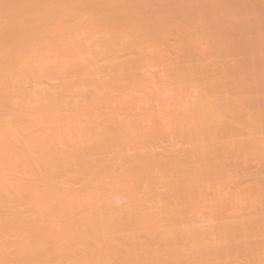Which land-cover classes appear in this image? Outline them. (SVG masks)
I'll use <instances>...</instances> for the list:
<instances>
[{"label": "rangeland", "instance_id": "rangeland-1", "mask_svg": "<svg viewBox=\"0 0 264 264\" xmlns=\"http://www.w3.org/2000/svg\"><path fill=\"white\" fill-rule=\"evenodd\" d=\"M5 1H7V2H5ZM16 1V2H15ZM14 2L12 1V0H3V2L0 0V25L2 26V24H3V27H4V29L0 26V29L1 30H5L4 32H6L7 30H12L13 28H15L14 26H13V28L11 27V25H13L11 22V20H9L8 21V19H11V18H9L8 17V15L10 14L9 12H13V10H17V11H15L16 13H15V15H16V18H17V21L20 23V24H24V25H26V24H28V21H29V19L30 20H33V21H35V22H38V25H36V23H35V29H34V25L31 23V22H33V21H30V23H31V25L33 26V28H32V26L30 27L29 25H26V26H28V30L31 32H26L25 31V33L23 32L25 29H23V31H21L20 29H19V31H21V32H23V33H20V32H18L17 31V33L15 32V34H14V38L10 41V42H8L7 44H6V42L5 41H3V40H5V39H2V37H0V39L2 40H0V56L2 55L3 56V58H2V56H1V58H0V60L2 61V65L0 64V68H1V70H0V124H3V123H5V121L6 120H8V126H6L5 128L7 129V127H8V129H10V131H12V129H13V131L12 132H10V134L9 135H11V133H12V135L14 136V134L16 133V134H18V133H21L22 131H24L25 130V132H27L28 131V133H25V132H22L21 134H23L24 135V138H27V137H29L31 140H29V138H27L26 140L25 139H23V140H19V139H17V143H20L21 144V146H20V144H15V143H13V139H15L16 137H13V139H12V137H11V139H9L8 138V136H7V134H8V130L6 131L7 132V134L2 130V129H0V144H1V146H0V150H2L3 149V147L4 148H6V146H7V148H9L10 146H12L13 144L14 145H16V146H12L10 149H12V151H10V149H7L6 148V151L8 152V150H9V153L11 154V155H14V157H21V156H23L24 155V153H22L23 151H25L26 150V155L27 156H23V159H22V157L20 158L21 160H19V158H18V162H22V163H19V164H21V165H18L16 162V164H15V166L18 168L19 166V168H18V170H16L17 168L13 165V167L11 166L12 165V162H11V160L9 161L8 159H12L13 158V156H11L10 157V155H9V157H8V159H3V158H5L6 157V154L8 155V153H6V151H4V149H3V152H5L4 154H5V156H4V154L2 155L3 157H1V153H2V151L0 152V160H2L3 159V161H4V163H3V161H1L0 162V164H2V166L0 165V170H1V168H3V165H5V162H6V166H4V167H6V168H8V167H11L12 169L15 167V169H11V168H8V169H10L9 171H6V169L4 170V168H3V171H2V173L0 174L1 175V177L3 176L2 174H4L5 172V174L7 175L8 174V176H10L9 178H8V176H6V175H4V176H6V177H4L3 176V178H1L0 177V179H3V180H0L1 182H0V185H1V183L3 182V184H4V186L6 185V183L8 184V180L10 179V182H11V180H12V182H13V180H15L17 177H19V179H21V178H23V177H21L22 175L24 176V178L26 177V179H28L29 178V180H30V182L32 181L33 182V180H34V178L36 177V178H38L37 176H40L39 175V173H41V176L39 177V178H41L42 177V174L44 175V177H46L45 179H44V177H42V179H44V181H43V183L41 182V184H43V187H45V186H47V190H53V188L52 187H54V186H52V181L50 180V178L52 179V180H55V181H57V180H59V181H57V182H55V186H56V184L58 183V182H60V180H61V182L63 183H60V184H62V188H63V186L65 185V183H68V182H70V181H72V180H74V178L73 177H76V181L74 180V183H73V181H72V189H70L71 188V186H68L67 187V189L69 188L70 189V191L71 190H77V189H79L80 191L79 192H83V190H84V186H86L85 184H86V182H87V180L85 181H82V183H84V184H82L81 183V181L80 180H83V179H80V178H83V175H84V172L85 171H81L80 170V172L79 171H74V174H75V172H77L78 174H80L81 172L83 173L81 176H77L78 174L76 173V175H72L73 173L71 172L72 170L71 169H65V168H67V167H69V168H72L73 169V166L75 167V169L77 168V166H79V165H81V167H80V169H83L85 166H87L91 161V163H94V162H96L95 160H97V158H98V155L99 154H101V155H103V157H106V158H104L103 159V157H101V155L99 156V158H98V160L97 161H99V159L100 158H102V159H100L101 161H105V159H108L107 160V162L108 163H110L111 161H112V159L111 158H113V155H114V152H112L113 150L116 152V151H118V149H119V147H115L114 149L112 148V147H114V145H112V147L111 148H109V146H111V143H110V145L107 143V144H105V142L107 141L106 140V138H107V136L109 135V140L108 141H112V139H110V138H112L111 136H112V130H113V132H116V128L118 129V131H122V129H123V132H124V134H125V136L127 135V138L125 137V139L127 140L128 139V137H132L133 138V140L134 141H136V139L138 138V140H137V142H138V144H141L140 142H147V141H150V139H156V137H157V135H159V138H161V137H165L166 136V138L168 137V135H169V137H168V139L166 140V138H165V140H164V138H162L163 139V141H162V139L161 140H159L160 142L159 143H157V139L155 140L154 139V141H151L152 142V146H147V145H149V143L151 144V142H148V143H146V145L145 146H147L146 148L148 149V148H150V149H148V150H151L152 148H154L155 150H153L152 149V151H158L162 156L163 155H165V153L167 152V151H169V149H172L173 150V153L175 152V153H178L179 155H181V157H182V159L183 160H187V161H189V160H191V151H192V149L194 150V144H195V140L197 141V140H199L198 138L200 137V135H201V138H203V137H206L207 138V136L208 135H210L211 136V141L213 140V143L211 144L210 142H207L206 141V143H207V151H208V149H210L209 150V152H210V156H211V158H214L215 157V159L217 160L218 159V161L217 162H221L220 164H222V167L225 169V170H227V172H226V174L227 175H225V177H227L228 175H229V178L230 177H232V178H226L224 181H223V183H222V186H221V188L219 187V191L218 190H216L215 188H214V192H213V188H212V190L209 188H207V187H205L206 185H205V183H207L206 181V179H208V176H209V174H207V175H205V176H207L206 178H205V180H204V176L203 177H201V179L200 178H198V179H200V181H198V179H195L194 181H191L192 182V184L194 183L195 185H193V187H195V188H192V187H190V182L189 183H186L185 181H187L186 179H185V177H187L186 175H183V176H185L184 177V179H182V180H184V181H182V180H180L181 178H183V177H180V179H178V177H177V175H175L174 177H175V179H173L174 177L173 176H171L172 177V179H171V181H173L174 180V183L175 184H178V185H176V187L177 186H179L180 185V187L182 188V186H186L185 184L184 185H181L182 183H181V181L182 182H184V183H186L187 184V186H189L188 188L190 189V188H192L193 190L194 189H197V190H199V187H200V190L198 191L199 193H201V194H203V195H201L200 197V199H201V201L199 200V202H196L197 201V199H195L196 197H192V196H190V197H192L191 199H185L186 201L187 200H189V201H191L192 202V204L190 203V202H186L185 200V203H186V205L184 204V205H182V203H184V202H179L178 201V203L180 204H176L177 206L175 207H172V206H169L168 204H166V201L165 202H160L157 198V193H159V192H161V191H163L164 189L166 190V188H164L163 186L164 185H168L170 182L169 181H167V182H165V180L163 181V183L165 182L166 184H164L163 186H160V189H156L155 188V191H154V186H152V188H148V189H145L144 188V186L147 188L148 186H146V185H142V188H140V186H134V184L135 183H133L132 181H131V185H133L131 188L132 189H130V186L131 185H128V184H130L128 181V183L127 182H125V184H123V183H121V182H115L116 183V185H117V187H116V185H115V183H112L110 186H109V181L110 180H106V179H109L108 177H106V176H109V174L107 173L106 174V176H105V178H103L104 177V175L103 176H99L100 177V179H101V177L103 178L102 180L105 182H103V181H101L99 178L97 179V180H99L98 181V183L100 184H98V186L95 184V182H94V184H92V185H95L96 187H98V188H100V187H105L104 189L106 190V192L109 190V188H111V189H114V193H113V190H111L110 189V191H108V192H111V193H113V195L115 194V191H116V189H115V187L116 188H118L120 191L121 190H123V192H120V191H118L117 190V192H119V193H121V194H119V195H114L113 197H111V198H109L110 196L109 195H111L112 196V194H109L108 192L106 193L105 192V194L106 195H108V199L106 198V196H105V194L103 193V191H104V189H102L103 191H102V193L100 192V189H99V192H98V190H96V187H91V183L93 182V177H95V176H93V175H89V176H87L89 173H85V175L84 176H86L84 179H87V177H89L88 179H92V182H88L87 183V185H88V189L91 187L92 188V191H89V192H87L88 191V189H87V193H89L88 195H87V201H85V203H86V207H81L82 209H80L79 207L81 206V205H83V206H85V203H84V201L82 202L83 204H81L80 202L82 201L81 199H85L86 197H81L82 195H84L86 192H81V196H79V192H78V198L80 199V200H77V201H74L75 203L76 202H79V204H80V206L76 209V210H72L71 208H74L73 206H75L74 205V202H72V199H70V197L68 198V196H69V194H71L70 192H69V194L67 195V199H66V201L68 200V199H70V201L73 203V205H72V203H70L69 202V200H68V204H71L72 206H71V208H70V205L68 206V204H67V202L66 201H62V203L64 204V203H66V205L68 206V208L69 209H71L72 211H75L76 213H77V211H78V214H75V212H74V214L71 216V218H73L74 220H73V222H79V223H81L80 225H79V223L78 224H76V223H74L75 225H78V226H74L75 228H73V226H68L69 228V231H71L72 233H68L69 234V236H68V234L66 235V234H64L63 235V237L62 238H66L67 236V238L66 239H68L70 236H73V235H75V233L74 232H77L76 231V229H77V227H79V228H81L82 226H84V220H82L81 221V219H85V221L88 219H91L90 217L93 215V214H91L90 213V211H91V209H92V211H94L93 213H96V215L94 216V219H95V217L96 218H102L101 220H103V213H104V215L106 214V212H107V207L105 206V209H106V211L104 210V211H102L103 210V208H104V206H103V204H105L106 202H107V204H109V201H107V200H109L110 199V203L112 204L111 206H115V207H113V208H115L116 209V211H114L115 209H111V206L109 205L108 207L110 208L109 210H112L111 212L113 213V211L114 212H117L118 214L119 213H121L120 211H122V213H126V211L123 209V206L124 207H126V210L128 209V207L129 208H131L132 209V206H133V204L134 203H136L137 202V200H136V197H138V194L137 193H134V192H131V191H133L135 188V190L134 191H139L138 193H140L139 194V196H141V197H138L137 199H138V201L141 199L142 200V202H141V200L139 201V202H137V203H140V205H142L141 207H140V205H139V207L140 208H142L143 206H144V208L142 209V211H144L143 212V215L145 214V216L143 217L144 219H145V217H146V211L147 210H144V209H146L147 207H148V216H149V212H150V210H152V207H154L153 209L155 210L156 209V204L158 203L159 205H160V207L162 208V210H164L165 212V214H171V215H173L172 213H173V211H175L174 212V215L175 216H177L176 214H179V217H180V223H179V225L177 226H175V228L176 229H174V227H171L172 229H174V231H175V233L173 234V236L174 235H176V237L175 238H178L179 239V237H180V235L182 234V233H184V232H182V231H184V230H186L185 228L191 223V221H192V223L190 224V225H193V222L194 223H197L198 224V228H199V231H197L198 229L196 228V226H195V224L192 226L193 227V229H196L195 230V232L197 231V232H201V230H203V229H205L204 231H202V233L204 232V234H208V236H209V232H214V231H219L220 229H223L224 227H229V224L231 225H233V226H235V225H237V223H239V225L241 224V223H246L245 222V220H250L249 222H251V219L252 218H254L255 216H259V213L260 212H263L264 210V197L262 196V195H264V192H263V190H264V153H263V151H264V137H263V133H264V80H262V79H264V60H262V59H264V41H263V35H264V0H235V2H234V0H211V1H208V0H184V1H182V3H186V4H182L181 3V1L180 0H176V2H174L173 0H137V1H135V0H133L134 1V3H133V1L132 0H129L130 1V3L128 2V0H124V1H119V0H117V2H116V0H108L109 1V4H107L108 3V1L107 0H105V1H103V0H98L99 2H98V4H94V3H96L97 1L96 0H66V1H68V3L65 1V0H25V2H24V0H22V1H20V0H15ZM35 1V2H34ZM38 1V2H37ZM43 1H44V3H43ZM58 2L57 4H56V2ZM71 1V3H69ZM78 3H77V2ZM91 1H92V3L93 4H91ZM112 2V4H111V2ZM139 1V2H138ZM153 1V2H152ZM154 1H155V3H154ZM157 1V2H156ZM164 1V2H163ZM171 1H173V2H171ZM191 1V2H190ZM199 1H201V2H199ZM207 1V2H206ZM215 1V2H214ZM223 1H224V3H223ZM230 1V2H229ZM10 2V3H9ZM30 2V3H29ZM46 2V3H45ZM51 2V3H50ZM107 2V3H106ZM121 2V3H120ZM128 2V3H127ZM138 2V3H137ZM141 2L143 3V4H141ZM161 2V3H160ZM167 4H166V3ZM170 4H169V3ZM227 2V3H226ZM3 3V4H2ZM17 3H19V4H17ZM26 3H28V4H26ZM32 3H33V5H32ZM36 3V4H35ZM38 3V4H37ZM49 3V4H48ZM63 3L65 4V6L64 7H66V8H64V10H62L61 9V11L59 12V10H60V8H62L61 6H63ZM74 3L76 4V5H74ZM82 3V5H80ZM101 3H103L102 5H101ZM106 3V4H105ZM117 3L119 4V6L117 5ZM125 3V4H124ZM131 3H133V5L132 6H130V4ZM140 3V4H139ZM149 3V4H148ZM154 3V4H153ZM165 3V4H164ZM174 3V4H173ZM177 3V4H176ZM180 3V4H179ZM208 4V6H207V4ZM211 3V4H210ZM219 3V4H218ZM241 3V4H240ZM5 4H7L6 6H5ZM12 4V6H9V5H11ZM15 4V5H14ZM25 4V5H24ZM39 4H41V5H39ZM46 4V5H45ZM62 4V5H61ZM68 4V5H67ZM78 4V5H77ZM85 4H86V6H85ZM115 4V5H114ZM124 5V6H121V5ZM137 4V5H136ZM138 4H139V6H141V7H139L138 6ZM146 4V5H145ZM148 4V5H147ZM188 4V5H187ZM203 4H206V6H204ZM218 4V5H217ZM236 4V5H235ZM238 4H239V6H238ZM4 5V6H3ZM14 5V6H13ZM20 5H22V6H20ZM37 7H36V6ZM43 5V6H42ZM55 5H57V6H55ZM58 5H60V7L58 6ZM90 5V6H89ZM92 5H93V7H92ZM108 5H110L109 7H108ZM112 5H114V6H112ZM126 5V6H125ZM137 7H136V6ZM143 5H145L143 8H142V6ZM152 5V6H151ZM165 6V8L163 7L162 8V6ZM177 5V6H176ZM191 5H193V7L191 6ZM197 5V6H196ZM214 5H216V6H214ZM228 5V6H227ZM244 5H245V7H244ZM3 6V7H2ZM20 6V7H19ZM27 6H29L30 8V10L29 9H27L28 7ZM52 6H54V7H58L59 9H57V8H54V7H52ZM73 6V8H74V10H73V8H71ZM76 6H77V8H76ZM94 6H95V8H94ZM97 6V7H96ZM116 6L118 7V8H116ZM128 6V7H127ZM147 6H149V7H147ZM156 8H154V7ZM169 6V7H168ZM178 6H180V7H178ZM187 6V7H186ZM188 6H190V8L188 7ZM210 6V7H209ZM219 6V7H218ZM11 7H13V8H11ZM24 9H23V8ZM36 7V8H35ZM41 7H42V10L43 11H40L41 10ZM45 7H48V8H45ZM50 7V8H49ZM100 9H99V8ZM104 7H105V9H104ZM119 7H121V8H119ZM129 7L131 8V9H129ZM140 8V10H142L141 11V13H140V10H139V8ZM167 7V8H166ZM182 7V8H181ZM203 7V8H202ZM205 7H207L206 9H204ZM228 7V9L226 10L225 8H227ZM237 7V8H236ZM240 7V8H239ZM243 7H244V9H243ZM9 8V9H8ZM13 9V10H11V9ZM17 8V9H16ZM19 8V9H18ZM20 8H22V11H21V9ZM33 8V9H32ZM39 8V9H38ZM53 10H52V9ZM83 8V9H82ZM112 8V9H111ZM125 8V9H124ZM126 8H127V10H126ZM133 8V9H132ZM136 8L138 9V10H136ZM146 8V9H145ZM147 8H148V10H149V12H147ZM158 8V9H157ZM181 8V9H180ZM187 8V9H186ZM194 8V9H193ZM203 10H202V9ZM209 8V9H208ZM216 8H218V9H216ZM246 8V9H245ZM5 9V10H4ZM27 10V12H26V10ZM36 9H38V10H36ZM56 9H57V12L58 13H63V14H58L57 13V15L55 14V11H56ZM67 9H68V11H67ZM69 9H70V11H69ZM85 9V10H84ZM93 9V10H92ZM111 9V10H110ZM118 9V10H117ZM122 9V10H121ZM136 11H135V10ZM160 9V10H159ZM168 9V10H167ZM169 9H173V10H169ZM175 9V10H174ZM196 9V11L195 12H193L194 10ZM198 9V10H197ZM207 9H208V11H207ZM211 9H212V12H211ZM222 9H224V10H222ZM233 9V10H232ZM235 9V10H234ZM6 10H8V11H6ZM31 10H33L32 12H31ZM45 10L47 11V10H49V12H45ZM71 10H73V12L69 15V13L71 12ZM86 10H87V12H86ZM91 10V11H90ZM104 10H107V11H105L104 12ZM115 10V11H114ZM159 10V11H158ZM167 10V11H166ZM213 10H214V12H213ZM218 10V11H217ZM50 11H52V13H53V16H56V17H54L53 18V16L51 15L52 13H50ZM67 11V12H66ZM76 11H78L77 12V15H76ZM85 11V12H84ZM94 11H95V13H94ZM100 11H102L101 12V14H99V12ZM108 11H110V12H108ZM113 11V13H111ZM119 11H120V13H119ZM122 11V12H121ZM126 13H125V12ZM130 11V12H129ZM132 11H133V13H132ZM140 13H138V12ZM151 11V12H150ZM161 11H163V12H161ZM168 12V13H166V12ZM171 11H173V12H171ZM175 11H177V12H175ZM181 11V12H180ZM182 11H187V12H182ZM190 11V12H189ZM192 11V12H191ZM228 11V12H227ZM230 11V12H229ZM248 11V12H247ZM11 12V13H12ZM19 12V13H18ZM41 12H42V14H41ZM69 12V13H68ZM75 12V13H74ZM116 12V13H115ZM129 12V13H128ZM145 12H147V13H149L148 14V16H147V14H145ZM154 12V13H153ZM179 12V13H178ZM197 12V13H196ZM203 13V15H201L202 13ZM208 12V13H207ZM219 12H220V14H219ZM223 12V13H222ZM245 12V13H244ZM5 13L6 14H8V15H5ZM22 13V14H21ZM26 13H27V15L28 16H26V18L24 17L25 15H26ZM32 13V14H31ZM36 13V14H35ZM45 13V14H44ZM84 13V14H83ZM88 13V15H86ZM89 13H91V14H89ZM93 13V14H92ZM97 13V14H96ZM104 13V14H103ZM105 13H106V15H105ZM130 13H132V14H130ZM144 13V14H143ZM153 13V14H152ZM193 13V14H192ZM201 13V14H200ZM216 13V14H215ZM221 13H222V15H221ZM225 13H227V14H225ZM232 13L234 14L233 16H232ZM13 15H14V12L12 13ZM24 14V15H23ZM50 14V15H49ZM79 14V15H78ZM95 14V15H94ZM108 14V15H107ZM116 16H115V15ZM127 14V15H126ZM136 14H138V16L140 15H142V20L144 21H142L141 20V18H140V16H139V18H138V16H136ZM163 16H161V15ZM170 14V15H169ZM172 14V15H171ZM177 14V15H176ZM190 14H191V16H190ZM208 14V15H207ZM209 14H212V15H209ZM231 14V15H230ZM23 15V16H22ZM35 15V16H34ZM39 15V16H38ZM62 15H64V17H65V15H66V17L62 20L61 19V17H62ZM85 15H86V17H87V19H84L85 18ZM91 15V16H90ZM93 15V16H92ZM102 15H104V16H102ZM111 15H113V17L111 16ZM118 15V16H117ZM120 15V16H119ZM131 15V16H130ZM134 15V16H133ZM195 15H196V17H195ZM198 15H199V17H198ZM215 15V16H214ZM235 15H237V16H235ZM4 17V16H6V17H4L3 19H5V21L1 18V17ZM22 16V17H21ZM30 16V17H29ZM32 16V17H31ZM37 16H38V19H35V18H37ZM49 16L50 17H52L49 21V23H46V22H48V20H47V18H49ZM60 17V19H61V21L58 19V17ZM80 16L81 17H83V18H80ZM116 18H115V17ZM123 16H124V19H123ZM129 18H128V17ZM146 16L148 17L147 18V20L149 19L150 20V18L149 17H152L153 19L155 18V20H153L152 18V20L154 21H152V20H150L149 22H150V24H156L157 23V25H153V27H152V25L150 26V27H152L153 29H152V31H151V28L150 27H148L150 24H149V22H148V25L146 24V26L144 27L143 26V24H145L147 21H146V19H144V18H146ZM200 16H202V17H200ZM208 16V17H207ZM226 16V17H225ZM231 16H232V18H231ZM20 17V18H19ZM25 19H27V17H28V19L27 20H25ZM43 17H45V18H43ZM93 18V19H95V21L91 18L90 20L93 22V23H90L91 21L89 20V18ZM95 17V18H94ZM102 17V18H101ZM119 17V18H118ZM121 17V18H120ZM127 17V18H126ZM133 17V18H132ZM158 17H159V19H158ZM169 17H171L170 19H169ZM181 17V18H180ZM191 18V20H190V18ZM194 17V18H193ZM210 17V18H209ZM214 17V18H213ZM216 17V18H215ZM222 17V18H221ZM228 17V18H227ZM249 19H248V18ZM31 18H33V19H31ZM43 18V19H42ZM57 18V19H56ZM66 18H70V20H68V21H66ZM74 18V19H73ZM100 18V19H99ZM106 18V19H105ZM109 18V19H108ZM118 18V19H117ZM126 18V19H125ZM131 18V19H130ZM136 18H138V20L136 19ZM161 18H162V21H161ZM176 18H178V19H176ZM188 18V19H187ZM198 18V19H197ZM202 18V20H200ZM209 18V20L207 21L206 19H208ZM223 18H224V21H223ZM239 18H241V19H239ZM21 21H20V20ZM79 19V20H78ZM81 19H84V20H82V22L80 21ZM112 19V20H111ZM116 20V21H114V20ZM119 19H120V21H119ZM132 19H134L133 20V22H130V21H132ZM158 19V20H157ZM164 19V20H163ZM244 19H245V21H244ZM252 19V20H251ZM24 20V21H23ZM38 20V21H37ZM42 20V21H41ZM46 20V21H45ZM54 20H55V22H54ZM100 20H102L103 21V23H102V21H100ZM110 20H111V22H110ZM125 20V21H124ZM130 20V21H129ZM195 20H196V22H195ZM213 20H214V22H213ZM222 21V22H220V21ZM237 20H239V21H237ZM253 20H254V23H253ZM3 21V22H2ZM60 21V22H59ZM66 22V23H64V22ZM77 21H79V22H77ZM84 21H86V25L84 24ZM97 21V22H96ZM107 21H109V22H107ZM113 21V22H112ZM126 21H127V23H126ZM140 21H142V22H140ZM161 21V22H160ZM172 21V22H171ZM200 21L202 22V23H200ZM209 21H211V22H209ZM242 21V22H241ZM6 23V26H4L5 25V23ZM11 23V25H9L8 23ZM26 24H25V23ZM40 22H41V24H42V26H41V24H40ZM46 23V24H44L45 25V27H44V25H43V23ZM51 22H52V24H51ZM57 25V26H55V24ZM56 22H59V23H56ZM72 22H76V24L77 23H79L78 24V26L76 25V24H74L73 23V25H75L74 26V29H73V27H69L68 28V26H72ZM139 22H140V24H139ZM159 22V23H158ZM166 22V23H165ZM174 22V23H173ZM182 22H184V23H182ZM186 22V23H185ZM216 22H218V23H216ZM226 22V23H225ZM238 22H240V23H238ZM243 22H245V23H243ZM2 23V24H1ZM60 23H61V25H60ZM67 23H69L70 25H68ZM81 23H82V25H85L84 27L81 25ZM89 23V24H88ZM95 23V24H94ZM100 23H101V25H100ZM108 23V24H107ZM131 23V24H130ZM135 23H138V25L136 26V24ZM169 23V24H168ZM188 23V24H187ZM194 23V24H193ZM200 23V24H199ZM207 23V24H206ZM243 23V24H242ZM251 23H253V24H251ZM59 24V25H58ZM87 24H88V26H87ZM91 24H93L92 25V28H91ZM97 24V25H96ZM112 24V25H111ZM117 26H116V25ZM126 24V25H125ZM134 24V25H133ZM174 24V25H173ZM245 24V25H244ZM247 24V25H246ZM249 24V25H248ZM9 25V26H8ZM49 25V26H48ZM53 26L52 28H50L51 26ZM80 25V26H79ZM100 25V26H99ZM105 25H107V26H105ZM111 25V26H110ZM141 25H142V27H141ZM161 25V27H159ZM165 25V26H164ZM168 25V26H167ZM172 25H173V27H172ZM185 25V26H184ZM187 25H189V27L187 26ZM198 25V26H197ZM209 25V26H208ZM228 25V26H227ZM234 25V26H233ZM25 26V27H26ZM43 27V28H41V27ZM48 26V27H47ZM59 26H61V27H59ZM63 26L64 27H66L65 29H67V31H65V29L63 28ZM96 26V27H95ZM100 28H98V27ZM102 26H103V28H102ZM113 26V27H112ZM125 26V27H124ZM127 26H129V27H127ZM158 26V27H157ZM197 26V27H196ZM203 26V27H202ZM213 26V27H212ZM232 26V27H231ZM245 26V27H244ZM46 27L47 28H49V29H46ZM81 27H83V28H81ZM105 27V28H104ZM118 27V28H117ZM136 29H134V28ZM146 27H148L147 29H146ZM166 27H167V29H166ZM180 27V28H179ZM184 28V29H182V28ZM196 27V29H194ZM200 27V28H199ZM215 27V28H214ZM220 27V28H219ZM230 27V28H229ZM234 27V28H233ZM240 27V28H239ZM7 30H6V29ZM10 28V29H9ZM39 28H40V30H39ZM54 28L56 29V30H54ZM78 30V32L80 33V29L81 30H86V28H89V29H87L86 31H87V33L88 34H86V36H84L85 35V33H82V32H84V30L80 33V38L82 39H80L79 38V36H78V34L79 33H77V34H75V32H77V30ZM80 28V29H79ZM90 28H91V30L92 29H94V31L92 30V31H90ZM97 28V29H96ZM115 28V29H114ZM117 28V29H116ZM125 28V29H124ZM160 28V29H159ZM204 28V29H203ZM246 28L247 29H249V30H246ZM17 29V28H16ZM31 29V30H30ZM42 29L46 32H44L43 33V35H42V33L41 32H43L42 31ZM61 29V30H60ZM62 29H64V31H62ZM68 29H70V30H68ZM103 29H105V33H104V30ZM107 29H108V31H107ZM120 29H122V30H120ZM137 29H139V30H137ZM144 29V30H143ZM150 29V30H149ZM154 29H156L157 30V32H156V30H154ZM158 29H159V31H158ZM191 29V30H190ZM199 29H201V30H203V31H200ZM223 29V30H222ZM229 29V30H228ZM231 29V30H230ZM238 31H236V30ZM47 30V31H46ZM58 30H60L61 32L59 33V31ZM72 30V31H71ZM74 30V31H73ZM76 30V31H75ZM132 30H134V31H132ZM160 30H161V32H160ZM164 30V31H163ZM198 30V31H197ZM219 30H221V31H219ZM225 30V31H224ZM241 30V31H240ZM243 30V31H242ZM48 31H51V33H49ZM53 31L55 32V34L53 33ZM103 31V32H102ZM110 31H112V32H110ZM119 31L120 33H121V35L119 34V32L117 33V32ZM122 31V32H121ZM125 31V32H124ZM142 31V32H141ZM144 31H148L149 32V34L150 33H152V34H148V32H144ZM169 31H170V34H169ZM180 31L181 32H184V33H182V34H180V35H182V36H180L179 35V33H180ZM193 31V32H192ZM200 31V32H199ZM233 31V32H232ZM249 32V34H247L248 32ZM4 32H0V34H2V33H4ZM35 32H36V34L37 33H39L40 32V34H35ZM64 32V33H63ZM69 32H71V34H70V37L68 36V33ZM96 32V33H95ZM103 34H105L104 36L102 35V33ZM108 34H107V33ZM109 32H110V34H109ZM124 32V33H123ZM131 32V33H130ZM153 32H154V34H153ZM155 32H156V36H155ZM173 32V33H172ZM208 32V33H207ZM217 32V33H216ZM235 32V33H234ZM246 32V34H244ZM72 33H74V35H72ZM93 35V36H95L96 34L98 35V37L96 36V37H94V39H93V36L91 35V34ZM94 33H95V35H94ZM100 33H101V35H100ZM113 33H116V34H113ZM126 33V34H125ZM134 33V34H133ZM136 33V34H135ZM141 33V34H140ZM145 33V34H144ZM157 33H158V36H157ZM178 33V34H177ZM187 33V34H186ZM189 33V34H188ZM193 33V34H192ZM202 33H203V39L202 38H200L201 37V35H202ZM240 33V34H239ZM242 33V34H241ZM259 35H258V34ZM27 34V35H26ZM30 34H31V37H30ZM32 34H35V35H32ZM45 34V35H44ZM48 34H50V36L48 35ZM56 34H57V37H56ZM65 34V35H64ZM111 34H112V36H111ZM117 34H119L118 36H120V37H118L117 36ZM133 36L132 38H131V36ZM143 34V36H141ZM146 34L148 35V36H150V37H146ZM173 34H174V37H173ZM175 34H177V35H175ZM192 34V35H191ZM200 34V35H199ZM217 34V35H216ZM236 34V35H235ZM240 36H239V35ZM251 34V35H250ZM257 34V35H256ZM261 34H263V35H261ZM21 35H22V37H21ZM29 35V36H28ZM40 35V36H39ZM41 35H42V38H41ZM47 35V36H46ZM53 35H54V37H53ZM66 37V39H65V37ZM88 35V36H87ZM116 35V36H115ZM122 35H124V36H122ZM136 35V36H135ZM138 35V36H137ZM160 35H161V37H160ZM199 35V36H198ZM221 35H222V37H221ZM244 37H243V36ZM261 35V37H259ZM16 36V37H15ZM37 36H38V38H41V42L43 43H41V42H39V40H38V38H37ZM44 36V37H43ZM68 36V37H67ZM72 36V37H71ZM73 36H75V38L77 37L78 39H80V40H75V38L73 37ZM83 36H84V39H83ZM99 36H100V38H99ZM103 36V37H102ZM130 36V37H129ZM135 36V37H134ZM151 36H153V37H151ZM156 38H155V37ZM166 37V36H168V37H166L164 40H163V38L164 37ZM178 36H179V38H178ZM189 36H191V37H189ZM196 36V37H195ZM209 36V37H208ZM216 36V37H215ZM249 36V38H247V37ZM253 36V37H252ZM259 38H258V37ZM19 37V38H18ZM28 37H29V39H28ZM33 37H35V38H33ZM48 37V38H47ZM89 37H92V38H89ZM139 37V38H138ZM142 37V38H141ZM146 37V38H145ZM159 37H160V39H162L161 40V42L159 41L160 39H159ZM171 37V38H170ZM195 37V38H194ZM240 37V38H239ZM243 37V38H242ZM251 37V38H250ZM19 40H18V39ZM24 38V39H23ZM45 40H44V39ZM58 39V40H60V39H62V40H60V41H56V39ZM67 38H69V40L67 39ZM88 38V39H87ZM98 38V39H97ZM103 40H102V39ZM113 40V41H111V39ZM118 38H120V39H118ZM151 38V39H150ZM154 38V39H153ZM176 38H177V40H176ZM181 38V39H180ZM207 40H206V39ZM217 38H219V39H217ZM226 38V39H225ZM239 38V39H238ZM242 38V39H241ZM247 38V39H246ZM261 38V40H262V44H261V42H260V40H258V39H260ZM46 39H47V41H46ZM71 39V40H70ZM73 39V40H72ZM86 39V40H85ZM100 39V40H99ZM109 41H108V40ZM116 39H117V41H116ZM129 39V40H128ZM130 39H131V42H130ZM133 39V40H132ZM146 39V40H145ZM156 39V40H155ZM168 39V41H166ZM179 39V40H178ZM182 39H184V41H180V40H182ZM190 39L192 40L191 42L192 43H189L188 41H190ZM196 39V40H195ZM202 39V40H201ZM205 39V40H204ZM211 39V40H210ZM213 39V40H212ZM221 39H222V42H221ZM225 39V40H224ZM229 39V40H228ZM233 41H232V40ZM241 39V40H240ZM256 39V40H255ZM23 42H22V41ZM29 40H32V42L30 43L29 42ZM64 40H67L66 41V44L64 43L65 41ZM83 40H84V42H83ZM88 40V42L86 43V41ZM92 40V41H91ZM97 40H98V42H97ZM106 40V41H105ZM118 40H125L126 42H124V41H122V42H124V43H120ZM127 40H128V42L130 43H128L127 42ZM136 40V41H135ZM140 40H142V41H140ZM200 41V42H202L203 44L205 43V45H203L202 43L201 44H199V42L198 41ZM217 40V41H216ZM238 40V41H237ZM252 40V41H251ZM16 41H18V42H16ZM25 41V42H24ZM35 43H34V42ZM46 41V42H45ZM51 43H50V42ZM62 41V42H61ZM64 41V42H63ZM70 41V42H69ZM139 41V42H138ZM154 43H152V42ZM159 41V42H158ZM163 41V42H162ZM176 41V42H175ZM210 41V42H209ZM213 41V42H212ZM228 43L227 45H226V42ZM232 41V44L230 43ZM255 41V42H254ZM260 43H259V42ZM4 42V43H3ZM20 42V43H19ZM28 42V43H27ZM45 42V43H44ZM47 42H49V43H47ZM55 42H57V43H55ZM58 42H60V43H58ZM69 42V43H68ZM75 42V43H74ZM78 42V43H77ZM93 42V43H92ZM96 42V43H95ZM101 42V43H100ZM134 42V43H133ZM139 43V45H138V43ZM148 42V43H147ZM179 42H181V45H179V44H176V43H179ZM188 42V43H187ZM198 42V43H197ZM217 42V43H216ZM225 43V44H223L224 45V48H225V46H228V48H226V49H222L223 48V46L221 45V43ZM243 42V43H242ZM245 42V43H244ZM250 42V43H249ZM251 42H252V44H254L253 45V47L251 46L252 44H251ZM13 43V44H12ZM26 45H25V44ZM31 45H30V44ZM32 43H33V45H32ZM39 43V44H38ZM41 43V44H40ZM72 43H74V44H76L75 45V47H74V45L72 44ZM104 43V44H103ZM106 43V44H105ZM113 43H115V45L113 44ZM116 43H117V45H116ZM128 43V44H127ZM141 43V44H140ZM158 43V44H157ZM162 43V44H161ZM182 43H184V44H182ZM187 43V44H186ZM197 43V45L199 46H196L195 44ZM208 43V44H207ZM258 43V44H257ZM5 44V45H4ZM38 44V45H37ZM44 44H47V48L44 46ZM53 44V45H52ZM60 44H62L61 46H60ZM86 44V45H85ZM90 44V45H89ZM108 44H109V46H108ZM111 44H113L112 46H113V48L115 47L116 49H111ZM137 44V45H136ZM144 46H143V45ZM155 44H157V45H155ZM188 44H189V47H188ZM213 46H212V45ZM218 44V45H217ZM242 44V45H241ZM247 44V45H246ZM250 44V45H249ZM7 45L9 46V47H7ZM11 45V46H10ZM21 45V46H20ZM37 45V46H36ZM57 45V46H56ZM93 45V46H92ZM102 45V46H101ZM104 45V46H103ZM106 45V46H105ZM120 45V47H118ZM124 47H123V46ZM127 45V46H126ZM133 45H135V47L133 46ZM143 46V47H139V46ZM147 45H150V46H147ZM152 45V46H151ZM155 45V46H154ZM194 45V46H193ZM207 45H208V47H207ZM210 45V46H209ZM217 45V46H216ZM230 45H232V47L230 46ZM3 46V47H2ZM23 46V47H22ZM29 46H31V47H29ZM33 46V47H32ZM36 46V47H35ZM41 46H43L44 47V49L46 50H44L43 49V47H41ZM50 46V47H49ZM54 46V47H53ZM74 47V48H72V47ZM79 46V47H78ZM80 46H81V48H80ZM84 46V47H83ZM92 46V47H91ZM96 46V47H95ZM131 46V47H130ZM138 46V47H137ZM154 46V47H153ZM166 46V47H165ZM169 48H168V47ZM177 46H178V48L179 47H181V48H184V49H181V48H179L181 51H184V52H181L178 48H177ZM203 46V47H202ZM205 46V47H204ZM219 46V47H218ZM244 46V47H243ZM257 46H259V47H257ZM261 46V47H260ZM39 47V48H38ZM40 47L42 48V49H40ZM61 47V48H60ZM63 47V48H62ZM64 47H65V49H64ZM103 47V48H102ZM107 47H109V49H107ZM120 48L119 50H123L122 52H119V50H118V48ZM128 47V48H127ZM137 47V49H139V50H135V48ZM148 47V48H147ZM191 47V48H190ZM193 47H194V49H193ZM203 48V50L204 51H206L207 49V51L206 52H203V50H201L202 48ZM211 47V48H210ZM230 47V48H229ZM241 47H242V49H241ZM255 47V48H254ZM258 48V50H257V48ZM18 48V49H17ZM21 48V49H20ZM30 48H32V49H30ZM35 48V50L36 51H34L33 49ZM66 48H67V50H66ZM71 48H72V50H71ZM78 50H77V49ZM92 49V51H91V49ZM94 48H95V50H96V48H97V50H96V52H95V54H94V52H93V50H94ZM105 48V49H104ZM130 48H131V50H130ZM151 48L153 49H158V51L157 52H155L156 50H154V53H158V54H154L153 53V55H151L152 54V52H153V50H151ZM188 48V49H187ZM206 48V49H205ZM240 50H239V49ZM248 49L249 50V48H253L252 50L250 49V51H252L251 52V55H247V53H249L250 54V51H247V53H246V51H245V49ZM2 49V50H1ZM7 49V50H6ZM24 49V50H23ZM29 49V50H28ZM40 49V50H39ZM49 49V50H48ZM54 49V50H53ZM62 51H61V50ZM76 49V50H75ZM82 49V50H81ZM112 50V52H111V50ZM134 51H133V50ZM141 49V50H140ZM149 49V50H148ZM164 49V50H163ZM192 51H191V50ZM197 49H200V50H197ZM219 49H221V52H220V50ZM229 49V50H228ZM231 49V50H230ZM255 49V50H254ZM11 52H10V51ZM20 50H21V53H20ZM42 50H43V52H42ZM59 50H60V53L62 52V54H60L59 53ZM65 50V51H64ZM98 50H100V53H99V51ZM103 50H104V52H103ZM117 53H115L114 51ZM127 52H126V51ZM129 50V51H128ZM147 52V51H149L148 53H149V55H148V53H147V56H145V54L144 53H146L145 51ZM167 50V51H166ZM195 50H196V52H195ZM211 50V51H210ZM228 50V51H227ZM237 50V51H236ZM254 50V51H253ZM259 50H261V51H263V52H261V51H259ZM32 51V52H31ZM39 51V52H38ZM40 51H41V53H40ZM47 51H49V53H47ZM52 53H51V52ZM53 51H55V53H56V55H55V53L53 52ZM69 51H71V53L69 52ZM81 51H83V52H81ZM86 51L87 52H89V54L88 53H86ZM102 51V52H101ZM164 53H163V52ZM179 51V52H178ZM202 51V52H201ZM227 51V52H226ZM232 51V53H230ZM242 51H245L244 53H242ZM13 52V53H12ZM23 52H26L27 54H25V53H23ZM81 54H80V53ZM121 53V54H119V53ZM135 52V53H134ZM137 52V53H136ZM139 52V53H138ZM142 52V53H141ZM144 52V53H143ZM160 52H162L163 53V55L165 56V53H166V56L168 55L169 56V58H168V56L166 57L165 56V58H164V56L163 55H161V53ZM237 52H239V53H237ZM241 52V53H240ZM259 52H261V53H259ZM17 53V54H16ZM31 53V54H30ZM37 53V54H36ZM43 53V54H42ZM44 53H47V54H44ZM51 53V54H50ZM90 53H93L92 55H94L93 56V58H92V55L90 54ZM108 53H109V55H108ZM114 53V54H113ZM127 53V54H126ZM130 53V54H129ZM151 53V54H150ZM182 53H184V54H182ZM191 53V54H190ZM5 54V55H4ZM19 54V55H18ZM22 54H24L23 55V57H22ZM30 54V55H29ZM34 54H35V56H34ZM39 54V55H38ZM42 54V55H41ZM65 54V55H64ZM68 54V55H67ZM73 54V55H72ZM76 54V55H75ZM98 54H100V55H98ZM113 55V57H112V55ZM139 54V55H138ZM140 54H142V55H144V56H142V55H140ZM188 54V55H187ZM220 54V55H219ZM226 54V55H225ZM255 54V55H254ZM259 56V58H258V56ZM11 55V56H10ZM28 55V56H27ZM31 55H32V58L30 59V62H28V60H25L24 58H30L31 57ZM83 55V56H82ZM87 55V56H86ZM89 55V56H88ZM96 55V56H95ZM102 55L104 56V57H102ZM108 55V56H107ZM124 55V56H123ZM132 55V56H131ZM138 55V56H137ZM151 55V56H150ZM160 56L161 55V57L162 58H159L158 56ZM187 55V56H186ZM230 55V56H229ZM261 55L263 56V57H261ZM5 56V57H4ZM17 56V57H16ZM21 56V57H20ZM38 56V57H37ZM46 56H48L49 58L47 59V57ZM51 56V57H50ZM53 56V57H52ZM61 56V57H60ZM86 56V57H85ZM99 56V57H98ZM100 56H101V58H100ZM118 56H119V58H118ZM128 56V57H127ZM153 56V57H152ZM154 56H156V57H154ZM178 56V57H177ZM182 56H186V57H184V58H181ZM247 56V57H246ZM251 56V57H250ZM255 58H254V57ZM7 57L9 58V60L7 59ZM15 57V58H14ZM35 57H37V59L35 58ZM44 57V58H43ZM45 57H46V59H45ZM60 57V58H59ZM67 57V58H66ZM69 57V58H68ZM80 57V58H79ZM110 59H109V58ZM126 57V58H125ZM139 59H138V58ZM141 57V58H140ZM147 57H149V58H147ZM178 58V60H177V58ZM191 57V59H188V58H190ZM215 57V58H214ZM220 57H222V60H221V58ZM226 59H225V58ZM227 57H231L230 59L228 58L227 59ZM51 58V59H50ZM59 58V59H58ZM66 58V59H65ZM71 58V59H70ZM78 58H79V60H78ZM86 58H88V59H86ZM114 59L115 58V61H116V59H118V61H112V59ZM123 58V59H122ZM136 58V59H135ZM147 58V59H146ZM153 58V59H152ZM181 58V59H180ZM248 58H249V60H248ZM254 58V59H253ZM33 59H34V61H33ZM73 59V60H72ZM76 59V60H75ZM84 59V60H83ZM96 59V60H95ZM108 59H109V61H108ZM122 59V60H121ZM125 59V60H124ZM143 59H145V63H147V66H146V64L144 63V65H143V63H142V60ZM159 59H160V61H159ZM166 59V60H165ZM217 59V60H216ZM247 59V60H246ZM259 59H260V61H259ZM7 60V61H6ZM12 60H17V62L16 63H14V64H12L13 63V61ZM18 60H20V61H18ZM22 60H24L23 62H22ZM41 60V61H40ZM54 60H56V64H55V61ZM66 60V62H63V61H65ZM79 61V64L77 63L78 61ZM121 60V61H120ZM131 60V61H130ZM138 60V61H137ZM146 60H150L151 61V64H150V62H148V61H146ZM153 60H154V64H153ZM163 60V61H162ZM176 60V61H175ZM181 60V62H184V63H180L179 61ZM187 60H189V61H187ZM219 60V61H218ZM224 60V61H223ZM251 60V61H250ZM1 61H0V63H1ZM11 61H12V63H11ZM43 61V63L41 64V62ZM47 61V62H46ZM53 61V62H52ZM86 61V62H85ZM89 61H90V63H91V61H92V64L90 65L91 67H89V66H84V65H89L90 63H89ZM96 63H95V62ZM126 61H127V64H126ZM166 61H168V62H166ZM178 61V62H177ZM6 62V63H5ZM26 62V63H25ZM32 62V64H30ZM69 62V63H68ZM72 62V63H71ZM81 62V63H80ZM109 62V63H108ZM118 62V63H117ZM130 62H132L134 65H135V67L134 68H132V66H134V65H132V66H130L132 63H130ZM135 62V63H134ZM139 62V63H138ZM141 62V63H140ZM160 64H159V63ZM175 62V63H174ZM198 62V63H197ZM225 62L226 63H228L227 64V66H226V64H225ZM250 62H251V64H250ZM257 62V63H256ZM9 63H11V64H9ZM27 63H29L28 65L31 67H29L28 69H24V67L26 68L27 67ZM40 63V64H39ZM49 63V64H48ZM54 63V64H53ZM60 63V64H59ZM63 63V64H62ZM65 63V64H64ZM68 63V64H67ZM83 63V64H82ZM110 64L111 63V65H107L106 66V64ZM121 63V64H120ZM165 63V64H164ZM173 65H172V64ZM179 63H180V66H179ZM187 63V64H186ZM256 63V64H255ZM19 64V65H18ZM23 64H25V65H23ZM45 64V65H44ZM66 64H67V66H66ZM71 64V65H70ZM73 64V65H72ZM100 64V65H99ZM113 64V65H112ZM115 64H117L116 65V69H115ZM120 64V65H119ZM127 66H126V65ZM149 64V65H148ZM182 64H184V65H182ZM189 64H191V65H189ZM223 64V65H222ZM5 65L7 66H10L9 68H7V67H5ZM16 65V66H15ZM34 65H35V67H34ZM50 65V67H48ZM57 66V68L55 67V66ZM61 65V66H60ZM63 65H64V67H63ZM70 65V66H69ZM77 65V66H76ZM98 65V66H97ZM137 65H139V66H137ZM235 65V66H234ZM5 67V68H3V67ZM14 66L16 69H12V67ZM110 66H111V69H112V71H113V73L115 72L114 70H116V72H115V74L117 75H112L113 73H111L112 71H111V69H109L110 68ZM121 68H120V67ZM122 66H123V69H122ZM125 66V67H124ZM138 68H137V67ZM144 66H145V68H144ZM148 66H150V67H148ZM176 67V70H174V67ZM177 66L178 67H180V70L181 71H179V68H177ZM181 66H184V68H181ZM192 66H193V68H192ZM223 66V67H222ZM238 66V67H237ZM240 66V67H239ZM253 66V67H252ZM34 67V68H33ZM72 67V68H71ZM77 67V68H76ZM96 67V68H95ZM101 68V71H99V69L98 70H96L97 68ZM105 67V69H103ZM106 67H108V68H106ZM130 67V68H129ZM220 67V68H219ZM36 68H39V70L37 69L36 70ZM43 68V69H42ZM68 68H70V71L72 70V72H66V71H69L68 70ZM83 68V69H82ZM90 68V69H89ZM93 69V71H92V69ZM114 68V69H113ZM120 69V70H118L117 71V69ZM124 68L126 69V71L124 70ZM132 68V69H131ZM237 68H240V71H239V69H237ZM242 68V69H241ZM248 68V69H247ZM252 68V69H251ZM4 69V70H3ZM5 69H7V70H5ZM10 69V70H9ZM12 69V70H11ZM20 69V70H19ZM58 69V70H57ZM66 71H65V70ZM74 69H76V70H74ZM77 69L80 71H82L83 70V72H79V71H77ZM104 71H103V70ZM182 69H184V70H182ZM4 72H3V71ZM15 70H17V71H15ZM25 70H28V71H25ZM34 70H36L35 71V73L33 72ZM47 70V71H46ZM52 70V71H51ZM87 70L90 72V73H88L87 72ZM109 70H110V72H109ZM122 70L123 71H125V72H127V75H125L124 74V76H121L120 74H122V73H124V72H122ZM130 70H131V72H130ZM143 70V71H142ZM234 70V71H233ZM235 70H236V72H235ZM238 70V71H237ZM247 70H249V71H247ZM251 70V71H250ZM259 70V71H258ZM2 71V72H1ZM8 71H10V73L8 72ZM11 71L13 72L14 71V73H11ZM32 71V72H31ZM41 71V72H40ZM44 71V72H43ZM74 71V72H73ZM76 71V72H75ZM96 71V72H95ZM105 71H107V72H105ZM146 71V72H145ZM198 73H197V72ZM256 73V72H258L259 73V75H256V74H258V73H256L255 75H251L252 73H254V72ZM262 71V72H261ZM8 72V73H7ZM23 72V73H22ZM36 72H38V73H36ZM77 72H79V73H77ZM93 72H95L94 74H92ZM101 72H102V74H101ZM179 72H181V74L179 73ZM235 72V74H233ZM251 72V73H250ZM30 73V74H29ZM50 73H53V74H50ZM61 73V75H59ZM66 73V75L67 74H69V73H71V74H69L68 76H66V75H64ZM73 73H76V75L75 74H73ZM99 73H100V75H99ZM107 75H106V74ZM130 75H129V74ZM190 73V74H189ZM197 73V74H196ZM208 73V74H207ZM238 73L240 74V75H238ZM261 73H263L262 75H261ZM11 74V75H10ZM13 74V75H12ZM18 74V75H17ZM21 74V75H20ZM29 76H28V75ZM36 74H38V75H36ZM40 74H41V76H40ZM46 74V75H45ZM58 74V75H57ZM80 74V76H77V75H79ZM85 74V75H84ZM91 74V75H90ZM144 74V76H142ZM147 74V75H146ZM179 76H178V75ZM224 74V75H223ZM17 75V77H15V76ZM25 75V76H24ZM37 77H36V76ZM64 76V78H62L63 76ZM89 75L91 76V81L89 80L90 78H89ZM92 75H95V76H93L92 77ZM110 75H112V78H111V76ZM120 75V76H119ZM150 76V79H149V76ZM174 75V76H173ZM195 75H197V77L195 76ZM235 75V76H234ZM249 75V76H248ZM7 76V77H6ZM11 76V77H10ZM19 76V77H18ZM23 76V77H22ZM27 76H28V78H27ZM30 76H32V77H30ZM50 76V77H49ZM56 76H59L58 78H56ZM74 76V77H73ZM85 76L87 77L86 79L87 80H89V81H87L86 82V80H85ZM100 76V77H99ZM108 76L110 77L109 79H110V81H108ZM141 76V77H140ZM191 76H193V78L191 77ZM198 76H199V82H198ZM201 76V77H200ZM202 76H204V77H202ZM210 76H211V78H210ZM259 78H258V77ZM2 77H6V78H8L7 80H6V78H2ZM13 77V78H12ZM15 77V78H14ZM26 77V78H25ZM34 77V78H33ZM40 77V78H39ZM42 77V78H41ZM47 79H46V78ZM61 77V78H60ZM65 77H67V78H65ZM74 79H73V78ZM78 77L80 78V80H78V81H76V79H78ZM83 77V78H82ZM95 77V78H94ZM114 77V78H113ZM121 77H123V78H121ZM173 77V78H172ZM174 77H176V78H174ZM188 77H189V79H188ZM208 77V78H207ZM214 77V78H213ZM250 77V78H249ZM255 77H257L258 78V81L256 80V78ZM263 77V78H262ZM10 78V79H9ZM11 78H12V81L10 82V84H12V85H10V84H8V86H7V83H9V81L11 80ZM22 78V79H21ZM24 78V79H23ZM101 80H100V79ZM105 78V79H104ZM120 78V79H119ZM133 78V79H132ZM146 78V79H145ZM148 78V79H147ZM184 78H186V79H184ZM255 78V79H254ZM2 79H4V80H2ZM14 79V80H13ZM33 81H32V80ZM36 79H38L40 82H38V80H36ZM51 79V80H50ZM53 79H56V80H53ZM65 79V80H64ZM67 79H69V80H67ZM81 79H84L83 81L81 80ZM99 81H97V80ZM103 79V80H102ZM112 79V80H111ZM140 79V80H139ZM142 79H143V82H142ZM145 79V80H144ZM179 80V82H178V80ZM191 79H192V82H191ZM193 79H194V81H193ZM197 79V80H196ZM206 79V80H205ZM209 79V80H208ZM217 79V80H216ZM227 79V80H226ZM259 79H261V80H259ZM43 80V81H42ZM53 80V81H52ZM62 80V81H61ZM64 80V81H63ZM73 81V82H71V81ZM117 82H116V81ZM172 80V81H171ZM175 80V81H174ZM185 80V81H184ZM203 80V81H202ZM207 81V83L209 82V84H207L205 81ZM228 80H230V83H229V81ZM15 81H17V83L15 82ZM31 81V82H30ZM36 81H37V83H36ZM52 81V82H51ZM69 81V82H68ZM76 81V82H75ZM85 81V82H84ZM102 81V83L104 82V81H108V82H104L105 84H103V85H101L100 84V82ZM119 81V82H118ZM122 81V82H121ZM135 81V82H134ZM137 81V82H136ZM171 81V82H170ZM177 81V82H176ZM196 81H197V83H196ZM202 81V82H201ZM15 82V83H14ZM36 84H34V83ZM56 84V86L58 87V85L57 84H59V87L57 88L56 86H55V88H54V86H53V84L54 83ZM61 82H62V85H61ZM67 82V83H66ZM94 82V83H93ZM112 82H114V83H116V84H114V83H112ZM121 82V83H120ZM141 82H142V84H141ZM145 82H147V83H145ZM148 82H150V83H148ZM191 82V84H189L188 85V83H190ZM219 83L218 85H222L221 86V88H220V86H218V85H216V83ZM227 82H228V84H227ZM238 82V83H237ZM25 83H27V85H25ZM29 83H31V84H29ZM51 83V84H50ZM78 83H80L79 84V86L80 87H82V84L85 86V89L82 87V89L80 88L79 89V86H78ZM87 83V84H86ZM90 83H92V84H90ZM98 83V84H97ZM110 83H112L111 85H110ZM119 85H118V84ZM123 83H125L124 85H122ZM176 83V84H175ZM178 83H180V84H178ZM223 83V84H222ZM39 86H38V85ZM54 84V85H55ZM65 84H67V87H65L66 85ZM69 84H71V86L69 85ZM75 86H73V85ZM76 84V85H75ZM100 84V85H99ZM107 84V85H106ZM131 84H133V85H131ZM136 84V85H135ZM194 84V85H193ZM199 84H202V85H199ZM204 84V85H203ZM205 84H207L206 86H205ZM236 84V85H235ZM34 85V86H33ZM95 85V86H94ZM105 85V86H104ZM118 85V86H117ZM125 85H127V86H125ZM141 85V86H140ZM147 85V86H146ZM151 85H152V87H151ZM197 85H199V86H197ZM210 85V86H209ZM229 85V86H228ZM232 85V86H231ZM260 85V86H259ZM39 88H38V87ZM65 87L63 90H62V87ZM68 86H70L69 87V89H68ZM90 86H91V88H90ZM94 86V87H93ZM111 86V87H110ZM118 87V88H113V87ZM133 86V87H132ZM149 86V87H148ZM154 86L156 87V88H154ZM195 86H197L196 88H195ZM203 86L206 88H203ZM218 86V87H217ZM12 89H11V88ZM34 87V88H33ZM36 87V88H35ZM50 87H51V89H50ZM98 87V88H97ZM123 87V88H122ZM124 87L125 88H128V89H125V90H122V89H124ZM135 87V88H134ZM178 87V88H177ZM186 87V88H185ZM211 87H213V89H212V92H211V89H209V88H211ZM225 87V88H224ZM233 87H234V89H233ZM26 88V90H24ZM31 88V89H30ZM41 88V89H40ZM46 88H48V89H46ZM54 88V89H53ZM60 88V89H59ZM90 88V89H89ZM93 88H95L94 90H93ZM110 88V89H109ZM137 88V89H136ZM140 88H141V90H140ZM149 88V89H148ZM152 88V89H151ZM174 88H177V90L176 89H174ZM205 89L207 92H205L206 94H208V93H212V94H209V98H210V96L212 97V96H214V100L212 101L211 100V98L209 99L208 97H205L207 100L209 99V102L210 101H212L210 104H211V107L209 108V110L208 111H213V117H210L211 119H214L215 121H213L214 123L212 124V125H215V126H213V130H212V132H210V131H208L207 132V128H201L202 126L199 124V123H197V121H198V119L197 118H201V116H202V114L203 113H205V111H203L202 113H201V115H200V117H199V115L198 114H200V113H196L197 111H196V109L197 110H199L200 112L202 111V109H198V108H200L198 105H200L201 104V102L204 100V98H202L201 97V95L202 94H204V92H202V91H205V90H203V89ZM210 90V92H209V90ZM214 88H216L215 90H214ZM228 88V89H227ZM249 88V89H248ZM9 89H11V90H9ZM15 89V90H14ZM21 89V90H20ZM22 89L24 90V91H22ZM35 89H39L38 91L36 90L35 91ZM73 89V90H72ZM111 89H113V90H111ZM156 90V91H153V90ZM198 89L199 90H202V91H200L198 94H197V92H198ZM220 89V90H219ZM237 89V90H236ZM1 90H3V91H1ZM7 90V91H6ZM49 90V91H48ZM68 92H67V91ZM90 90H92V91H90ZM100 90V91H99ZM115 90V91H114ZM145 90V91H144ZM148 90H150V91H148ZM216 91V92H214V91ZM219 90V91H218ZM230 90H232V91H230ZM245 90V91H244ZM257 90V91H256ZM260 90V91H259ZM10 91V92H9ZM18 91H20V92H18ZM26 91V92H25ZM33 91V92H32ZM45 91V92H44ZM56 91H62L61 93H59V92H57L56 93V95H58V96H60V94H61V98H63V100L62 99H60L59 97H56V96H54L55 95V92ZM66 91V92H65ZM75 91V92H74ZM77 91H78V93H77ZM85 92V95H84V92ZM139 91V92H138ZM143 91V92H142ZM153 91V92H152ZM180 93H179V92ZM224 91V92H223ZM230 91V92H229ZM234 91H237V92H234ZM242 91H244V92H242ZM252 91V92H251ZM256 91V92H255ZM4 92H6L5 94H3ZM8 92V93H7ZM16 92V94H17V92L18 93H20L18 96L17 95H15L14 93ZM27 92L29 93V94H27ZM35 92V93H34ZM52 92H54V94L52 93ZM70 92V93H69ZM72 92H74V94L72 93ZM81 92H82V94L85 96V98H84V96L81 94ZM89 92V93H88ZM92 94H94L95 92H96V94H94V95H92ZM94 92V93H93ZM99 92V93H98ZM104 92H107V93H104ZM111 92H113V93H111ZM121 92H123V93H121ZM129 92V93H128ZM151 92V93H150ZM155 92V93H154ZM168 92H169V94H168ZM174 92V93H173ZM178 93V96H177V93ZM217 92H219L220 93V95H219V93H217ZM238 92H239V94H238ZM247 92V93H246ZM24 93V94H23ZM45 93V94H44ZM75 93H76V95H75ZM86 93H88V94H86ZM109 93V94H108ZM116 93V94H115ZM127 93V94H126ZM143 93V94H142ZM156 93H162V94H160L159 96L156 94ZM164 93V94H163ZM185 93H188L189 94V96H188V94H185ZM196 93V94H195ZM213 93H214V95H213ZM230 93V94H229ZM237 93V94H236ZM7 94V95H6ZM38 94H42V95H38ZM44 94V95H43ZM48 94V95H47ZM52 94V95H51ZM68 94V95H67ZM73 94V95H72ZM79 96H78V95ZM89 94H91V95H89ZM105 94V95H104ZM125 94V95H124ZM153 94V95H152ZM165 94L168 96L167 98H169L167 101H166V99L167 98H165L164 99V97H166L165 96ZM171 94V95H170ZM173 94V95H172ZM180 94H181V96H180ZM201 94V95H200ZM226 94V95H225ZM229 96H228V95ZM255 94V95H254ZM10 95H11V97H10ZM15 97H14V96ZM23 95H25V96H23ZM26 95H27V97H26ZM35 95V96H34ZM38 95V98H39V100L37 99V100H35ZM47 95V96H46ZM65 95V97H63ZM71 95V96H70ZM75 95V96H74ZM82 95V96H81ZM102 95V96H101ZM112 95H113V97H114V95H116L115 97H114V99H113V97H112ZM128 95H129V97H128ZM140 95V96H139ZM177 97H176V96ZM185 95V96H184ZM199 95V96H198ZM223 95V96H222ZM234 95H236V96H234ZM240 95V96H239ZM18 98H17V97ZM42 96V97H41ZM44 96V97H43ZM46 96V97H45ZM52 96H53V98H54V100H52ZM74 96V97H73ZM87 96V97H86ZM94 96V97H93ZM119 96V97H118ZM124 96V97H123ZM127 96V98H129L128 100H127V98H125ZM153 96H154V98H153ZM157 96V100L158 101H160V102H157L156 100H154V99H156L155 97ZM160 96H162V98L160 97ZM175 96V97H174ZM180 96V97H179ZM198 96V97H197ZM221 96V97H220ZM244 96V97H243ZM246 96V97H245ZM248 96V97H247ZM6 97V98H5ZM10 97V98H9ZM24 97H26V98H24ZM32 97V98H31ZM47 97H49V98H47ZM75 97H77V98H75ZM90 97V98H89ZM99 97H102V98H100L99 99ZM112 97V98H111ZM123 97V99H121ZM133 99H132V98ZM161 98V100L163 99L164 100V102H163V100H162V102H163V106H165L164 108H166L165 109V111L163 110L164 108H163V106H162V102H161V100H160V98ZM172 97V99H170ZM192 97V98H191ZM194 97H196V99L194 98ZM218 97V98H217ZM220 97V98H219ZM223 97V99H221ZM257 97H259V99L257 98ZM10 100H9V99ZM21 98H23V99H21ZM27 98H29V99H27ZM31 98V99H30ZM62 100L61 102H62V104H61V102H60V100ZM76 99L75 101L73 100V99ZM79 98H80V100H79ZM94 98H95V100H94ZM142 98V99H141ZM146 98V99H145ZM176 99V101H175V99ZM179 98V99H178ZM182 98V99H181ZM188 98V99H187ZM216 98V99H215ZM224 98H226V99H224ZM227 98H228V100H227ZM231 98V99H230ZM237 98V99H236ZM247 98V99H246ZM262 98V99H261ZM14 99V100H13ZM18 99V101H15V100H17ZM44 99H46V100H44ZM51 99V100H50ZM56 99V100H55ZM64 99H65V101H64ZM82 99V100H81ZM87 99H89V101L87 100ZM119 99H120V101H119ZM125 99V100H124ZM131 99V100H130ZM144 99H145V101H144ZM200 99H202V100H200ZM221 100V101H219V100ZM229 99H230V101H229ZM232 99H233V101H232ZM246 99V100H245ZM250 99V100H249ZM256 99H257V101H256ZM8 100V101H7ZM22 100V101H21ZM28 100V101H27ZM47 100H49V102L47 101ZM59 101V103H58V101ZM67 100V101H66ZM78 100V101H77ZM115 100V101H114ZM118 102H117V101ZM139 100V101H138ZM143 100V102H142V105H141V107H142V109H141V107L140 108H138V111H137V108L136 107H139L138 105H140L141 104V101ZM188 100H190V102H191V104H190V102L188 101ZM193 100V101H192ZM194 100H196V101H194ZM206 100V101H207ZM244 100V101H243ZM253 100H255V101H253ZM263 102H262V101ZM30 101V102H29ZM33 101V102H32ZM35 101V102H34ZM37 101V102H36ZM43 101V102H42ZM56 101H57V103H56ZM70 101V102H69ZM110 101V102H109ZM128 101H129V103H128ZM138 101V102H137ZM169 101V102H168ZM174 101V102H173ZM186 101H187V103H186ZM198 101V102H197ZM217 101V102H216ZM238 101H240L239 103H238ZM249 101H251V102H249ZM253 101V102H252ZM10 104H9V103ZM16 102V103H15ZM20 102H22V103H20ZM42 103V104H40V103ZM44 102H47L46 104L44 103ZM54 102H55V104H54ZM99 102V103H98ZM101 102V103H100ZM106 102H107V104H106ZM115 102V103H114ZM125 102H126V104H125ZM145 102V103H144ZM159 104H157V103ZM168 102V103H167ZM170 102H172V103H170ZM176 102V103H175ZM178 102V103H177ZM180 102V103H179ZM196 102V103H195ZM223 104H222V103ZM231 102H233V103H231ZM243 102H245V103H243ZM14 103V104H13ZM28 105H27V104ZM32 105H30V104ZM64 103V104H63ZM68 105H67V104ZM111 103V104H110ZM131 103V104H130ZM132 103L134 104L133 106H132ZM138 103V104H137ZM158 105H156V104ZM167 103V104H166ZM193 103V104H192ZM195 103V104H194ZM197 103H199L198 105H197ZM208 103V102H207ZM213 103L215 104V106H217V107H215L214 105H213ZM217 103V104H216ZM219 103V104H218ZM236 103H238V104H236ZM257 103V104H256ZM259 103V104H258ZM21 104H22V106H21ZM37 104V105H36ZM44 104V105H43ZM96 104V105H95ZM103 104V105H102ZM110 104V105H109ZM137 104V105H136ZM144 104H145V107H143L144 106ZM170 104V105H169ZM174 104V105H173ZM176 104V105H175ZM229 104V105H228ZM232 104H233V106H232ZM234 104H236V105H234ZM245 104H246V106H245ZM261 104V105H260ZM35 105H36V107H35ZM38 105L41 107H38ZM46 105V107H43V106H45ZM49 105V106H48ZM93 105H94V107H93ZM124 105V106H123ZM154 105H156L157 106V108H159L160 109V111H159V109H157V111H156V109H154ZM184 106V108H182L181 106ZM186 105V106H185ZM191 105V106H190ZM193 105H194V108H193ZM222 105V106H221ZM224 105H226V106H224ZM240 105V106H239ZM258 105L260 106V107H258ZM17 106H19V108H17ZM25 106V107H24ZM33 106H34V108L35 109H37L39 112H37V110H35V109H33L34 111L32 112V108H33ZM52 106V107H51ZM62 106V107H61ZM64 106H66L65 108H64ZM69 106V107H68ZM70 106L72 107V108H70ZM104 106H106V108L104 107ZM115 106H116V108H115ZM119 106V107H118ZM126 106V107H125ZM132 106V107H131ZM147 106V107H146ZM155 106V107H156ZM169 106V107H168ZM174 106H177V107H174ZM188 106H190V107H188ZM235 106H236V108H235ZM246 108H245V107ZM254 106H256V107H254ZM22 107H24V108H22ZM32 107V108H31ZM59 107V108H58ZM93 107V108H92ZM98 107V108H97ZM129 109H128V108ZM150 107V108H149ZM162 107V108H161ZM172 108V110L174 109V111L172 112V110H171V108ZM180 107H181V109H180ZM191 107H192V109H191ZM212 107H214V108H212ZM226 107H228V109L226 108ZM238 107H239V109H241V110H244V111H246V112H244V111H242V113H241V110H238ZM26 108V109H25ZM28 108V109H27ZM58 108V109H57ZM80 108V109H79ZM103 108L105 109V110H103ZM109 108V109H108ZM114 108V109H113ZM120 108V109H119ZM127 108V109H126ZM212 108V110H210ZM216 108V109H215ZM223 108H225V109H223ZM233 108V109H232ZM17 109V110H16ZM31 111H30V110ZM52 109V110H51ZM59 109H61L60 111H59ZM63 109V110H62ZM71 109V110H70ZM102 111H101V110ZM134 109V110H133ZM135 109H136V111L139 113H137L139 116H137V114H136V112H135ZM140 109V110H139ZM145 109V110H144ZM168 109H170V110H168ZM176 109V110H175ZM220 109V110H219ZM222 109V110H221ZM232 109V110H231ZM237 109V110H236ZM261 109V110H260ZM19 110V111H18ZM29 110V111H28ZM44 110V111H43ZM65 110V111H64ZM66 110H67V112H66ZM116 110V111H115ZM149 110V111H148ZM152 110H153V112H152ZM168 110V111H167ZM182 110H185V112L184 111H182ZM189 110H190V114L188 113L189 112ZM196 111V112H194V111ZM206 110V109H205ZM219 110V111H218ZM226 112H225V111ZM42 113H41V112ZM46 111V112H45ZM50 111V112H49ZM53 111V112H52ZM57 111H58V113H57ZM73 111V112H72ZM87 111V112H86ZM94 111V112H93ZM113 111V112H112ZM127 111H130V112H127ZM131 111H132V113L134 114V115H132V113H131ZM161 111H164L166 114H164L163 112H162V114L160 115L159 113H161ZM182 113H180V112ZM218 111V112H217ZM235 111V112H234ZM240 111V112H239ZM248 111H250V112H248ZM254 111V112H253ZM44 112H45V114H44ZM64 114H63V113ZM80 112V113H79ZM83 112H86V113H84L83 114ZM98 112V113H97ZM99 112H101V113H99ZM116 112V113H115ZM148 112V113H147ZM155 112V113H154ZM156 112H157V114H158V116L156 115ZM159 112V113H158ZM169 112V113H168ZM179 113L180 115H181V117H179L180 115L179 114H176V113ZM187 112V113H186ZM191 112H193V113H191ZM216 112H217V114H216ZM244 112V113H243ZM18 113H20V114H18ZM29 113H31V114H29ZM37 113V114H36ZM78 113V114H77ZM91 113V115H89ZM95 115H94V114ZM143 113V114H142ZM188 115V118L190 117V118H192L193 117V119H190L189 118V120H188V118H186V114ZM212 113V112H211ZM229 113V114H228ZM240 113V114H239ZM257 113V114H256ZM10 114H12V115H10ZM34 114L36 115V120L37 119H39V117H40V119H41V117H42V119L40 120L39 119V123L41 124H39L38 123V120L36 121V120H34V118L32 117V116H34ZM44 114V115H43ZM50 114H52V115H50ZM59 114V115H58ZM69 114H71V115H73V116H71V115H69ZM93 114V115H92ZM103 114V115H102ZM109 114V115H108ZM113 114V115H112ZM119 114V115H118ZM140 114H141V116H140ZM145 114V115H144ZM148 114V115H147ZM151 114V115H150ZM175 114V115H174ZM207 114V115H206ZM205 115H206V117H207V119L209 118L208 116V112L206 113ZM236 114H238V115H236ZM245 114V115H244ZM249 114V115H248ZM23 116V117H21V116ZM55 115V116H54ZM67 115V116H66ZM89 115V116H88ZM121 115H124V116H121ZM126 115V116H125ZM128 115V116H127ZM132 115V116H131ZM135 115H136V117H135ZM147 115V116H146ZM150 115V116H149ZM165 115V116H164ZM189 115H191V116H189ZM195 115V116H194ZM255 115L257 116V117H255ZM30 116V117H29ZM44 116H46V117H44ZM54 116V117H53ZM60 116H62V117H60ZM77 117V118H75V117ZM114 116V117H113ZM118 116V117H117ZM143 116V117H142ZM144 116H146V117H144ZM162 116V118H161V122L158 120V118L160 119V117ZM174 116V117H173ZM215 116V117H214ZM220 116V117H219ZM222 116H224V117H222ZM238 116V117H237ZM241 116V117H240ZM250 116V117H249ZM258 116H259V118H258ZM9 117V118H8ZM18 117V118H17ZM26 117V118H25ZM50 117V119L51 120H49L48 118ZM70 117V118H69ZM74 117V118H73ZM82 117V118H81ZM122 117V118H121ZM124 117V118H123ZM130 117H131V119H130ZM142 117V118H141ZM149 117V118H148ZM169 117V118H168ZM176 117V118H175ZM202 117H204V116H202ZM249 119H247V118ZM13 118H15V120H13ZM27 118H28V120H27ZM55 118V119H54ZM56 118H58V119H56ZM68 120H67V119ZM80 118V119H79ZM135 118V119H134ZM145 118H148L149 120H146ZM171 118V119H170ZM210 118H209V120H210ZM218 118V119H217ZM232 118H233V120H232ZM238 118H240V119H238ZM61 119H62V121H61ZM76 119H78V120H76ZM82 119H84V121L82 120ZM104 121H103V120ZM117 119H119V120H117ZM122 119V120H121ZM124 119H130L129 121L131 122V123H129L128 122V120L127 121H125ZM137 119H144L145 121H148V124L145 126L144 125V127H142V125L144 124V123H147V122H145L144 120H143V123H140L142 120H137ZM152 119L156 122H154V124H153V121H152ZM163 119H165L164 121H165V123H164V121H163ZM179 119V120H178ZM185 119H187V120H185ZM204 119H206L205 117H204ZM204 119H202L203 121H206V120H204ZM220 119V120H219ZM245 119H247V120H245ZM260 119V120H259ZM2 120H3V123H2ZM11 120H13L12 121V124H13V126H11ZM30 120V121H29ZM34 120V121H33ZM43 120H45L44 122H43ZM60 120V121H59ZM74 120H76V121H74ZM82 120V121H81ZM90 120V121H89ZM134 120H136V121H134ZM181 120V121H180ZM190 120L191 121H193L194 123H189L190 122ZM195 120V121H194ZM231 120V121H230ZM241 120V122H239ZM258 120H259V122H258ZM24 123H23V122ZM29 121V123H27ZM32 121H33V124H32ZM55 121V122H54ZM79 121V122H78ZM81 121V122H80ZM88 121V122H87ZM93 121H95V122H93ZM102 121V122H101ZM116 121L118 122V123H116ZM124 122V124L123 125H127V126H124L125 127V129L126 128H129V129H127V130H130L131 129V131L132 132H136L137 130H138V127H139V125L142 127H139L140 129L135 133V135L130 131V134L132 135H130L129 134V136H128V132L129 131H127L126 132V130L124 129V127H123V125H122V123ZM132 121H134L133 123H132ZM140 121V122H139ZM152 121V122H151ZM159 121V122H158ZM171 123V124H169V122ZM180 121V122H179ZM223 121V122H222ZM238 121V122H237ZM245 121V122H244ZM248 121V122H247ZM255 121V122H254ZM257 121V122H256ZM38 125H36L35 123ZM51 122V123H50ZM58 122H59V124H58ZM74 122V123H73ZM78 122V123H77ZM86 122V123H85ZM104 122V123H103ZM119 122H121V123H119ZM149 122H151L153 125H155V127L153 126V128L150 126V130L152 131V129H153V131H154V133H155V135L153 134V132H151V131H147V129H148V126H149ZM199 122V121H198ZM220 122V123H219ZM225 122V123H224ZM255 124H254V123ZM22 123V124H21ZM45 123H46V125L48 126H51L52 124H54V126H51V127H47L46 125H45ZM60 123H61V125H60ZM82 124V125H80L79 126V124ZM90 123V127L88 126V124ZM94 123V124H93ZM109 123V124H108ZM126 123V124H125ZM160 123V124H159ZM163 123V124H162ZM180 123H181V125H180ZM209 123H210V121H209ZM223 123V124H222ZM243 123V124H242ZM248 123V124H247ZM251 125H250V124ZM260 123H263L262 125L260 124ZM20 124V125H19ZM25 124V125H24ZM31 124V125H30ZM62 124H65L66 126L67 125H69L68 127H66L65 125H62ZM97 124V125H96ZM107 124V125H106ZM120 124V125H119ZM132 126H130V125ZM133 124L135 125V128H134V126H133ZM151 124V125H152ZM158 124V125H157ZM182 124H184V125H182ZM225 124V125H224ZM4 126L5 125H7V124H3ZM3 125H0V128H2L1 126H3ZM23 125V126H22ZM34 125V126H33ZM36 125V126H35ZM58 125H60V126H58ZM71 125H73L72 127H71ZM84 125H86L87 127H89V128H87L86 126H84ZM110 125H112L111 127H110ZM120 127V129L118 128V126ZM198 125H200V126H198ZM206 125V124H205ZM223 126V129H222V126ZM247 125H249V126H247ZM254 125V126H253ZM18 126V127H17ZM22 126V128H21V130H20V127ZM29 128V130H27V127ZM31 126V127H30ZM37 127V129L35 130L33 127ZM39 126H41V127H39ZM44 126V127H43ZM56 126V127H55ZM92 126V127H91ZM116 126V127H115ZM128 126H130V127H128ZM138 126V127H137ZM159 126H162V128L161 127H159ZM165 126V127H164ZM171 128H170V127ZM182 126H185V127H182ZM193 126V127H192ZM208 126H211L210 124L208 125ZM221 126V130H222V132H219V131H221L220 130V128H218V127H220ZM224 126H226L225 128H224ZM253 126V127H252ZM256 126V127H255ZM260 126V127H259ZM262 126V127H261ZM13 127V128H12ZM39 127V128H38ZM46 127V129H44ZM53 127H55V128H53ZM58 127H59V129H58ZM66 127V128H65ZM115 127V128H114ZM122 127V128H121ZM189 127H190V129H189ZM214 127H217V129L216 128H214ZM17 128H18V130L19 131H21V132H19L18 130H17ZM24 128V129H23ZM42 128V129H41ZM62 128V129H61ZM69 128V129H68ZM76 128V129H75ZM91 128H92V130H91ZM97 128V129H96ZM106 128V129H105ZM157 128V129H156ZM161 128V129H160ZM195 128H197V129H195ZM199 128H201V129H199ZM253 129L254 131H252V130H250V129ZM257 128V129H256ZM5 129V130H6ZM23 129V130H22ZM32 129V130H31ZM44 129V130H43ZM55 129V130H54ZM58 129V130H57ZM64 129V130H63ZM68 129V130H67ZM78 129V130H77ZM99 129H102V130H99ZM135 129H137V130H135ZM145 130V132H143L144 130ZM163 129H164V131H163ZM182 129V130H181ZM188 129V130H187ZM212 129V128H211ZM226 129V130H225ZM261 129V130H260ZM17 130V131H16ZM34 130H35V132H34ZM37 130H38V132L39 133H42V135L41 134H38L37 133ZM39 130H41V131H39ZM46 130L48 131V132H46ZM55 131V133L53 132V131ZM85 130V132H83ZM87 130L90 132H87ZM125 130V131H124ZM141 130V131H140ZM157 130V131H156ZM197 130V131H196ZM204 130V131H203ZM4 132V134L7 136V137H5V138H2V136H3V134H2V132ZM50 131V132H49ZM68 131H70V133H68ZM72 131V132H71ZM80 131H82V133H80ZM92 131H93V134H91L92 133ZM97 131V132H96ZM100 133H99V132ZM111 131V132H110ZM181 131V132H180ZM190 131H191V133H190ZM194 131V132H193ZM206 131V132H205ZM252 131V132H251ZM255 131H257V133L255 132ZM262 132V133H259V132ZM31 132V136H30V133ZM33 132L35 133V135L33 134ZM45 132H46V134H45ZM53 134H52V133ZM57 132V133H56ZM66 132L68 133V135L66 134ZM74 132V133H73ZM140 132L143 134H146L147 132H151L150 133V135L149 134H147L148 136H150V137H148L147 135H140ZM187 133V135H186V133ZM195 132H197V133H195ZM203 132V133H202ZM224 132V133H223ZM250 132V133H249ZM63 133V134H62ZM99 133V134H98ZM139 133V137L140 136H144V139L142 140V141H139L140 139H139V137L137 136V134ZM166 134L165 136H163L164 134ZM179 133H181V134H179ZM185 133V134H184ZM202 133V134H201ZM206 133V134H205ZM214 133V134H213ZM215 133H216V135H215ZM219 133V134H218ZM252 133H253V135H252ZM259 133V134H258ZM25 134H27V136L25 135ZM38 134V135H37ZM53 135V136H51V137H53L54 139H55V141H56V136H62L61 138L63 139V143H61V145H59L60 144V142H62V141H58V140H60L59 139V137H57V147H61V149L62 150H60L59 148H57L58 150H54V149H52V148H54V144H55V149H56V143H54L55 141L52 139H49V138H51V137H49L50 135ZM55 134V135H54ZM57 134V135H56ZM59 134V135H58ZM65 134V135H64ZM74 134V135H73ZM81 134V135H80ZM87 134V136H85ZM90 134V135H89ZM96 134V135H95ZM105 134H106V136H105ZM108 134V135H107ZM123 134V135H124ZM162 134V135H161ZM194 134H196V136H194ZM213 134V135H212ZM228 135V136H225V135ZM251 134V135H250ZM256 134H258V135H260L261 134V136H255ZM29 135V136H28ZM34 135V137L35 136H37V138L35 139L34 137H32ZM41 135V136H40ZM44 135H46V136H44ZM47 135H49V136H47ZM63 135H64V138H63ZM74 137H73V136ZM76 135H78V136H76ZM84 135V136H83ZM89 135V136H88ZM94 135V136H93ZM101 135L102 137L103 136H105V138L103 137V139H102V137H99V136ZM155 137H154V136ZM181 135V136H180ZM192 135H193V137H192ZM199 135V137H197ZM17 136V138H18V135H16ZM92 136V137H91ZM95 136H98V139H99V141H97L96 140V138H94ZM146 136V137H145ZM152 136V137H151ZM188 136V137H187ZM213 136V137H212ZM248 136H251V137H249V139L251 138V140L250 141H248ZM19 137H20V134H19ZM45 137V138H44ZM48 137V138H47ZM66 137L67 138H69L68 140L66 139ZM92 138V139H94L95 141H93V142H91L90 141V139H89V141L88 140H85L84 141V144L82 143L83 142V139L85 138V139H87V138ZM137 137V138H136ZM150 138L149 140H145V138L146 139H148V138ZM154 137V138H153ZM170 137H172L171 139H170ZM215 137V138H214ZM223 137V138H222ZM247 137V138H246ZM252 137H253V139H252ZM260 137V138H259ZM9 139V141H8V139ZM22 138H23V136H22ZM41 138V139H40ZM44 139V141H43V139ZM76 138V140L77 139H79V140H74ZM131 138V139H132ZM158 138V137H157ZM194 140V142L192 141V139ZM227 138V139H226ZM230 140H229V139ZM255 138V139H254ZM257 138H258V140H257ZM4 139H7V140H4ZM20 139H21V137H20ZM45 139H49V141L48 142H45L46 140ZM61 139V140H62ZM64 139H66V140H64ZM106 141H105V140ZM186 139H188V141L186 140ZM4 140V141H3ZM10 140H11V142H10ZM16 140V139H15ZM15 140H14V142H15ZM35 142H34V141ZM103 141V143H102V141ZM123 140H124V138H123ZM122 140V142L123 143H125L126 142V140H124L123 141ZM191 140V141H190ZM208 141H209V137H208V139H207ZM245 140V141H244ZM253 140V141H252ZM254 140H256L255 142H254ZM263 142H262V141ZM1 141H3V142H5V141H8V143L10 144V143H13L12 145L10 144H6V143H3V142H1ZM21 141L22 142H24V141H26V142H28V145L27 146H25L24 144H27L26 142H24V143H21ZM32 141V142H31ZM38 141V142H37ZM54 141V142H53ZM74 142V141H76V142H74V143H72V142ZM78 141H82L81 143L83 144V146L81 145L80 147H79V144H81L80 142L78 143ZM101 141V143H99V144H97L98 142H100ZM107 141V142H108ZM214 141H215V143H214ZM44 142L46 143V144H44ZM51 143V144H53V145H50V144H48V143ZM71 142V143H70ZM87 142L90 144L89 146H91V147H89L88 145H86L87 144ZM122 142H120V143H122ZM129 142H133L132 140L130 141V138H129V140H127V142L125 143L126 145H127V147L125 146V144H123V146H124V149L125 150H127L128 151V149H129V151H130V149H131V151H132V148L135 146V145H137V147L139 146L136 142H134L133 144H135L134 146H132L133 144L132 143H130V144H128ZM230 142H231V145H230ZM234 142V143H233ZM245 142H247V143H249V145L247 144V143H245ZM34 143V144H33ZM94 143V145H92ZM95 143H96V145H97V149H95L94 148V146H95ZM119 143V144H120ZM142 143V144H143ZM144 143V144H145ZM209 143L211 144V147L210 146H208L209 145ZM250 143H252V145H250ZM259 143H261V145L259 144ZM23 144V145H22ZM30 144V145H29ZM32 144H33V146H32ZM68 144H70V145H68ZM71 144H75L77 147H79V149H82L81 147H84V149H86V150H83V151H85V153L81 156V157H83L84 155L85 156H87V152H88V156L87 157H84L85 159H83V158H81V157H79L81 154H82V150H77L78 148H76V147H73L74 145H71ZM104 144V145H103ZM118 144V145H119ZM121 144V145H122ZM132 144V145H131ZM141 144V147L139 146V148H143V147H145L144 146V144L142 145ZM243 144V145H242ZM260 145L259 146V148H258V145ZM17 145H19L20 147H22V148H20L19 146H17ZM49 145V146H48ZM67 146L68 148H69V146H70V148L67 150L66 149V147H64V146ZM84 145H86V146H84ZM100 145H102V148H103V146H105L106 145V147L108 146V148H106V147H104L103 148V150L102 149H100V151H103L104 153L102 154L101 152L99 153L97 150H98V147H100L101 148V146ZM197 145V144H196ZM257 145V146H256ZM3 146V147H2ZM41 146V147H40ZM45 146V147H44ZM92 146H93V148L95 149V151L96 152H98V153H95V151L93 152V149H89L90 150V153H89V151H88V149L87 148H92ZM116 146V145H115ZM120 146V145H119ZM123 146H120V147H123ZM130 146V147H129ZM232 146V147H231ZM236 146H237V148H236ZM248 146V147H247ZM252 146V147H251ZM18 148V149H16V150H18V151H15V150H13V148L15 149V148ZM26 147V148H25ZM31 147V148H30ZM35 149H34V148ZM51 148L53 151H55V153L54 152H52V150H50L49 148ZM127 149H126V148ZM136 146H135V148H137ZM210 147V148H209ZM247 147V148H246ZM27 148L29 149V150H27ZM63 148H65L66 150H67V152H70V151H75V156H76V154H77V152H79V151H82L81 152V154H80V152L78 153L79 154V156L77 155L76 157H74L73 156V152H70V153H72L71 154V156H72V159H71V156L70 155H68L69 153H67L66 151L64 152L63 150ZM75 148V149H74ZM105 148H106V150H108L107 152H106V150H105ZM134 148V149H135ZM145 148V149H146ZM214 148V149H213ZM233 148H234V151H233ZM25 149V150H24ZM31 149V150H30ZM47 149V150H46ZM116 149V150H115ZM121 150H123L122 148H120ZM238 150V151H236V150ZM241 149H242V151H241ZM246 149V150H245ZM263 151H262V150ZM22 150V151H21ZM50 150V151H49ZM77 150V151H76ZM91 150H92V153L93 154H91ZM109 150H111V151H109ZM167 150V151H166ZM172 150L171 151H169V152H172ZM175 150V151H174ZM196 150V149H195ZM251 151V153L250 152H248V151ZM260 150V151H259ZM15 151V152H14ZM21 151V152H20ZM29 151V152H28ZM45 151V152H44ZM49 151V152H48ZM56 151H57V153H56ZM59 151H61V152H59ZM62 151H63V154H64V158L66 159V157L65 156H68V158L66 159V160H64L65 162H63L64 164L66 163V164H68V165H70V166H68V165H65L66 167H64V165H61L60 167H64V169H63V172L65 171V170H70V174H71V176H69L70 174H68L67 173V171L65 172V174H61V170H60V167H59V164L60 163H57L56 161L54 162V160L55 159H53V157L55 158L56 157V155L58 154V152H59V154H61L62 153ZM126 151V152H127ZM166 151V152H165ZM190 151V152H189ZM257 151V152H256ZM16 154V153H18L19 155H15L14 153ZM110 152H111V154H110ZM121 153H122V151H120ZM154 152V153H155ZM193 152V151H192ZM247 152V153H246ZM21 153L23 154V155H21ZM48 153H50V154H48ZM54 153V154H53ZM105 153H107V154H105ZM109 153V154H108ZM117 153V152H116ZM119 153V152H118ZM125 152L123 151V153L122 154H120L119 153V155L117 156V158L120 156V157H122V155H124V156H126L125 154H124ZM157 153V152H156ZM155 153V154H156ZM159 153H157V155L159 154ZM240 153V154H239ZM242 153V154H241ZM249 153V154H248ZM254 153V154H253ZM56 154V155H55ZM67 154V155H66ZM91 156H90V155ZM95 154L97 155V156H95ZM104 154L106 155V156H104ZM238 154V155H237ZM51 157H50V156ZM53 155V156H52ZM55 155V156H54ZM108 155H110V156H108ZM111 155H112V157H111ZM236 155V156H235ZM254 155V156H253ZM49 157L47 160L45 159V158H47V157ZM69 156H70V158H69ZM97 157V158H95L94 157V159L95 160H93V158H91V157ZM108 156V157H107ZM83 159L84 161H79L80 159ZM90 157V158H89ZM217 157V158H216ZM50 158H52V159H50ZM74 158V159H73ZM14 159H16V158H14ZM77 159V160H76ZM79 159V160H78ZM89 159V160H88ZM92 159V160H91ZM111 159V160H110ZM127 159H129V160H127ZM127 159L125 158H122V160L124 161V162H126V163H128V164H126V163H122L123 161H120L121 163H120V166H122L121 168L123 169V167H124V169H125V166L128 168V166H130V164H131V166H133L134 165V162L135 161H133L132 159H131V162H130V158H128L127 157ZM195 157L191 160L192 162H193V164H188V165H191L190 166V168H192V169H194V168H196L198 165H196V167H195V164H198V162H196L195 163ZM214 159V161H216ZM5 160H7V161H5ZM44 160L46 161V162H44ZM51 161V163H50V161ZM75 160L76 161H78V162H80V163H82V162H84V163H86L87 161L86 160H88V164L86 163V165L84 164H80V163H78V162H75ZM110 160V161H109ZM197 160V159H196ZM12 161H14V160H12ZM49 163H48V162ZM74 161V162H73ZM86 161V162H85ZM128 161V162H127ZM209 161V160H208ZM213 161V159H212V163L214 162ZM11 162V163H10ZM53 162H54V164H53ZM71 163V164H69V163ZM100 162V161H99ZM101 163V164H104V163ZM133 162V163H132ZM192 162H189V163H192ZM217 162H214V164H217ZM47 163V164H46ZM75 163H78V164H75ZM98 163V162H97ZM13 164H14V162H13ZM48 166L49 165V168L46 166V165ZM56 164V165H55ZM57 164H58V167H57ZM75 164V165H74ZM106 164V163H105ZM124 164V165H123ZM133 164V165H132ZM203 164V163H202ZM202 164H200L199 163V165H201L200 167H203V165ZM33 165H36V166H34V167H37L38 166V168L37 169H35L34 168V170H33V168H31V167H33ZM51 165H52V167H51ZM53 165H55L56 167H57V170L56 169H54L55 167H53ZM210 165V164H209ZM224 165V166H223ZM42 166H44V167H42ZM84 166V167H83ZM119 166V167H120ZM41 167V168H40ZM48 168V169H46L45 171H44V168ZM83 167V168H82ZM204 167H206V164L204 165ZM21 168V170H19ZM28 168V169H27ZM43 168V172L41 171V169ZM53 168V169H52ZM119 169V168H117V170H116V172L115 173H120V170L124 173V170H122V169ZM127 168L125 169V171L127 170ZM129 168H132V167H129ZM198 168V167H197ZM32 169V170H31ZM14 170H16V172H18V174L17 173H15V172H12V171H14ZM31 170V171H30ZM54 171V170H56V172H58L59 170L61 171L60 173H57V174H61V176L59 177V175H56V174H54L55 175V177L57 176V179H55V177H53V174H52V176L50 177L49 175H48V177H47V174L48 173H50V172H48V171ZM84 170V169H83ZM0 171V172H1ZM11 171V172H10ZM36 171H38L37 173H33V172H36ZM22 174H21V173ZM31 172V173H30ZM48 172V173H47ZM51 172V173H52ZM121 172V173H122ZM10 173V174H9ZM20 173V174H19ZM117 173V174H118ZM185 173V172H184ZM13 174H14V176H13ZM26 174V175H25ZM29 174H31V176H29ZM32 174H35V175H32ZM37 174V175H36ZM45 174H46V176H45ZM66 174L69 176V178H67V176H66ZM105 174V173H104ZM15 175H17L16 177H15ZM51 175V174H50ZM120 175V174H119ZM35 176V177H34ZM98 176V175H97ZM110 176H111V174H110ZM211 176V175H210ZM216 176V174H213V177H215ZM220 176V175H219ZM12 177V178H11ZM15 177V178H14ZM31 177H33V178H31ZM50 177V178H49ZM62 177H64V178H62ZM70 177H72L71 179H70ZM80 177V178H79ZM212 177V176H211ZM210 177V178H211ZM212 177V178H213ZM238 177V178H237ZM23 178V179H24ZM63 180H62V179ZM66 178H67V180H66ZM111 178V177H110ZM5 179H7V180H5ZM26 179H24V180H26ZM65 179V180H64ZM69 179V180H68ZM77 179H79L78 181H77ZM96 179V178H95ZM220 179V178H219ZM222 179V178H221ZM238 179V180H237ZM28 180V181H29ZM38 180V179H37ZM36 180V181H37ZM49 180V181H48ZM97 180H94V181H97ZM179 180H180V184H179ZM234 180H235V182H234ZM15 181H17V180H15ZM15 181H14V183H15ZM22 181V180H21ZM28 181H26V182H28ZM36 181H35V183H34V186L35 185H37V186H42L40 183L39 184H37L36 183ZM41 180H39V182H40ZM46 181V184L44 183ZM88 181H90V180H88ZM111 181H112V178H111ZM175 181H177V182H175ZM197 181V182H196ZM4 182H6V183H4ZM19 180H18V182H16V186H14V188H16L15 189V191L13 192V190L12 189H10V187L11 188H13V186H11L10 185V183H9V186L7 185V187H8V190L10 189L11 190V192H10V194L13 192V193H15L16 191L18 192V194L16 195V194H11V196H13V195H16V197L18 196V195H23V194H25L23 191H24V186L26 185V184H24L25 183V181H23L24 183L20 186V184H19ZM51 182V183H50ZM103 183V186L101 185V183ZM108 183V186H106V185H104V184H107ZM202 182H203V184H202ZM259 182V183H258ZM14 183H12V184H14ZM48 183V184H47ZM51 185H50V184ZM121 185H120V184ZM127 183V184H126ZM168 183V184H167ZM225 183V184H224ZM3 184L1 185L2 187H3ZM30 183L28 182V185H29ZM54 184V183H53ZM70 184V183H69ZM171 184H173V182L171 183ZM171 184H169V186H171V189H172V186H174V185H171ZM202 184V185H201ZM262 184V185H261ZM24 185V186H23ZM49 185V186H48ZM58 185V184H57ZM67 185V184H66ZM75 185V186H74ZM119 185H120V187H119ZM123 185H125V187L123 186ZM199 185V186H198ZM203 185H205V186H203ZM27 186V185H26ZM29 186H31V185H29ZM58 186H60V185H58ZM112 186H113V188H112ZM128 186V187H127ZM159 186V185H158ZM224 186V188L222 189V187ZM22 187V188H21ZM42 187V188H43ZM57 187V186H56ZM61 187V186H60ZM65 187V190H67L66 189V186H64ZM75 189H74V188ZM77 187V188H76ZM107 187V188H106ZM121 187H123V188H125V190L122 188L121 189ZM133 187H134V189H133ZM139 187V188H138ZM156 187V186H155ZM1 188V187H0ZM4 188V187H3ZM13 188V189H14ZM19 188V189H18ZM46 188V187H45ZM44 188V189H45ZM59 188V187H58ZM57 188V189H58ZM91 188L89 189V190H91ZM95 188V189H94ZM126 188H127V190H126ZM138 188V189H137ZM170 188V187H169ZM169 188H167V190L169 189ZM175 188V187H174ZM188 188H185L184 187V191H181V192H185L186 191V193H188L189 191L187 190ZM40 189H41V187H40ZM43 189V190H44ZM56 189V188H55ZM140 189V190H139ZM141 189H144L143 190V192H141L142 190ZM150 189H153V191L154 192H156V195L155 194H153V191L151 192L150 191ZM170 189V190H171ZM186 189V190H185ZM259 189V190H258ZM2 191H3V189H1ZM0 190V194H1V191ZM9 190V191H10ZM21 190V191H20ZM46 190V189H45ZM59 190V189H58ZM60 190H62V189H60ZM145 190H146V194H149L148 196L145 194ZM165 190H164V192H165ZM166 190V191H167ZM180 190H182V189H180ZM226 190V191H225ZM229 190V192H228V195H227V191ZM242 192H241V191ZM4 191L6 192V195L8 194L7 193V188H6V190L4 189ZM62 191H64V189L62 190ZM85 191V190H84ZM93 191H95V192H93ZM126 191V193L128 192V194H126V193H124ZM152 193L153 195H155V196H153L152 198L150 197V193ZM158 191V192H157ZM169 191V190H168ZM168 191H167V193H166V195L168 194V196H169V199L171 198H175L176 199V197H177V195H176V193H175V191H176V189L175 190H171V191H169V193H168ZM190 191H191V189H190ZM203 191V192H202ZM215 191H216V193H219L218 194V196H217V194H215ZM224 191V192H223ZM238 191H239V193H238ZM251 191V192H250ZM254 191H256V192H254ZM16 192V193H17ZM48 192V191H47ZM46 192V193H47ZM77 192V191H76ZM92 192V193H91ZM96 192H98L99 194L101 193V194H104L103 196H105V197H103V199H107L106 201H105V203H104V200H102L101 198H102V196H101V194L99 195L98 193H96ZM131 193V195H132V193L133 194H136V195H134V197L133 196H131L130 195V193ZM148 192V193H147ZM192 192V191H191ZM213 192V193H212ZM221 192V193H220ZM245 192V193H244ZM263 192V193H262ZM45 193V192H44ZM43 193V194H44ZM86 193V194H87ZM94 193V194H93ZM124 195H123V194ZM143 193V194H142ZM174 193H175V195H174ZM186 193H184V194H186ZM231 193V194H230ZM232 193H234V194H232ZM238 193V194H237ZM253 193V194H252ZM3 194V193H2ZM1 194V195H2ZM49 194V193H48ZM85 194V195H86ZM91 194H93V195H96V194H98L97 196H100V198L98 197V198H96V197H94V196H92ZM211 194H213V195H211ZM230 194V195H229ZM237 194V195H236ZM246 194V195H245ZM257 194V195H256ZM5 195V194H4ZM65 195V194H64ZM84 195V196H85ZM127 195L132 199V200H136V201H134V203L133 204H129V203H132V201H128V200H130L129 198H127ZM193 195V194H192ZM199 195V194H198ZM197 195V196H198ZM224 195V196H223ZM226 195V196H225ZM254 195V196H253ZM256 195V196H255ZM260 195V196H259ZM88 196H89V200H90V204H91V206L93 207H91L90 205H89V200H88ZM90 196H92L91 198L93 199V198H96V202L94 201V200H92L91 198H90ZM203 196H204V198H205V201H204V198H203ZM213 196V197H212ZM220 196H221V198H220ZM223 196V197H222ZM228 196V197H227ZM233 196V197H232ZM237 198H236V197ZM242 196V197H241ZM258 196V197H257ZM4 196L2 195V196H0V200H2V198H3ZM6 197H8V196H5L3 199H5ZM144 197H149V198H147L146 200L148 201H146L145 199H144ZM154 197L156 198L155 200H154ZM165 197H167V196H165ZM212 198V199H210V198ZM218 197V198H217ZM239 197L241 198L240 200H239ZM256 199H255V198ZM262 197H263V199H262ZM14 198V197H13ZM66 198V197H65ZM71 198H72V195H71ZM197 198H199V197H197ZM207 198V199H206ZM235 198V199H234ZM251 198H253V200H251ZM258 198V199H257ZM16 199V198H15ZM18 199V198H17ZM26 199L28 200L29 198H24V200H23V202L25 203V204H23V202L21 203L19 200V204H17L18 202H17V200H13V201H15V202H17V203H15V202H13V204L12 203H6V205H9V206H7L8 208L9 207H11L12 205H13V207H11V208H13L14 210L16 209V210H18V208L20 207L21 208V210L24 212L25 211V213H23L22 214V216L24 217H21V212L22 211H19L18 213H20L19 215H20V217H21V219L22 220H20L19 222H21V221H23L21 224H18V222L16 223V222H13V221H10L8 218L11 216V214L13 215V212H17L16 210L15 211H13L12 213L10 212L11 210H10V208H9V212L11 213V214H8V212H7V214H8V218H7V216H6V214H4L3 215V213L2 212H4V213H6V211H7V207H6V211L5 210H3V211H1V215H3V217H1L0 218V223H2V224H0V226L2 225L3 227H4V225H3V220H4V222L6 221V223L5 224H7L8 223V221H10L11 223L13 222V223H16V224H18V225H21V227H25L24 225H26V226H29L27 223L29 222V220L28 219H30V221H31V218L33 217V215L34 214H39V213H41L42 215H43V211H48V209H50L51 210V207H50V205L48 206V209L47 210H39V207H36L35 205L36 204H32V205H34L35 206V208H38V209H36V210H34L35 211V213L31 210V208H30V204L29 205H26L28 202H29V200H28V202H26ZM64 198H62V200H63ZM98 199H99V202H101V205L103 206V208H101L102 206L100 205V203L98 202ZM174 199V200H175ZM194 199V200H193ZM221 199H222V201H221ZM232 199H234V200H231ZM243 199V200H242ZM12 200V199H11ZM10 200V201H11ZM31 200V199H30ZM65 200V199H64ZM102 200V201H101ZM149 200H150V203H152L151 205H150V203H149ZM152 200V201H151ZM158 200V201H157ZM166 200V199H165ZM168 200V199H167ZM196 200V201H195ZM208 200V201H207ZM213 200V201H212ZM245 200V201H244ZM256 200V201H255ZM9 201V202H10ZM92 201H94V203H92ZM144 201H146V202H144ZM154 201L156 202V203H154ZM175 201H177V200H175ZM174 201V202H175ZM196 203H195V202ZM206 203H204V202ZM207 201V202H206ZM224 201V202H223ZM226 201V202H225ZM228 201V202H227ZM251 201H252V203H251ZM1 202V201H0ZM235 202V203H234ZM236 202H237V204H236ZM254 202V203H253ZM257 202V203H256ZM1 203H4L3 201L1 202ZM15 203V204H14ZM30 203H32V202H30ZM99 203V204H98ZM163 203H165L167 206H168V208L170 207L171 208V212H170V208H169V212H168V210H167V206H164L163 205ZM194 203V204H193ZM199 203H201V204H199ZM202 203H204V204H202ZM228 203V204H227ZM63 204H61L62 206H63ZM79 204H77L76 203V207L79 205ZM87 204H88V206H87ZM154 204V205H153ZM174 203L172 204V205H175ZM188 204H190V205H188ZM198 204V205H197ZM212 204H214V206L212 205ZM216 204V205H215ZM256 205V206H253V205ZM2 205V206H1ZM4 204H0V208L1 207H3L4 208V206H3ZM15 205V206H14ZM18 205V206H17ZM31 205V206H32ZM48 205V204H47ZM95 205H96V207H95ZM100 205V206H99ZM122 206L121 208H116V207H118V206ZM130 205H132L131 207H130ZM135 205H136V207H137V204H134V207H135ZM158 205V206H159ZM161 205H163V206H161ZM192 205V206H191ZM195 205V206H194ZM207 205V206H206ZM209 205H210V207H209ZM219 205H221V207L219 206ZM223 205V206H222ZM237 205V206H236ZM25 206H27V208L25 207ZM34 206H32V209H35L34 208ZM65 206V205H64ZM63 206V207H64ZM66 206V207H67ZM145 206H147L146 208H145ZM150 206H151V208H150ZM180 206H182L181 208H184V209H182V211H185V213L188 211V213L190 212V211H192L191 212V215H192V217H191V215H190V213H189V216H190V220H189V218H188V216H186L188 213H184V212H180L181 210H179L180 208L179 207ZM185 206V207H184ZM187 206H188V208H187ZM199 207V209H197L198 207ZM203 208H202V207ZM206 206V208H204ZM244 206H245V208H244ZM42 207L43 206H41V209H42ZM44 207H46L47 208V206L45 205ZM134 207H133V209H134ZM138 207V208H139ZM164 207H166V209H163ZM177 207H178V209H177ZM192 207V208H191ZM196 207V208H195ZM201 207V208H200ZM220 207V208H219ZM224 209H223V208ZM238 207V208H237ZM2 208V209H3ZM20 208H19V210H20ZM46 208H44V209H46ZM94 208H96L97 210H95ZM99 208V209H98ZM139 208V209H140ZM28 209H30V210H28ZM69 209H67L68 211H71V210H69ZM101 209V210H100ZM119 210V212H118V210ZM121 209H123V210H121ZM136 209V208H135ZM134 209V210H135ZM150 209V210H149ZM157 209H158V207H157ZM174 209H176L177 211H179V213H176V210H174ZM208 209V210H207ZM210 209V210H209ZM227 209V210H226ZM234 209V210H233ZM37 210H39V212L37 211ZM67 210H63L64 212H66ZM100 210V211H99ZM108 210V212H110ZM129 210V209H128ZM127 210V211H128ZM159 210H161L160 208H159ZM158 210V211H159ZM194 210V211H193ZM199 210V211H198ZM41 211V212H40ZM63 211H61V212H63ZM71 211V214L73 213ZM91 211V212H92ZM97 211L98 212H101L102 211V213H99L100 215H101V217H100V215L99 214H97ZM132 213H133V210H130ZM129 211V212H130ZM139 211H141V210H139ZM155 211H157V210H155ZM211 211V212H210ZM223 211V212H222ZM229 211V212H228ZM63 212V213H64ZM80 212H83V213H80ZM89 212V214L91 215H89L88 216V214H87V217L85 218V214L84 213H88ZM111 212H110V215L111 216H115V213L112 215L111 214ZM134 212H137V211H134ZM152 212L154 213V211L152 210ZM152 212H151V214H152ZM168 212V213H167ZM198 212V213H197ZM221 214H219V213ZM229 214H228V213ZM15 213H14V215H15ZM17 213V214H18ZM34 213V214H33ZM56 213V212H55ZM55 213H53V215L55 214ZM58 213H60V211L59 212H57L56 214H55V216L56 217H60V216H62V214L63 213H60V215L58 214ZM122 213H121V217H118V218H120V220H119V222H117V220H116V224H115V220H114V218H117V216H118V214L114 217V218H112V219H110L112 222H109L107 219H105V217H104V224L105 225H107V226H109V228H111V226L112 225H109V223H114V229H109L108 227V229L110 230V231H114V230H116V227H118L117 225H120V223L122 224L123 222H124V220L125 221H127L128 219L130 220V222H129V220L126 222V223H128L129 222V224L130 223H132L133 225H134V222H136V221H134V222H132L133 220H136L135 218L136 217H138V216H135V213L134 214H132L131 215V217L132 218H134L133 220H132V218L131 217H129V216H125V213H124V216L126 217V218H124V216L122 215ZM138 213V212H137ZM137 213H136V215H137ZM141 213V212H140ZM158 212H156V214L154 213V216H153V218H156L158 221H156L155 219H154V221H153V223L154 224H151L152 223V219L150 218L152 215H150V217L149 218H147L150 222H147L148 220L146 219V221L143 219V221H145L146 222V225H149V226H153L154 228H152V226L151 227H148V226H144V224H145V222H144V224H142L143 223V221L141 222V223H139L141 226H142V228H141V226L139 225V224H137V223H135V226H137V227H135V231L134 232H136L138 229V227H139V229H143V231L146 233V234H143V231H142V234H141V231L140 230H138L137 231V234L139 233L140 234V236H138V237H140L139 239H142L141 240V243H139V244H143L142 246H144V244H145V246H146V244L148 245V243H149V239L150 238H152V240H153V237H152V235H153V233L152 232H155V231H157L156 229H158V224L157 223H159V219H158V215L159 214H157ZM159 213H161V212H159ZM163 213V212H162ZM161 213V214H162ZM176 213V214H175ZM180 213H181V215H180ZM197 213V214H196ZM211 213V214H210ZM214 213V214H213ZM16 214V215H17ZM37 214V215H38ZM46 214H47V212L45 213L44 212V215L46 216ZM58 214V215H57ZM80 214V217H81V215H83L81 218H79V215ZM168 215L169 217L171 216V215ZM182 214H184L185 216H186V218H187V220H186V218L184 219V218H181V217H184V216H182ZM218 214H219V216H218ZM227 214V215H226ZM257 214V215H256ZM261 214V213H260ZM0 215V216H1ZM31 215H32V217H31ZM37 215H36V217H37ZM50 215V214H49ZM52 215V216H53ZM67 216H65V218L67 219V217H68V214H66ZM74 215H76L78 218V220H76L75 221V216ZM110 215H105L106 217H108V216H110ZM127 215H130V214H127ZM197 215V216H196ZM232 215V216H231ZM237 215V216H236ZM261 215H263V214H261ZM260 215V216H261ZM39 216V215H38ZM64 216V215H63ZM74 216V217H73ZM93 216H92V218H93ZM99 216V217H98ZM110 216V217H111ZM120 216V215H119ZM122 216H123V221L121 220L122 219ZM140 216V218H137L139 221L138 222H140L142 219H141V214L139 215ZM155 216H157V217H155ZM161 216V215H160ZM162 216L164 217L165 216V218H162L161 217V219H160V221H164V223L168 220L167 219V217H166V215H164V214H162ZM195 216V217H194ZM223 218H222V217ZM225 216V217H224ZM6 217V219H3V218H5ZM31 217V218H30ZM35 216L33 217L34 219L36 218ZM56 217H53L54 218V220H58L59 219V217H58V219H55ZM69 217H70V214H69ZM68 217V218H69ZM109 217V218H110ZM129 217V218H128ZM230 219H229V218ZM236 217H238V220H236V222H234V218H236ZM262 217V216H261ZM71 218H69V220H64V217H62V219H63V221L65 222L64 224H66V225H70V223H68L67 224V222L68 221H70V219ZM131 218V219H130ZM160 218V217H159ZM193 218V219H192ZM219 218V219H218ZM246 218V219H245ZM258 218V217H257ZM263 218V217H262ZM7 219H8V221H7ZM10 219H11V217H10ZM52 219V218H51ZM61 219V220H62ZM94 219H91V221L94 223V226H96L95 224H101L102 223V221H100L99 219L96 221V220H94ZM127 219V220H126ZM151 219V220H150ZM164 219H166V221L164 220ZM232 219V220H231ZM234 219V220H233ZM245 219V220H244ZM264 219V218H263ZM12 220V219H11ZM53 220V221H54ZM72 220V219H71ZM177 220H178V218H177ZM176 220V221H177ZM182 220H186V221H182ZM190 221V223H189V221ZM221 220H222V222H221ZM240 220V221H239ZM15 221V220H14ZM24 221H27V223H24ZM62 221V222H63ZM81 221V222H80ZM95 221H96V223H95ZM100 221V222H99ZM109 222V223H107V222ZM156 221V222H155ZM176 221H174V224H176L175 222ZM182 221V222H181ZM225 221V222H224ZM234 222V223H231V222ZM239 221V222H238ZM242 221H244V222H242ZM257 221H263V220H261V219H257ZM56 223H57V221H55ZM55 222H53V224L55 223ZM71 222V221H70ZM73 222L71 223L72 225H73ZM107 224H106V223ZM161 222V224H163ZM178 222V221H177ZM264 222V221H263ZM263 222H262V224L261 225H263L264 226V224H263ZM30 223V222H29ZM59 223L61 224V221H59ZM59 223H57V225H58V227H53L52 225H51V227H53L52 229H51V227H50V231L52 232V231H54V233H57L60 229H59V226H60V228H62L61 227V225H59ZM92 223V224H93ZM119 223V224H118ZM124 224V226L126 225V227L127 226H130L129 224ZM147 223H150V224H147ZM223 223V224H222ZM236 223V224H235ZM24 224V225H23ZM89 223L87 222V224L85 225V230L82 228L81 229V231L83 230V231H86V232H91V238H90V240H92V241H90V240H88L87 241V239H85L84 238V236H82L81 237V235L79 236L78 235V237L75 235V236H73L74 238L76 237L77 239H78V241L76 242L75 240H71V241H75V243H73V242H69L68 240H67V245L68 246H72L73 247V245H74V247H76V250L77 249H79V247L80 246H84V245H86V248L85 247H80V250H82V251H80V253L79 252H77V253H79V254H81V256L84 258V256L83 255H85V254H87V255H85V256H91L90 254H92V252L91 251H95V249L96 248H101V244L102 243H104L103 245H106L105 244V242L107 241V243H111V244H115L116 245V241L117 242H119L120 241V239H121V241H122V239L125 241V239L126 238H123V236H124V232H125V234H127V236L129 237V234L127 233V229L125 228V230H124V228L122 227L121 228V230H118L117 231V233H115V232H113V234L115 233L116 235H118V236H116V235H114L113 236V234H112V236H110V237H108L109 236V234H108V230H107V228H105L106 226H104L103 225V223L101 224V226H104V228H103V230H102V232H101V230H100V228H101V226H100V224H99V226H100V228H99V233H95V232H97L98 231V228L96 229V227L94 228L93 227V225H91L90 227H89V225H88ZM97 224V225H98ZM131 224V225H132ZM156 224V225H155ZM182 224H184V225H182ZM224 224H226V225H224ZM258 224H260V222H258ZM9 225H10V223H9ZM57 225H55V226H57ZM66 225H64V226H66ZM139 225V226H138ZM158 225V226H157ZM181 225V226H180ZM187 225V226H186ZM188 226L187 227V230H189L190 231V233L192 234L193 232H194V230H193V232H191V226ZM231 225V226H232ZM238 225V226H239ZM2 226L0 227V229L2 228ZM112 226V227H113ZM123 226V225H122ZM156 226V227H155ZM182 226H185V228L184 227H182ZM86 227H88V229H86ZM120 227H121V225H120ZM134 227H132V228H134ZM145 227H146V229H145ZM152 228L151 230H152V232H150V229H148V228ZM191 227V228H190ZM261 227V226H260ZM64 228H66L67 229V227H64ZM73 229V231L71 230V229ZM131 226H130V228H128L130 231H131ZM164 228V227H163ZM162 227H161V229L159 228L158 230L160 231L161 230V233H162V229H163ZM171 228H167V229H171ZM178 228L179 229H182V228H184V229H182V231L181 230H178ZM250 228H252V227H250ZM264 228V227H263ZM13 229V228H12ZM74 229H75V231H74ZM105 229L107 230L106 232H105ZM117 229H120V228H117ZM123 229V230H122ZM146 231H145V230ZM153 229L155 230V231H153ZM201 229V230H200ZM207 229V230H206ZM208 229L209 230H211V231H208ZM254 229V230H253ZM257 229V228H256ZM10 230H11V228H10ZM28 230V231H27ZM32 230V229H31ZM78 230V232H80L79 231V229H77ZM147 230H149V232L150 233H152V235H151V237L150 238H147V240H148V243H146L147 242V240H146V237H147V233H148V231ZM178 231V233H176L177 231ZM186 230V232L185 233H187V234H182V235H184V237H185V235H186V237L185 238H182L181 240L179 239L178 240V242L179 241H181V242H179L180 244H178V245H182V244H184V243H186L187 241L186 240H189V241H192L193 239V241H194V248H193V246H192V248L190 247L192 244H188V243H186V245H184V246H182V248H181V246L179 247V249H183L184 250V247H186V246H188L190 249H192L191 250V252L194 250V251H196L197 250V248L199 247V243H200V245H202V246H205L206 244H201V242L203 241H201V234L200 233H198V234H200V235H198L197 234V232H196V234H195V232H194V234L196 235L195 237H197V240L195 239V238H193V236L190 234L189 235V237H190V239H189V237L187 236L188 235V233H189V231H187ZM214 230V231H213ZM232 230H235V229H232ZM250 231L249 232H253L252 233V238L254 239V240H259V239H262V237L255 231V228H252V229H249ZM11 231H14V230H11ZM11 231H9V234H11L12 233V235H13V237H12V235H11V237H10V235H8V231L6 232V233H4L5 234V236H4V234H2V235H0V236H3V237H0V260L2 261L3 260V263L4 264H17L19 261H18V259H19V257L18 256H20L18 253H16L15 254V249H14V247H13V250H12V246H15V245H17V242H19V243H21L22 241V239H21V237H20V240H18L19 239V236L17 237L15 234L16 233H14L13 234V232H11ZM26 231H27V234L29 235V237H30V233H31V231H30V233H29V229H26ZM34 231V230H33ZM68 231V230H67ZM121 231H123V235L121 234V236H120V232ZM166 231V229L164 228L163 229V233L161 234L162 236L164 235V238L167 236L166 234H164V232ZM169 231V230H168ZM170 231H172V230H170ZM182 232V233H180V232ZM205 231H208V233H206ZM222 231V230H221ZM25 232V231H24ZM60 232V231H59ZM61 232H66V230L65 231H61ZM211 232V233H212ZM220 232V231H219ZM248 232V233H249ZM103 234V235H101V237H102V240L100 239L101 237L99 236V235H97V234ZM105 233V234H104ZM167 233V232H166ZM170 233V232H169ZM214 233H216V232H214ZM8 236H7V235ZM27 234H23L25 237H26V235ZM71 234V235H70ZM73 234V235H72ZM108 234V235H107ZM138 234V235H139ZM157 234V235H156ZM168 234V233H167ZM177 234L179 235L178 237H177ZM28 235H27V238H29L28 237ZM33 235V234H32ZM32 235H31V239L33 238L32 237ZM66 235V236H65ZM145 235H146V237H145ZM161 235H159L157 232H155L154 233V238H155V236H156V238H157V236L158 237H160ZM166 235V236H165ZM170 235V234H169ZM198 235V236H197ZM259 235V236H258ZM65 236V237H64ZM116 236V237H115ZM120 236V237H119ZM148 236H150V235H148ZM162 236L160 237V238H162ZM207 236V237H208ZM211 236V235H210ZM209 236V237H210ZM25 237H23L22 236V238H24L25 239ZM73 237H71L72 239H73ZM137 237V238H138ZM182 237V236H181ZM191 237H192V239H191ZM199 237V238H198ZM14 238V239H13ZM26 238V239H27ZM71 238H69V240L71 239ZM87 238V237H86ZM114 238H116V241H115V239ZM119 238V241L117 240ZM137 238L135 237V239L137 240ZM160 238H157L158 239V242L160 243H158L157 241H156V243H155V245H154V243L153 244H149L148 246L149 247H151V246H153V247H156V244H158L159 246L162 244V241H164V240H168V238L166 239H164V238H162L161 240V242L159 241V239ZM175 238H173V244L172 243H170V239H169V244H171V247H173L172 245H175V244H177V239H175ZM6 239L7 240H9L8 241V243L7 242H5L6 241ZM25 239V242L24 243H26V245H28L29 243H31V245H33L32 244V241H29V240H31V239H27L26 240ZM65 239V240H66ZM81 241H80V240ZM89 239V238H88ZM98 239H100V241H98ZM139 239H138V241H139ZM157 239H154V240H157ZM210 239V238H209ZM5 240V241H4ZM18 240V241H17ZM83 240H84V242L86 243H84L83 242ZM89 243V244H91V243H93V244H91L90 245V247L88 246L89 244L86 242V241ZM104 240H106L105 242H104ZM174 240H176V242L174 241ZM186 242H185V241ZM198 241V240H200L201 242H199L198 243V247L197 248H195V246H196V241ZM207 240V239H206ZM206 240H205V242H206ZM14 241H16L15 243H14ZM64 241V239H62V242ZM97 241V242H96ZM120 241V242H121ZM123 241V242H124ZM138 241H137V243H138ZM143 241V242H142ZM166 241H164V242H166ZM192 241V242H193ZM29 242V243H28ZM65 242L66 241H64L63 243L65 244ZM81 242V245H79L78 243H80ZM83 242V243H82ZM91 242V243H90ZM98 242H102L101 244H98ZM119 242V243H120ZM122 242V243H123ZM126 242V244H125V247L126 246H128L127 244H128V241H125ZM124 242V243H125ZM151 242V241H150ZM152 242H154V241H152ZM163 242V243H164ZM207 242H208V240H207ZM206 242V243H207ZM18 243V244H19ZM28 243V244H27ZM60 243H61V241H60ZM62 243V244H63ZM78 245H77V244ZM95 243H96V245H95ZM182 243V244H181ZM13 244H15V245H13ZM70 244H72V245H70ZM121 244V243H120ZM166 243H164V244H162L163 246H161V247H164L162 250H164L165 249V247L167 248L166 249V251H168V247H167V245H168V243H167V245H165ZM188 244V245H187ZM76 245V246H75ZM99 246V247H96V246ZM102 245V246H103ZM112 245V246H113ZM114 245V246H115ZM123 245V244H122ZM151 245V246H150ZM178 245H175L174 247H173V249H175V247L177 248L178 247ZM11 246V247H10ZM64 246V245H63ZM65 246H66V244H65ZM78 246V247H77ZM94 246V248H92ZM144 246V247H145ZM147 246V247H148ZM169 246V245H168ZM89 247V248H88ZM146 247V248H147ZM149 247L147 248V249H149ZM170 247V246H169ZM82 248V249H81ZM187 248V247H186ZM185 248V252H186V250H187V252H188V248L186 249ZM85 249V250H84ZM89 250L90 249V252L88 251L87 252V250ZM124 249H126V248H124ZM178 249V248H177ZM97 250V249H96ZM83 251H86V252H83ZM166 251H164V257H166V255H167V253H166ZM190 251V250H189ZM186 252V253H187ZM190 252V253H191ZM14 253V254H13ZM85 253V254H84ZM88 253H89V255H88ZM190 253H187V255L189 256H191L192 255V253L190 254ZM195 253V252H194ZM166 254V255H165ZM75 255V257H77V256H79V257H81L80 255H78V254H74ZM74 255H71L72 257L74 256ZM77 255V256H76ZM194 255V254H193ZM192 255V256H193ZM18 258V259H16V257ZM29 256H31V254H29ZM95 256V255H94ZM113 256V255H112ZM72 257H70L69 256V258H72ZM75 257H73L72 258V260L70 259V260H68L69 258L68 257H65V258H63V260L61 261V262H55V263H57V264H73V262L75 261L74 260V258ZM78 257V258H79ZM96 257V256H95ZM145 257V256H144ZM146 257H148L147 255H146ZM163 257V259H165ZM75 258L76 259V261L74 262V264L76 263V264H80L81 262H83L84 263V261H86V260H83L82 258ZM87 258V261L85 262L86 264H93L94 262H93V260H91V261H88V260H90V257H89V259H88V257H86ZM116 258H118V259H116L118 262L116 263V260H115V258L114 257H112V260L113 261H110V262H108V263H112V264H123L124 262L126 263L127 261H124V262H121V260H122V258H119V257H116ZM85 259V258H84ZM120 259V260H119ZM146 259V258H145ZM145 259H143L144 261H145ZM150 260L151 259H146V261L145 262H147V263H145L144 261V263L145 264H149L150 263ZM96 263L95 264H99V262H98V260H94ZM130 261V260H129ZM128 261V263H131V261L129 262ZM70 262H72V263H70ZM78 262V263H77ZM88 262V263H87ZM143 262H141V264H143ZM152 262H154V261H152L151 260V263L150 264H153ZM49 263H52V264H55V263H53V262H49ZM83 263H81V264H83ZM128 263H126V264H128ZM155 263H157V261H155L154 262V264ZM133 264V263H132ZM160 264V263H159Z\"/></svg>", "mask_w": 264, "mask_h": 264}, {"label": "bare ground", "instance_id": "bare-ground-1", "mask_svg": "<svg viewBox=\"0 0 264 264\" xmlns=\"http://www.w3.org/2000/svg\"><path fill=\"white\" fill-rule=\"evenodd\" d=\"M1 1L3 2V0H1ZM12 1L14 2L15 0H12ZM20 1H22V0H20ZM38 1H39V0H38ZM38 1H37V2H38ZM45 1H46V0H45ZM57 1H58V0H57ZM62 1H63V0H62ZM65 1H66V0H65ZM84 1H85V0H84ZM92 1H93V0H92ZM92 1H91V4L94 3V2L92 3ZM96 1H97V2L94 3V4H98L99 1H98V0H96ZM103 1H105V0H103ZM107 1H108V0H107ZM119 1H121V0H119ZM122 1H124V0H122ZM132 1H133V0H132ZM135 1H137V0H135ZM142 1H143V0H142ZM144 1H145V0H144ZM157 1H158V0H157ZM157 1H156V2H157ZM160 1H161V0H160ZM165 1H166V0H165ZM169 1H170V0H169ZM173 1L176 2V0H173ZM173 1H171V2H173ZM180 1H181V0H180ZM182 1H184V0H182ZM182 1H181V3H182ZM186 1H187V0H186ZM196 1H197V0H196ZM201 1H202V0H201ZM201 1H199V2H201ZM208 1H211V0H208ZM221 1H222V0H221ZM224 1H225V0H224ZM224 1H223V3H224ZM5 2H7V1H5ZM15 2H16V1H15ZM15 2H14V3H15ZM24 2H25V0H24ZM34 2H35V1H34ZM55 2H56V1H55ZM66 2L68 3V1H66ZM76 2H77V1H76ZM110 2H111V1H110ZM116 2H117V0H116ZM124 2H125V1H124ZM128 2L130 3L129 0H128ZM128 2H127V3H128ZM138 2H139V1H138ZM138 2H137V3H138ZM145 2H146V1H145ZM152 2H153V1H152ZM163 2H164V1H163ZM166 2H167V1H166ZM166 2H165V3H166ZM184 2H185V1H184ZM190 2H191V1H190ZM206 2H207V1H206ZM214 2H215V1H214ZM229 2H230V1H229ZM234 2H235V0H234ZM236 2H237V1H236ZM236 2H235V3H236ZM9 3H10V2H9ZM29 3H30V2H29ZM43 3H44V1H43ZM45 3H46V2H45ZM50 3H51V2H50ZM57 3H58V2H56V4H57ZM69 3H71V1H70ZM77 3H78V2H77ZM106 3H107V2H106ZM106 3H105V4H106ZM120 3H121V2H120ZM133 3H134V1H133ZM133 3H131L130 6H132ZM154 3H155V1H154ZM154 3H153V4H154ZM160 3H161V2H160ZM165 3H164V4H165ZM168 3H169V2H168ZM226 3H227V2H226ZM2 4H3V3H2ZM17 4H19V3H17ZM26 4H28V3H26ZM35 4H36V3H35ZM37 4H38V3H37ZM48 4H49V3H48ZM102 4H103V3H101V5H102ZM107 4H109V1H108ZM111 4H112V2H111ZM124 4H125V3H124ZM139 4H140V3H139ZM139 4H138V6H139ZM141 4H143V3L141 2ZM148 4H149V3H148ZM148 4H147V5H148ZM166 4H167V3H166ZM169 4H170V3H169ZM173 4H174V3H173ZM176 4H177V3H176ZM179 4H180V3H179ZM182 4H186V3H182ZM206 4H207V3H206ZM206 4H203V5L206 6ZM210 4H211V3H210ZM218 4H219V3H218ZM218 4H217V5H218ZM240 4H241V3H240ZM6 5H7V4H5V6H6ZM14 5H15V4H14ZM14 5H13V6H14ZM24 5H25V4H24ZM32 5H33V3H32ZM39 5H41V4H39ZM45 5H46V4H45ZM61 5H62V4H61ZM67 5H68V4H67ZM74 5H76V4L74 3ZM77 5H78V4H77ZM80 5H82V3H81ZM114 5H115V4H114ZM114 5H112V6H114ZM117 5L119 6L118 3H117ZM120 5H121V4H120ZM136 5H137V4H136ZM136 5H135V6H136ZM145 5H146V4H145ZM145 5H143L142 8H143ZM187 5H188V4H187ZM235 5H236V4H235ZM0 6H1V5H0ZM3 6H4V5H3ZM3 6H2V7H3ZM9 6H12V4L9 5ZM20 6H22V5H20ZM20 6H19V7H20ZM35 6H36V5H35ZM42 6H43V5H42ZM55 6H57V5H55ZM58 6L60 7V5H58ZM64 6H65V4L63 3V6H61L62 8H60L59 12L61 11V9L64 10V8H66V7H64ZM85 6H86V4H85ZM89 6H90V5H89ZM109 6H110V5H108V7H109ZM121 6H124V5H121ZM125 6H126V5H125ZM151 6H152V5H151ZM176 6H177V5H176ZM191 6L193 7V5H191ZM196 6H197V5H196ZM207 6H208V4H207ZM214 6H216V5H214ZM227 6H228V5H227ZM238 6H239V4H238ZM27 7H28L27 9L30 8L29 6H27ZM36 7H37V6H36ZM36 7H35V8H36ZM52 7H54V6H52ZM92 7H93V5H92ZM96 7H97V6H96ZM127 7H128V6H127ZM136 7H137V6H136ZM139 7H141V6H139ZM139 7H138V8H139ZM147 7H149V6H147ZM153 7H154V6H153ZM163 7L165 8L164 5L162 6V8H163ZM168 7H169V6H168ZM178 7H180V6H178ZM186 7H187V6H186ZM188 7L190 8V6H188ZM209 7H210V6H209ZM218 7H219V6H218ZM244 7H245V5H244ZM244 7H243V9H244ZM11 8H13V7H11ZM11 8H10V9H11ZM22 8H23V7H22ZM22 8H20L21 11H22ZM45 8H48V7H45ZM49 8H50V7H49ZM54 8L59 9L58 7H54ZM71 8H73V6H72ZM76 8H77V6H76ZM94 8H95V6H94ZM98 8H99V7H98ZM116 8H118V7L116 6ZM119 8H121V7H119ZM149 8H150V7H149ZM154 8H155V7H154ZM166 8H167V7H166ZM181 8H182V7H181ZM181 8H180V9H181ZM202 8H203V7H202ZM202 8H201V9H202ZM206 8H207V7H205L204 9H206ZM236 8H237V7H236ZM239 8H240V7H239ZM8 9H9V8H8ZM13 9H14V8H13ZM13 9H11V10H13ZM16 9H17V8H16ZM18 9H19V8H18ZM23 9H24V8H23ZM32 9H33V8H32ZM38 9H39V8H38ZM38 9H36V10H38ZM51 9H52V8H51ZM57 9H56V11H55V14H56V15H57V13H58V12H57ZM82 9H83V8H82ZM99 9H100V8H99ZM104 9H105V7H104ZM111 9H112V8H111ZM111 9H110V10H111ZM124 9H125V8H124ZM129 9H131V8L129 7ZM132 9H133V8H132ZM145 9H146V8H145ZM155 9H156V8H155ZM157 9H158V8H157ZM186 9H187V8H186ZM190 9H191V8H190ZM193 9H194V8H193ZM208 9H209V8H208ZM208 9H207V11H208ZM216 9H218V8H216ZM225 9L227 10L228 7L225 8ZM245 9H246V8H245ZM4 10H5V9H4ZM25 10H26V9H25ZM29 10H30V9H29ZM52 10H53V9H52ZM73 10H74V8H73ZM73 10H71L70 13L68 12L69 15L73 12ZM84 10H85V9H84ZM92 10H93V9H92ZM117 10H118V9H117ZM121 10H122V9H121ZM126 10H127V8H126ZM134 10H135V9H134ZM136 10H138V9L136 8ZM136 10H135V11H136ZM139 10H140V8H139ZM159 10H160V9H159ZM159 10H158V11H159ZM167 10H168V9H167ZM167 10H166V11H167ZM169 10H173V9H169ZM174 10H175V9H174ZM197 10H198V9H197ZM202 10H203V9H202ZM222 10H224V9H222ZM232 10H233V9H232ZM234 10H235V9H234ZM0 11H1V10H0ZM6 11H8V10H6ZM15 11H17V10H13L14 15L12 14V13H13L12 11H11L12 13L8 11V12L10 13V14L8 13L9 15L5 13V15H8V17L11 18V19H8V21L11 20V21H12L11 23H12L13 25H11L10 22H9L8 24L11 25L12 28H13V26H14L15 28H13L12 30H11L10 28H9L10 30H7V29L5 28L7 31L4 32L5 30H4V31L1 30L2 28L4 29L3 24L1 23L2 26L0 25V26L2 27V28L0 29V32H1V31L4 32V33L0 34V37H2V39H5V40H3V41H5L6 44H7L8 42H10V41L14 38L13 36H14L15 32H16V33H17V31L20 32V33H23V32L25 33V31L28 32V31H29V30H28L29 28H28V26H26V25H29V26H30L31 23H32V24L34 25V29H35V23H36V25H38V22H35L36 20L33 21V20H30V19H29V21H28V24H26L27 22H26V23L24 22L26 25H24V24H20L21 22L19 23V22L17 21L16 15H15V13H16ZM32 11H33V10H31V12H32ZM40 11H43V10H42V7H41V10H40ZM67 11H68V9H67ZM67 11H66V12H67ZM69 11H70V9H69ZM90 11H91V10H90ZM105 11H107V10H104V12H105ZM114 11H115V10H114ZM127 11H128V10H127ZM141 11H142V10H140V13H141ZM166 11H165V12H166ZM195 11H196V9H195L193 12H195ZM217 11H218V10H217ZM26 12H27V10H26ZM45 12H49V10H47V11L45 10ZM77 12H78V11H76V15H77ZM84 12H85V11H84ZM86 12H87V10H86ZM101 12H102V11H100L99 14H101ZM108 12H110V11H108ZM121 12H122V11H121ZM124 12H125V11H124ZM129 12H130V11H129ZM129 12H128V13H129ZM137 12H138V11H137ZM147 12H149L148 8H147ZM147 12H145V14H147V16H148L149 13H147ZM150 12H151V11H150ZM161 12H163V11H161ZM171 12H173V11H171ZM175 12H177V11H175ZM180 12H181V11H180ZM182 12H187V11H182ZM189 12H190V11H189ZM191 12H192V11H191ZM211 12H212V9H211ZM213 12H214V10H213ZM227 12H228V11H227ZM229 12H230V11H229ZM247 12H248V11H247ZM18 13H19V12H18ZM50 13H52V11H50ZM53 13H54V12H53ZM53 13L51 14L52 16H53ZM74 13H75V12H74ZM94 13H95V11H94ZM111 13H113V11H112ZM115 13H116V12H115ZM119 13H120V11H119ZM125 13H126V12H125ZM132 13H133V11H132ZM132 13H130V14H132ZM138 13H139V12H138ZM140 13H139V14H140ZM153 13H154V12H153ZM153 13H152V14H153ZM166 13H168V12H166ZM178 13H179V12H178ZM196 13H197V12H196ZM201 13H202V12H201ZM201 13H200V14H201ZM207 13H208V12H207ZM222 13H223V12H222ZM222 13H221V15H222ZM244 13H245V12H244ZM16 14H17V13H16ZM21 14H22V13H21ZM31 14H32V13H31ZM35 14H36V13H35ZM41 14H42V12H41ZM44 14H45V13H44ZM58 14H63V13H58ZM83 14H84V13H83ZM89 14H91V13H89ZM92 14H93V13H92ZM96 14H97V13H96ZM103 14H104V13H103ZM143 14H144V13H143ZM192 14H193V13H192ZM215 14H216V13H215ZM219 14H220V12H219ZM225 14H227V13H225ZM0 15H1V14H0ZM23 15H24V14H23ZM23 15H22V16H23ZM42 15H43V14H42ZM49 15H50V14H49ZM78 15H79V14H78ZM86 15H88V13H87ZM86 15H85V18H84V19H87ZM94 15H95V14H94ZM105 15H106V13H105ZM107 15H108V14H107ZM114 15H115V14H114ZM126 15H127V14H126ZM149 15H150V14H149ZM160 15H161V14H160ZM169 15H170V14H169ZM171 15H172V14H171ZM176 15H177V14H176ZM201 15H203V13H202ZM207 15H208V14H207ZM209 15H212V14H209ZM230 15H231V14H230ZM233 15H234V14L232 13V16H233ZM22 16H21V17H22ZM26 16H28L27 13H26V15H25L24 17L26 18ZM34 16H35V15H34ZM38 16H39V15H38ZM38 16H37V18H35V19H38ZM90 16H91V15H90ZM92 16H93V15H92ZM102 16H104V15H102ZM111 16L113 17V15H111ZM115 16H116V15H115ZM115 16H114V17H115ZM117 16H118V15H117ZM119 16H120V15H119ZM130 16H131V15H130ZM133 16H134V15H133ZM136 16H138V14H136ZM139 16H140V15H139ZM139 16H138V18H139ZM147 16H146V18H144V19H146L147 22H146L145 24H143V26H144V25L146 26V24L148 25V22H149L150 20L153 19L152 17H149L150 20H149V19L147 20V18H148ZM161 16H162V15H161ZM190 16H191V14H190ZM203 16H204V15H203ZM214 16H215V15H214ZM232 16H231V18H232ZM235 16H237V15H235ZM4 17H6V16H4ZM4 17L2 16L1 18L3 19ZM24 17H23V18H24ZM29 17H30V16H29ZM31 17H32V16H31ZM54 17H56V16H53V18H54ZM57 17H58V16H57ZM63 17H64V15H62V17H61L62 20L66 17V15H65L64 18H63ZM127 17H128V16H127ZM127 17H126V18H127ZM141 17H142V15L140 16V18H141ZM156 17H157V16H156ZM156 17H155V18H156ZM162 17H163V16H162ZM195 17H196V15H195ZM198 17H199V15H198ZM200 17H202V16H200ZM207 17H208V16H207ZM225 17H226V16H225ZM19 18H20V17H19ZM25 18H24V19H25ZM43 18H45V17H43ZM43 18H42V19H43ZM51 18H52V17L49 16V18H47L48 22H46V23H49V22L51 21V20H50ZM53 18H52V19H53ZM80 18H83V17L80 16ZM88 18H89V17H88ZM91 18H92V17H91ZM91 18H89V20H90ZM94 18H95V17H94ZM101 18H102V17H101ZM115 18H116V17H115ZM118 18H119V17H118ZM118 18H117V19H118ZM120 18H121V17H120ZM126 18H125V19H126ZM128 18H129V17H128ZM132 18H133V17H132ZM138 18H136V19L138 20ZM151 18H152V19H151ZM155 18H154L153 20H155ZM170 18H171V17H169V19H170ZM180 18H181V17H180ZM189 18H190V17H189ZM193 18H194V17H193ZM209 18H210V17H209ZM209 18L206 19V20L208 21ZM213 18H214V17H213ZM215 18H216V17H215ZM221 18H222V17H221ZM227 18H228V17H227ZM247 18H248V17H247ZM5 19H6V18H5ZM5 19H3V20L5 21ZM27 19H28V17H27ZM27 19H25V20H27ZM31 19H33V18H31ZM56 19H57V18H56ZM58 19L61 21L60 17H58ZM73 19H74V18H73ZM84 19H81L80 21L82 22V20H84ZM92 19H93V18H92ZM99 19H100V18H99ZM105 19H106V18H105ZM108 19H109V18H108ZM123 19H124V16H123ZM130 19H131V18H130ZM158 19H159V17H158ZM158 19H157V20H158ZM176 19H178V18H176ZM187 19H188V18H187ZM197 19H198V18H197ZM239 19H241V18H239ZM248 19H249V18H248ZM0 20H1V19H0ZM6 20H7V19H6ZM19 20H20V19H19ZM21 20H22V19H21ZM21 20H20V21H21ZM49 20H50V21H49ZM68 20H70V18H69V19L66 18V21H68ZM78 20H79V19H78ZM93 20L95 21V19H93ZM93 20H92V21H93ZM111 20H112V19H111ZM111 20H110V22H111ZM113 20H114V19H113ZM133 20H134V19H132V21H130V20H129V21H130V22H133ZM141 20H142V18H141ZM153 20H152V21H153ZM163 20H164V19H163ZM190 20H191V18H190ZM200 20H202V18H201ZM251 20H252V19H251ZM23 21H24V20H23ZM30 21H33V22L30 23ZM37 21H38V20H37ZM41 21H42V20H41ZM45 21H46V20H45ZM60 21H59V22H60ZM90 21H91V20H90ZM92 21H91L90 23H93ZM100 21H102V20H100ZM114 21H116V20H114ZM119 21H120V19H119ZM124 21H125V20H124ZM138 21H139V20H138ZM142 21H143V20H142ZM142 21H140V22H142ZM161 21H162V18H161ZM161 21H160V22H161ZM219 21H220V20H219ZM223 21H224V18H223ZM237 21H239V20H237ZM244 21H245V19H244ZM2 22H3V21H2ZM54 22H55V20H54ZM54 22H53V23H54ZM59 22H56V23H59ZM63 22H64V21H63ZM77 22H79V21H77ZM96 22H97V21H96ZM107 22H109V21H107ZM112 22H113V21H112ZM140 22H139V24H140ZM143 22H144V21H143ZM150 22H151V21H150ZM150 22H149V24H150ZM153 22H154V21H153ZM171 22H172V21H171ZM195 22H196V20H195ZM209 22H211V21H209ZM213 22H214V20H213ZM220 22H222V21H220ZM241 22H242V21H241ZM4 23H5V22H4ZM46 23L44 22L43 25L46 24ZM64 23H66V22H64ZM73 23H74V22H72V26H68V28H69V27H73V29H74V26H75V25H73ZM79 23H80V22H79ZM79 23L76 24V22H75L74 24H76V25L78 26ZM102 23H103V21H102ZM126 23H127V21H126ZM151 23H152V22H151ZM158 23H159V22H158ZM165 23H166V22H165ZM173 23H174V22H173ZM182 23H184V22H182ZM185 23H186V22H185ZM200 23H202V22L200 21ZM200 23H199V24H200ZM216 23H218V22H216ZM225 23H226V22H225ZM238 23H240V22H238ZM243 23H245V22H243ZM243 23H242V24H243ZM253 23H254V20H253ZM253 23H251V24H253ZM40 24H41V22H40ZM51 24H52V22H51ZM54 24H55V23H54ZM67 24L70 25L69 23H67ZM84 24L86 25V21H84ZM88 24H89V23H88ZM88 24H87V26H88ZM94 24H95V23H94ZM107 24H108V23H107ZM130 24H131V23H130ZM135 24H136V26L138 25V23H135ZM168 24H169V23H168ZM187 24H188V23H187ZM193 24H194V23H193ZM206 24H207V23H206ZM9 25H8V26H9ZM58 25H59V24H58ZM60 25H61V23H60ZM81 25H82V23H81ZM85 25H82V26L84 27ZM92 25H93V24L90 25L91 28H92ZM96 25H97V24H96ZM100 25H101V23H100ZM100 25H99V26H100ZM111 25H112V24H111ZM111 25H110V26H111ZM115 25H116V24H115ZM125 25H126V24H125ZM133 25H134V24H133ZM151 25H152V27H153V25H157V23H156V24H154V23H153V24H150L148 27H150ZM173 25H174V24H173ZM173 25H172V27H173ZM244 25H245V24H244ZM246 25H247V24H246ZM248 25H249V24H248ZM4 26H6V23H5ZM25 26H26V27H25ZM31 26H32V25H31ZM31 26H30V27H31ZM41 26H42V24H41ZM41 26H40V27H41ZM48 26H49V25H48ZM48 26H47V27H48ZM50 26H51V25H50ZM55 26H57V25L55 24ZM79 26H80V25H79ZM105 26H107V25H105ZM116 26H117V25H116ZM138 26H139V25H138ZM145 26H144V27H145ZM164 26H165V25H164ZM167 26H168V25H167ZM184 26H185V25H184ZM187 26L189 27V25H187ZM197 26H198V25H197ZM197 26H196V27H197ZM208 26H209V25H208ZM227 26H228V25H227ZM233 26H234V25H233ZM44 27H45V25H44ZM47 27H46V29H49V28H47ZM52 27H53V26H51L50 28H52ZM59 27H61V26H59ZM83 27H81V28H83ZM95 27H96V26H95ZM97 27H98V26H97ZM107 27H108V26H107ZM112 27H113V26H112ZM124 27H125V26H124ZM127 27H129V26H127ZM141 27H142V25H141ZM148 27H146V29H147ZM152 27H150V28H151V31H152V29H153ZM157 27H158V26H157ZM159 27H161V25H160ZM196 27H195L194 29H196ZM202 27H203V26H202ZM212 27H213V26H212ZM231 27H232V26H231ZM244 27H245V26H244ZM16 28H17V29H16ZM25 28H26V29H25ZM32 28H33V26H32ZM41 28H43V27H41ZM63 28L65 29L66 27L63 26ZM84 28H85V27H84ZM91 28H90V31H92V30L94 31V29L91 30ZM98 28H99V27H98ZM102 28H103V26H102ZM104 28H105V27H104ZM117 28H118V27H117ZM117 28H116V29H117ZM133 28H134V27H133ZM135 28H136V27H135ZM135 28H134V29H135ZM161 28H162V27H161ZM179 28H180V27H179ZM181 28H182V27H181ZM199 28H200V27H199ZM214 28H215V27H214ZM219 28H220V27H219ZM229 28H230V27H229ZM233 28H234V27H233ZM239 28H240V27H239ZM19 29H20L21 31H23V29H25V30H24L23 32H21V31H19ZM52 29H53V28H52ZM64 29H62V31H64ZM75 29H76V28H75ZM79 29H80V28H79ZM87 29H89V28H86V30H87ZM96 29H97V28H96ZM99 29H100V28H99ZM114 29H115V28H114ZM124 29H125V28H124ZM159 29H160V28H159ZM159 29H158V31H159ZM166 29H167V27H166ZM182 29H184V28H182ZM203 29H204V28H203ZM30 30H31V29H30ZM39 30H40V28H39ZM54 30H56V29L54 28ZM60 30H61V29H60ZM60 30H58L59 33L61 32ZM68 30H70V29H68ZM76 30H77V29H76ZM76 30H75V31H76ZM83 30H84V29H83ZM83 30L80 29V33H81ZM86 30H84V32H82V33H85L84 36H86V34H88ZM103 30H104V33H105V29H103ZM120 30H122V29H120ZM135 30H136V29H135ZM137 30H139V29H137ZM143 30H144V29H143ZM149 30H150V29H149ZM154 30H156V29H154ZM190 30H191V29H190ZM199 30H200V31H203V30H201V29H199ZM222 30H223V29H222ZM228 30H229V29H228ZM230 30H231V29H230ZM235 30H236V29H235ZM246 30H249V29L246 28ZM40 31H41V30H40ZM42 31H43V32H41V33H42V35H43V33H44L45 31H44L43 29H42ZM46 31H47V30H46ZM65 31H67V29H65ZM71 31H72V30H71ZM73 31H74V30H73ZM107 31H108V29H107ZM122 31H123V30H122ZM122 31H121V32H122ZM132 31H134V30H132ZM163 31H164V30H163ZM197 31H198V30H197ZM200 31H199V32H200ZM219 31H221V30H219ZM224 31H225V30H224ZM236 31H237V30H236ZM238 31H239V30H238ZM238 31H237V32H238ZM240 31H241V30H240ZM242 31H243V30H242ZM29 32H30V31H29ZM29 32H28V33H29ZM48 32L51 33V31H48ZM102 32H103V31H102ZM102 32H101V33H102ZM110 32H112V31H110ZM110 32H109V34H110ZM116 32H117V31H116ZM118 32H119V31H118ZM118 32H117V33H118ZM124 32H125V31H124ZM124 32H123V33H124ZM141 32H142V31H141ZM144 32H148V31H144ZM156 32H157V30H156ZM156 32H155V36H156ZM160 32H161V30H160ZM192 32H193V31H192ZM232 32H233V31H232ZM247 32H248V31H247ZM263 32H264V31H263ZM30 33H31V32H30ZM45 33H46V32H45ZM53 33L55 34L54 31H53ZM63 33H64V32H63ZM67 33H68V32H67ZM77 33H79L78 30H77V32H75V34H77ZM80 33L78 34L79 38H80V36H81ZM95 33H96V32H95ZM95 33H94V35H95ZM101 33H100V35H101ZM106 33H107V32H106ZM130 33H131V32H130ZM161 33H162V32H161ZM172 33H173V32H172ZM182 33H184V32H181V31H180L179 35L182 34ZM207 33H208V32H207ZM216 33H217V32H216ZM234 33H235V32H234ZM35 34H36V32H35ZM35 34H32V35H35ZM37 34H40V32L37 33ZM37 34H36V35H37ZM70 34H71V32L68 33V36H69V37H70ZM90 34H91V33H90ZM107 34H108V33H107ZM113 34H116V33H113ZM119 34L121 35L120 32H119ZM119 34H117V36H118ZM125 34H126V33H125ZM133 34H134V33H133ZM135 34H136V33H135ZM140 34H141V33H140ZM144 34H145V33H144ZM148 34H149V32H148ZM150 34H152V33H150ZM150 34H149V35H150ZM153 34H154V32H153ZM169 34H170V31H169ZM177 34H178V33H177ZM177 34H175V35H177ZM186 34H187V33H186ZM188 34H189V33H188ZM192 34H193V33H192ZM192 34H191V35H192ZM239 34H240V33H239ZM239 34H238V35H239ZM241 34H242V33H241ZM244 34H246V32H245ZM247 34H249V32H248ZM257 34H258V33H257ZM257 34H256V35H257ZM26 35H27V34H26ZM42 35H41V38H42ZM44 35H45V34H44ZM48 35L50 36V34H48ZM64 35H65V34H64ZM64 35H63V36H64ZM72 35H74V33H72ZM91 35H92V34H91ZM98 35H99V34H98ZM98 35H97V34H96L95 36L92 35V36H93V39H94V37H96V36L98 37ZM102 35L104 36L105 34L102 33ZM129 35H130V34H129ZM131 35H132V34H131ZM131 35H130V36H131ZM199 35H200V34H199ZM199 35H198V36H199ZM216 35H217V34H216ZM235 35H236V34H235ZM250 35H251V34H250ZM258 35H259V34H258ZM261 35H263V34H261ZM261 35H260L259 37H261ZM28 36H29V35H28ZM39 36H40V35H39ZM46 36H47V35H46ZM68 36H67V37H68ZM84 36H83V39H84ZM87 36H88V35H87ZM103 36H102V37H103ZM111 36H112V34H111ZM115 36H116V35H115ZM122 36H124V35H122ZM130 36H129V37H130ZM135 36H136V35H135ZM135 36H134V37H135ZM137 36H138V35H137ZM141 36H143V34H142ZM147 36H148V35L146 34V37H147ZM155 36H154V37H155ZM157 36H158V33H157ZM180 36H182V35H180ZM239 36H240V35H239ZM242 36H243V35H242ZM263 36H264V35H263ZM15 37H16V36H15ZM21 37H22V35H21ZM30 37H31V34H30ZM43 37H44V36H43ZM50 37H51V36H50ZM53 37H54V35H53ZM56 37H57V34H56ZM64 37H65V36H64ZM71 37H72V36H71ZM73 37L75 38V36H73ZM112 37H113V36H112ZM118 37H120V36H118ZM132 37H133V36H131V38H132ZM143 37H144V36H143ZM146 37H145V38H146ZM148 37H150V36H148ZM151 37H153V36H151ZM160 37H161V35H160ZM160 37H159V39H160ZM163 37H164V36H163ZM166 37H168V36H166ZM166 37H164L163 40H164ZM173 37H174V34H173ZM189 37H191V36H189ZM195 37H196V36H195ZM195 37H194V38H195ZM208 37H209V36H208ZM215 37H216V36H215ZM221 37H222V35H221ZM243 37H244V36H243ZM243 37H242V38H243ZM246 37H247V36H246ZM252 37H253V36H252ZM257 37H258V36H257ZM259 37H258V38H259ZM18 38H19V37H18ZM18 38H17V39H18ZM33 38H35V37H33ZM37 38H38V36H37ZM41 38H38L39 42H41ZM47 38H48V37H47ZM89 38H92V37H89ZM99 38H100V36H99ZM138 38H139V37H138ZM141 38H142V37H141ZM155 38H156V37H155ZM170 38H171V37H170ZM178 38H179V36H178ZM200 38L203 39V33H202V35H201ZM239 38H240V37H239ZM239 38H238V39H239ZM242 38H241V39H242ZM247 38H249V36H248ZM247 38H246V39H247ZM250 38H251V37H250ZM263 38H264V37H263ZM14 39H15V38H14ZM23 39H24V38H23ZM28 39H29V37H28ZM43 39H44V38H43ZM55 39H56V38H55ZM65 39H66V37H65ZM67 39L69 40V38H67ZM76 39H77V40H80L81 38L78 39V38L76 37L75 40H76ZM87 39H88V38H87ZM97 39H98V38H97ZM101 39H102V38H101ZM110 39H111V38H110ZM110 39H109V40H110ZM118 39H120V38H118ZM150 39H151V38H150ZM153 39H154V38H153ZM180 39H181V38H180ZM202 39H201V40H202ZM205 39H206V38H205ZM205 39H204V40H205ZM217 39H219V38H217ZM225 39H226V38H225ZM225 39H224V40H225ZM241 39H240V40H241ZM0 40H1V39H0ZM18 40H19V39H18ZM44 40H45V39H44ZM57 40H58V39H56V41H57ZM60 40H62V39H60ZM60 40H58V41H60ZM70 40H71V39H70ZM72 40H73V39H72ZM77 40H76V41H77ZM81 40H82V39H81ZM85 40H86V39H85ZM99 40H100V39H99ZM102 40H103V39H102ZM107 40H108V39H107ZM109 40H108V41H109ZM113 40H114V39H113ZM113 40L111 39V41H113ZM128 40H129V39H128ZM128 40H127V42H128ZM132 40H133V39H132ZM145 40H146V39H145ZM155 40H156V39H155ZM161 40H162V39H160L159 41L161 42ZM176 40H177V38H176ZM178 40H179V39H178ZM195 40H196V39H195ZM206 40H207V39H206ZM210 40H211V39H210ZM212 40H213V39H212ZM219 40H220V39H219ZM228 40H229V39H228ZM231 40H232V39H231ZM255 40H256V39H255ZM258 40H260V42H261V44H262V40H261V38L258 39ZM1 41H2V40H1ZM21 41H22V40H21ZM46 41H47V39H46ZM46 41H45V42H46ZM64 41H65V42H64ZM64 41H63V42L66 44V41H67V40H64ZM91 41H92V40H91ZM105 41H106V40H105ZM116 41H117V39H116ZM118 41H119L121 44L124 43V42H126L125 40H122V41H124V42H122L121 40H118ZM135 41H136V40H135ZM140 41H142V40H140ZM159 41H158V42H159ZM166 41H168V39H167ZM180 41H184V39H182V40H180ZM191 41H192V40L190 39V41H188V42H189V43H192ZM197 41H198V40H197ZM216 41H217V40H216ZM232 41H233V40H232ZM232 41L230 42L231 44H232ZM237 41H238V40H237ZM251 41H252V40H251ZM263 41H264V39H263ZM16 42H18V41H16ZM22 42H23V41H22ZM24 42H25V41H24ZM29 42L31 43L32 40H29ZM33 42H34V41H33ZM35 42H36V41H35ZM35 42H34V43H35ZM45 42H44V43H45ZM49 42H50V41H49ZM49 42H47V43H49ZM61 42H62V41H61ZM69 42H70V41H69ZM69 42H68V43H69ZM83 42H84V40H83ZM87 42H88V40L86 41V43H87ZM97 42H98V40H97ZM130 42H131V39H130ZM138 42H139V41H138ZM138 42H137V43H138ZM151 42H152V41H151ZM162 42H163V41H162ZM175 42H176V41H175ZM184 42H185V41H184ZM188 42H187V43H188ZM198 42H199V44L202 43V42H200V41H198ZM198 42H197V43H198ZM209 42H210V41H209ZM212 42H213V41H212ZM221 42H222V39H221ZM225 42H226V41H225ZM254 42H255V41H254ZM258 42H259V41H258ZM260 42H259V43H260ZM3 43H4V42H3ZM19 43H20V42H19ZM27 43H28V42H27ZM30 43H29V44H30ZM41 43H42V42H41ZM41 43H40V44H41ZM50 43H51V42H50ZM55 43H57V42H55ZM58 43H60V42H58ZM74 43H75V42H74ZM74 43H72V44H73L74 47H75L76 44H74ZM77 43H78V42H77ZM88 43H89V42H88ZM92 43H93V42H92ZM95 43H96V42H95ZM100 43H101V42H100ZM128 43H129V42H128ZM128 43H127V44H128ZM133 43H134V42H133ZM147 43H148V42H147ZM152 43H153V42H152ZM187 43H186V44H187ZM197 43L195 44L196 46H198ZM216 43H217V42H216ZM242 43H243V42H242ZM244 43H245V42H244ZM249 43H250V42H249ZM1 44H2V43H1ZM1 44H0V45H1ZM12 44H13V43H12ZM24 44H25V43H24ZM38 44H39V43H38ZM38 44H37V45H38ZM42 44H43V43H42ZM103 44H104V43H103ZM105 44H106V43H105ZM113 44L115 45V43H113ZM113 44H111V46H112ZM129 44H130V43H129ZM140 44H141V43H140ZM153 44H154V43H153ZM157 44H158V43H157ZM157 44H155V45H157ZM161 44H162V43H161ZM176 44L181 45V42L176 43ZM182 44H184V43H182ZM202 44H203V43H202ZM207 44H208V43H207ZM223 44H225V43H224V42L221 43V45L223 46L222 49H226V48H228L229 45H228V46H225V48H224V45H223ZM227 44H228V43L226 42V45H227ZM251 44H252V42H251ZM257 44H258V43H257ZM263 44H264V43H263ZM2 45H3V44H2ZM4 45H5V44H4ZM25 45H26V44H25ZM30 45H31V44H30ZM32 45H33V43H32ZM37 45H36V46H37ZM45 45L47 46V44H44V46H45ZM52 45H53V44H52ZM61 45H62V44H60V46H61ZM85 45H86V44H85ZM89 45H90V44H89ZM114 45H113V46H114ZM116 45H117V43H116ZM136 45H137V44H136ZM138 45H139V43H138ZM142 45H143V44H142ZM142 45L139 46V47L141 48V47L144 46V45H143V46H142ZM155 45H154V46H155ZM203 45H205V43H204ZM211 45H212V44H211ZM217 45H218V44H217ZM217 45H216V46H217ZM241 45H242V44H241ZM246 45H247V44H246ZM249 45H250V44H249ZM253 45H254V44H252L251 46L253 47ZM10 46H11V45H10ZM20 46H21V45H20ZM36 46H35V47H36ZM46 46H45V47H46ZM56 46H57V45H56ZM92 46H93V45H92ZM92 46H91V47H92ZM101 46H102V45H101ZM103 46H104V45H103ZM105 46H106V45H105ZM108 46H109V44H108ZM113 46L111 47V49H116L115 47L113 48ZM122 46H123V45H122ZM126 46H127V45H126ZM133 46L135 47V45H133ZM147 46H150V45H147ZM151 46H152V45H151ZM154 46H153V47H154ZM193 46H194V45H193ZM209 46H210V45H209ZM212 46H213V45H212ZM230 46L232 47V45H230ZM2 47H3V46H2ZM7 47H9V46L7 45ZM22 47H23V46H22ZM29 47H31V46H29ZM32 47H33V46H32ZM41 47H43V46H41ZM41 47H40V49H42ZM47 47H48V46H47ZM47 47H46V48H47ZM49 47H50V46H49ZM53 47H54V46H53ZM71 47H72V46H71ZM74 47H72V48H74ZM78 47H79V46H78ZM83 47H84V46H83ZM95 47H96V46H95ZM118 47H120V45H119ZM118 47H117V48H118ZM123 47H124V46H123ZM130 47H131V46H130ZM137 47H138V46H137ZM137 47L135 48V50L137 49ZM165 47H166V46H165ZM167 47H168V46H167ZM188 47H189V44H188ZM198 47H199V46H198ZM202 47H203V46H202ZM202 47H201V48H202ZM204 47H205V46H204ZM207 47H208V45H207ZM218 47H219V46H218ZM243 47H244V46H243ZM257 47H259V46H257ZM257 47H256V48H257ZM260 47H261V46H260ZM38 48H39V47H38ZM60 48H61V47H60ZM62 48H63V47H62ZM72 48H71V50H72ZM80 48H81V46H80ZM102 48H103V47H102ZM127 48H128V47H127ZM147 48H148V47H147ZM168 48H169V47H168ZM177 48H178V46H177ZM179 48H181V47H179ZM179 48H178V49H179ZM190 48H191V47H190ZM210 48H211V47H210ZM229 48H230V47H229ZM254 48H255V47H254ZM17 49H18V48H17ZM20 49H21V48H20ZM30 49H32V48H30ZM40 49H39V50H40ZM43 49H44V47H43ZM64 49H65V47H64ZM76 49H77V48H76ZM76 49H75V50H76ZM90 49H91V48H90ZM104 49H105V48H104ZM107 49H109V47H107ZM111 49H110V50H111ZM119 49H120V48H118V50H119ZM141 49H142V48H141ZM141 49H140V50H141ZM181 49H184V48H181ZM187 49H188V48H187ZM193 49H194V47H193ZM205 49H206V48H205ZM238 49H239V48H238ZM241 49H242V47H241ZM250 49H251V48H249V50H248V49L246 48L245 51H246V50H247V51H250ZM252 49H253V48H252ZM252 49H251V50H252ZM1 50H2V49H1ZM6 50H7V49H6ZM23 50H24V49H23ZM28 50H29V49H28ZM33 50L36 51L35 48H34ZM44 50H45V49H44ZM46 50H47V49H46ZM46 50H45V51H46ZM48 50H49V49H48ZM53 50H54V49H53ZM60 50H61V49H60ZM60 50H59V53H60ZM66 50H67V48H66ZM77 50H78V49H77ZM81 50H82V49H81ZM96 50H97V48H96ZM96 50H95V48H94V50H93L94 54H95ZM123 50H124V49H123ZM123 50L121 49V50H119V52H122ZM130 50H131V48H130ZM132 50H133V49H132ZM137 50H139V49H137ZM137 50H136V51H137ZM148 50H149V49H148ZM151 50H153L152 54L150 53L151 55H153L154 50H156L155 52L158 51V49H154V48H153V49L151 48ZM163 50H164V49H163ZM179 50H180V49H179ZM190 50H191V49H190ZM197 50H200V49H197ZM201 50H203V48H202ZM207 50H208V49H207ZM207 50H206V51H207ZM219 50H220V52H221V49H219ZM228 50H229V49H228ZM228 50H227V51H228ZM230 50H231V49H230ZM239 50H240V49H239ZM254 50H255V49H254ZM254 50H253V51H254ZM257 50H258V48H257ZM9 51H10V50H9ZM61 51H62V50H61ZM64 51H65V50H64ZM91 51H92V49H91ZM98 51H99V53H100V50H98ZM113 51H114V50H113ZM125 51H126V50H125ZM128 51H129V50H128ZM133 51H134V50H133ZM144 51H145V50H144ZM166 51H167V50H166ZM180 51H181V50H180ZM184 51H185V50H184ZM184 51H181V52H184ZM191 51H192V50H191ZM206 51L203 50V52H206ZM210 51H211V50H210ZM227 51H226V52H227ZM236 51H237V50H236ZM245 51H242V53H244ZM247 51H246V53H247ZM259 51H261V50H259ZM0 52H1V51H0ZM10 52H11V51H10ZM31 52H32V51H31ZM38 52H39V51H38ZM42 52H43V50H42ZM50 52H51V51H50ZM53 52L55 53V51H53ZM69 52L71 53V51H69ZM81 52H83V51H81ZM101 52H102V51H101ZM103 52H104V50H103ZM111 52H112V50H111ZM114 52H115V51H114ZM119 52H118V53H119ZM126 52H127V51H126ZM145 52H146V51H145ZM148 52H149V51H147L146 53H144V52H143V53L145 54V56H147V53H148ZM158 52H159V51H158ZM162 52H163V51H162ZM162 52H160L161 55H163V53H164V52H163V53H162ZM178 52H179V51H178ZM195 52H196V50H195ZM201 52H202V51H201ZM251 52H252V51H250V54L247 53V55H251ZM261 52H263V51H261ZM261 52H259V53H261ZM12 53H13V52H12ZM20 53H21V50H20ZM23 53L27 54L26 52H23ZM40 53H41V51H40ZM47 53H49V51H47ZM47 53H44V54H47ZM51 53H52V52H51ZM51 53H50V54H51ZM79 53H80V52H79ZM86 53L89 54V52H87V51H86ZM96 53H97V52H96ZM115 53H116V52H115ZM134 53H135V52H134ZM136 53H137V52H136ZM138 53H139V52H138ZM141 53H142V52H141ZM166 53H167V52H166ZM166 53H165V56H166ZM230 53H232V51H231ZM237 53H239V52H237ZM240 53H241V52H240ZM16 54H17V53H16ZM30 54H31V53H30ZM30 54H29V55H30ZM36 54H37V53H36ZM42 54H43V53H42ZM42 54H41V55H42ZM60 54H62V52H61ZM80 54H81V53H80ZM90 54L92 55L93 53H90ZM113 54H114V53H113ZM116 54H117V53H116ZM119 54H121V53H119ZM126 54H127V53H126ZM129 54H130V53H129ZM154 54H158V53H154ZM167 54H168V53H167ZM182 54H184V53H182ZM190 54H191V53H190ZM263 54H264V53H263ZM2 55H3V54H2ZM2 55H1V56H2ZM4 55H5V54H4ZM18 55H19V54H18ZM23 55H24V54H22V57H23ZM38 55H39V54H38ZM55 55H56V53H55ZM64 55H65V54H64ZM67 55H68V54H67ZM72 55H73V54H72ZM75 55H76V54H75ZM98 55H100V54H98ZM108 55H109V53H108ZM108 55H107V56H108ZM111 55H112V54H111ZM138 55H139V54H138ZM138 55H137V56H138ZM140 55H142V54H140ZM148 55H149V53H148ZM151 55H150V56H151ZM161 55H160V56L157 55V56H158L159 58H162ZM168 55H169V54H168ZM168 55H167V56H168ZM184 55H185V54H184ZM187 55H188V54H187ZM187 55H186V56H187ZM219 55H220V54H219ZM225 55H226V54H225ZM254 55H255V54H254ZM256 55H257V54H256ZM1 56H0V58H1ZM10 56H11V55H10ZM27 56H28V55H27ZM34 56H35V54H34ZM82 56H83V55H82ZM86 56H87V55H86ZM86 56H85V57H86ZM88 56H89V55H88ZM93 56H94V55H92V58H93ZM95 56H96V55H95ZM123 56H124V55H123ZM131 56H132V55H131ZM142 56H144V55H142ZM163 56H164V55H163ZM165 56H164V58H165ZM167 56H166V57H167ZM186 56H182L181 58H184V57H186ZM229 56H230V55H229ZM257 56H258V55H257ZM4 57H5V56H4ZM16 57H17V56H16ZM20 57H21V56H20ZM37 57H38V56H37ZM37 57H35V58L37 59ZM46 57H47V59L49 58L48 56H46ZM46 57H45V59H46ZM50 57H51V56H50ZM52 57H53V56H52ZM60 57H61V56H60ZM60 57H59V58H60ZM98 57H99V56H98ZM102 57H104V56L102 55ZM112 57H113V55H112ZM127 57H128V56H127ZM152 57H153V56H152ZM154 57H156V56H154ZM177 57H178V56H177ZM177 57H176V58H177ZM246 57H247V56H246ZM250 57H251V56H250ZM253 57H254V56H253ZM261 57H263V56L261 55ZM2 58H3V56H2ZM14 58H15V57H14ZM31 58H32V55H31V57H30L29 59H28V58H24V59H25V60H28V62H30V59H31ZM43 58H44V57H43ZM59 58H58V59H59ZM66 58H67V57H66ZM66 58H65V59H66ZM68 58H69V57H68ZM79 58H80V57H79ZM79 58H78V60H79ZM100 58H101V56H100ZM108 58H109V57H108ZM118 58H119V56H118ZM125 58H126V57H125ZM137 58H138V57H137ZM140 58H141V57H140ZM147 58H149V57H147ZM147 58H146V59H147ZM168 58H169V56H168ZM181 58H180V59H181ZM214 58H215V57H214ZM220 58H221V60H222V57H220ZM224 58H225V57H224ZM228 58H229V57H227V59H228ZM230 58H231V57H230ZM230 58H229V59H230ZM254 58H255V57H254ZM254 58H253V59H254ZM258 58H259V56H258ZM7 59L9 60L8 57H7ZM50 59H51V58H50ZM70 59H71V58H70ZM86 59H88V58H86ZM93 59H94V58H93ZM109 59H110V58H109ZM109 59H108V61H109ZM111 59H112V58H111ZM122 59H123V58H122ZM122 59H121V60H122ZM135 59H136V58H135ZM138 59H139V58H138ZM149 59H150V58H149ZM152 59H153V58H152ZM188 59H191V57L188 58ZM225 59H226V58H225ZM72 60H73V59H72ZM75 60H76V59H75ZM78 60H77V61H78ZM83 60H84V59H83ZM95 60H96V59H95ZM121 60H120V61H121ZM124 60H125V59H124ZM165 60H166V59H165ZM177 60H178V58H177ZM216 60H217V59H216ZM246 60H247V59H246ZM248 60H249V58H248ZM262 60H264V59H262ZM0 61H1V60H0ZM6 61H7V60H6ZM12 61H13V63H12ZM12 61H11L12 64H14V63L17 62V60H15L16 62H15L14 60H12ZM18 61H20V60H18ZM23 61H24V60H22V62H23ZM33 61H34V59H33ZM35 61H36V60H35ZM35 61H34V62H35ZM40 61H41V60H40ZM54 61H55V64H56V60H54ZM112 61H115V58L112 59ZM116 61H118V59H116ZM116 61H115V62H116ZM130 61H131V60H130ZM137 61H138V60H137ZM146 61H148V60H146ZM159 61H160V59H159ZM162 61H163V60H162ZM175 61H176V60H175ZM187 61H189V60H187ZM218 61H219V60H218ZM223 61H224V60H223ZM250 61H251V60H250ZM259 61H260V59H259ZM46 62H47V61H46ZM52 62H53V61H52ZM63 62H66V60L63 61ZM85 62H86V61H85ZM94 62H95V61H94ZM143 62L145 63V59L142 60V63H143ZM148 62H150V64H151V61H150V60H149ZM166 62H168V61H166ZM177 62H178V61H177ZM179 62H180V63H184V62H181V60H180ZM3 63H4V62H3ZM3 63H2V61H1L0 64L2 65ZM5 63H6V62H5ZM11 63H9V64H11ZM25 63H26V62H25ZM42 63H43V61L41 62V64H42ZM68 63H69V62H68ZM68 63H67V64H68ZM71 63H72V62H71ZM77 63L79 64V61H78ZM80 63H81V62H80ZM89 63H90V61H89ZM95 63H96V62H95ZM108 63H109V62H108ZM108 63L106 64V66H107V65H108V66L111 65V63H110V64H108ZM117 63H118V62H117ZM130 63H132V62H130ZM134 63H135V62H134ZM138 63H139V62H138ZM140 63H141V62H140ZM144 63H143V65H144ZM158 63H159V62H158ZM160 63H161V62H160ZM160 63H159V64H160ZM174 63H175V62H174ZM180 63H179V66H180ZM197 63H198V62H197ZM256 63H257V62H256ZM256 63H255V64H256ZM12 64H11V65H12ZM28 64H29V63L26 64L27 67H26V68L24 67V69H28V68L30 67ZM30 64H32V62H31ZM39 64H40V63H39ZM48 64H49V63H48ZM53 64H54V63H53ZM59 64H60V63H59ZM62 64H63V63H62ZM64 64H65V63H64ZM67 64H66V66H67ZM82 64H83V63H82ZM91 64H92V61H91V63H90L89 65L86 64V65H84V66H86V67H87V66L91 67V66H90ZM120 64H121V63H120ZM120 64H119V65H120ZM126 64H127V61H126ZM126 64H125V65H126ZM145 64H146V66H147V63H145ZM153 64H154V60H153ZM164 64H165V63H164ZM171 64H172V63H171ZM186 64H187V63H186ZM225 64H226V66H227L228 63L225 62ZM250 64H251V62H250ZM18 65H19V64H18ZM23 65H25V64H23ZM44 65H45V64H44ZM70 65H71V64H70ZM70 65H69V66H70ZM72 65H73V64H72ZM79 65H80V64H79ZM99 65H100V64H99ZM112 65H113V64H112ZM116 65H117V64H115V69H116ZM132 65H134V64L132 63L130 66H132ZM135 65H136V64H135ZM135 65L132 66V68H134ZM148 65H149V64H148ZM172 65H173V64H172ZM182 65H184V64H182ZM189 65H191V64H189ZM222 65H223V64H222ZM7 66H8V65H7ZM7 66L5 65V67H7ZM15 66H16V65H15ZM28 66H29V67H28ZM54 66H55V65H54ZM60 66H61V65H60ZM76 66H77V65H76ZM97 66H98V65H97ZM126 66H127V65H126ZM137 66H139V65H137ZM137 66H136V67H137ZM234 66H235V65H234ZM0 67H1V66H0ZM2 67H3V66H2ZM5 67H3V68H5ZM9 67H10V66H8L7 68H9ZM11 67H12V66H11ZM17 67H18V66H17ZM17 67H16V68H17ZM31 67H32V66H31ZM31 67H30V68H31ZM34 67H35V65H34ZM34 67H33V68H34ZM48 67H50V65H49ZM55 67L57 68V66H55ZM63 67H64V65H63ZM119 67H120V66H119ZM124 67H125V66H124ZM148 67H150V66H148ZM173 67H174V66H173ZM222 67H223V66H222ZM237 67H238V66H237ZM239 67H240V66H239ZM252 67H253V66H252ZM13 68L16 69L14 66L12 67V69H13ZM71 68H72V67H71ZM76 68H77V67H76ZM95 68H96V67H95ZM101 68H102V67H101ZM101 68L99 67V68H97L96 70L99 69V71H101ZM106 68H108V67H106ZM120 68H121V67H120ZM129 68H130V67H129ZM132 68H131V69H132ZM137 68H138V67H137ZM144 68H145V66H144ZM177 68H179V71H181V70H180V67L177 66ZM181 68H184V66H181ZM192 68H193V66H192ZM219 68H220V67H219ZM12 69H11V70H12ZM37 69L39 70V68H36V70H37ZM42 69H43V68H42ZM82 69H83V68H82ZM89 69H90V68H89ZM91 69H92V68H91ZM93 69H94V68H93ZM93 69H92V71H93ZM103 69H105V67H104ZM103 69H102V70H103ZM109 69H111V66H110ZM113 69H114V68H113ZM122 69H123V66H122ZM237 69H239V71H240V68H237ZM241 69H242V68H241ZM247 69H248V68H247ZM251 69H252V68H251ZM0 70H1V68H0ZM3 70H4V69H3ZM3 70H2V71H3ZM5 70H7V69H5ZM9 70H10V69H9ZM19 70H20V69H19ZM36 70H34L33 72L35 73ZM57 70H58V69H57ZM64 70H65V69H64ZM68 70H69V71H66V70H65V71H66V72H72V70L70 71V68H68ZM74 70H76V69H74ZM118 70H120V69L118 68L117 71H118ZM124 70L126 71L125 68H124ZM174 70H176V67H174ZM182 70H184V69H182ZM2 71H1V72H2ZM15 71H17V70H15ZM25 71H28V70H25ZM46 71H47V70H46ZM51 71H52V70H51ZM77 71H79V70L77 69ZM80 71H81V70H80ZM80 71H79V72H80ZM103 71H104V70H103ZM111 71H112V69H111ZM114 71L116 72V70H114ZM125 71L122 70V72H124V73H122V74H120V75H121V76H124V74L127 75V72H128V71H127V72H125ZM142 71H143V70H142ZM233 71H234V70H233ZM237 71H238V70H237ZM247 71H249V70H247ZM250 71H251V70H250ZM258 71H259V70H258ZM3 72H4V71H3ZM8 72L10 73V71H8ZM8 72H7V73H8ZM31 72H32V71H31ZM40 72H41V71H40ZM43 72H44V71H43ZM73 72H74V71H73ZM75 72H76V71H75ZM79 72H77V73H79ZM81 72H83V70H82ZM81 72H80V73H81ZM87 72L90 73L88 70H87ZM95 72H96V71H95ZM95 72H93L92 74H94ZM105 72H107V71H105ZM109 72H110V70H109ZM115 72L113 73V71H112V72H111V73H113L112 75H114ZM130 72H131V70H130ZM145 72H146V71H145ZM196 72H197V71H196ZM235 72H236V70H235ZM235 72H234L233 74H235ZM253 72H254V71H253ZM261 72H262V71H261ZM263 72H264V71H263ZM11 73H14V71H13V72L11 71ZM22 73H23V72H22ZM36 73H38V72H36ZM107 73H108V72H107ZM179 73L181 74V72H179ZM197 73H198V72H197ZM197 73H196V74H197ZM250 73H251V72H250ZM256 73H258V72H256ZM256 73L254 72V73H252L251 75L253 76V75H255ZM29 74H30V73H29ZM50 74H53V73H50ZM69 74H71V73H69ZM69 74L66 75V73H65L64 75L68 76ZM73 74L76 75V73H73ZM95 74H96V73H95ZM101 74H102V72H101ZM105 74H106V73H105ZM128 74H129V73H128ZM189 74H190V73H189ZM207 74H208V73H207ZM262 74H263V73H261V75H262ZM10 75H11V74H10ZM12 75H13V74H12ZM17 75H18V74H17ZM17 75H16V76L14 75V76L17 77ZM20 75H21V74H20ZM27 75H28V74H27ZM36 75H38V74H36ZM36 75H35V76H36ZM45 75H46V74H45ZM57 75H58V74H57ZM59 75H61V73H60ZM71 75H72V74H71ZM84 75H85V74H84ZM90 75H91V74H90ZM90 75H89V78H90L89 80L91 81V76H90ZM99 75H100V73H99ZM106 75H107V74H106ZM112 75H110L111 78H112ZM115 75H116V74H115ZM120 75H119V76H120ZM129 75H130V74H129ZM146 75H147V74H146ZM177 75H178V74H177ZM223 75H224V74H223ZM238 75H240V74L238 73ZM256 75H259V73L256 74ZM24 76H25V75H24ZM28 76H29V75H28ZM28 76H27V78H28ZM40 76H41V74H40ZM62 76H63V75H62ZM77 76H80V74L77 75ZM81 76H82V75H81ZM81 76H80V77H81ZM93 76H95V75H92V77H93ZM116 76H117V75H116ZM142 76H144V74H143ZM148 76H149V75H148ZM173 76H174V75H173ZM178 76H179V75H178ZM195 76L197 77V75H195ZM234 76H235V75H234ZM248 76H249V75H248ZM259 76H260V75H259ZM6 77H7V76H6ZM6 77H2V78H6ZM10 77H11V76H10ZM15 77H14V78H15ZM18 77H19V76H18ZM22 77H23V76H22ZM30 77H32V76H30ZM36 77H37V76H36ZM49 77H50V76H49ZM58 77H59V76H56V78H58ZM73 77H74V76H73ZM73 77H72V78H73ZM99 77H100V76H99ZM140 77H141V76H140ZM191 77L193 78V76H191ZM200 77H201V76H200ZM202 77H204V76H202ZM257 77H258V76H257ZM257 77H255V78H256V80L258 81V78H259V77H258V78H257ZM263 77H264V76H263ZM263 77H262V78H263ZM12 78H13V77H12ZM12 78H11V80L9 81V83H7V86H8V84H10V82L12 81ZM25 78H26V77H25ZM33 78H34V77H33ZM39 78H40V77H39ZM41 78H42V77H41ZM45 78H46V77H45ZM47 78H48V77H47ZM47 78H46V79H47ZM60 78H61V77H60ZM62 78H64V76H63ZM65 78H67V77H65ZM82 78H83V77H82ZM86 78H87V77L85 76V80H86V82L89 81V80H87ZM94 78H95V77H94ZM109 78H110V77L108 76V81H110ZM113 78H114V77H113ZM121 78H123V77H121ZM172 78H173V77H172ZM174 78H176V77H174ZM204 78H205V77H204ZM207 78H208V77H207ZM210 78H211V76H210ZM213 78H214V77H213ZM249 78H250V77H249ZM255 78H254V79H255ZM7 79H8V78H6V80H7ZM9 79H10V78H9ZM21 79H22V78H21ZM23 79H24V78H23ZM73 79H74V78H73ZM99 79H100V78H99ZM104 79H105V78H104ZM119 79H120V78H119ZM132 79H133V78H132ZM145 79H146V78H145ZM145 79H144V80H145ZM147 79H148V78H147ZM149 79H150V76H149ZM184 79H186V78H184ZM188 79H189V77H188ZM2 80H4V79H2ZM13 80H14V79H13ZM31 80H32V79H31ZM33 80H34V79H33ZM33 80H32V81H33ZM36 80H38V79H36ZM50 80H51V79H50ZM53 80H56V79H53ZM53 80H52V81H53ZM64 80H65V79H64ZM64 80H63V81H64ZM67 80H69V79H67ZM78 80H80L79 77H78V79H76V81H78ZM81 80L83 81L84 79H81ZM93 80H94V79H93ZM93 80H92V81H93ZM96 80H97V79H96ZM100 80H101V79H100ZM102 80H103V79H102ZM111 80H112V79H111ZM139 80H140V79H139ZM177 80H178V79H177ZM186 80H187V79H186ZM189 80H190V79H189ZM196 80H197V79H196ZM205 80H206V79H205ZM205 80H204V81H205ZM208 80H209V79H208ZM216 80H217V79H216ZM226 80H227V79H226ZM259 80H261V79H259ZM262 80H264V79H262ZM262 80H261V81H262ZM40 81H41V80H40ZM40 81L38 80V82H40ZM42 81H43V80H42ZM52 81H51V82H52ZM56 81H57V80H56ZM61 81H62V80H61ZM70 81H71V80H70ZM76 81H75V82H76ZM92 81H91V82H92ZM97 81H98V80H97ZM108 81H104V82L106 83V82H108ZM115 81H116V80H115ZM171 81H172V80H171ZM171 81H170V82H171ZM174 81H175V80H174ZM184 81H185V80H184ZM193 81H194V79H193ZM202 81H203V80H202ZM202 81H201V82H202ZM228 81H229V83H230V80H228ZM15 82L17 83V81H15ZM15 82H14V83H15ZM30 82H31V81H30ZM57 82H58V81H57ZM68 82H69V81H68ZM71 82H73V81H71ZM84 82H85V81H84ZM98 82H99V81H98ZM104 82L102 83V81H101L100 84L103 85V84H105ZM116 82H117V81H116ZM118 82H119V81H118ZM121 82H122V81H121ZM121 82H120V83H121ZM134 82H135V81H134ZM136 82H137V81H136ZM142 82H143V79H142ZM142 82H141V84H142ZM176 82H177V81H176ZM178 82H179V80H178ZM191 82H192V79H191ZM191 82L188 83V85L191 84ZM198 82H199V76H198ZM205 82L207 83V81H205ZM258 82H259V81H258ZM33 83H34V82H33ZM36 83H37V81H36ZM40 83H41V82H40ZM53 83H54V82H53ZM58 83H59V82H58ZM66 83H67V82H66ZM93 83H94V82H93ZM112 83H114V82H112ZM112 83H110V85H111ZM145 83H147V82H145ZM148 83H150V82H148ZM196 83H197V81H196ZM237 83H238V82H237ZM29 84H31V83H29ZM34 84H35V83H34ZM50 84H51V83H50ZM54 84H55V83H54ZM54 84H53V86H54V88H55L56 84H55V85H54ZM79 84H80V83H78V86H79ZM86 84H87V83H86ZM90 84H92V83H90ZM97 84H98V83H97ZM100 84H99V85H100ZM114 84H116V83H114ZM117 84H118V83H117ZM124 84H125V83H123L122 85H124ZM175 84H176V83H175ZM178 84H180V83H178ZM207 84H209V82H208ZM207 84H205V86H206ZM218 84H219V83L217 82L216 85H218ZM222 84H223V83H222ZM227 84H228V82H227ZM10 85H12V84H10ZM25 85H27V83H25ZM35 85H36V84H35ZM37 85H38V84H37ZM57 85H58V87H59V84H57ZM61 85H62V82H61ZM65 85H66L65 87H67V84H65ZM69 85L71 86V84H69ZM72 85H73V84H72ZM75 85H76V84H75ZM80 85H81V84H80ZM92 85H93V84H92ZM106 85H107V84H106ZM112 85H113V84H112ZM118 85H119V84H118ZM118 85H117V86H118ZM131 85H133V84H131ZM135 85H136V84H135ZM193 85H194V84H193ZM199 85H202V84H199ZM199 85H197V86H199ZM203 85H204V84H203ZM235 85H236V84H235ZM0 86H1V85H0ZM33 86H34V85H33ZM38 86H39V85H38ZM38 86H37V87H38ZM70 86H68V89H69ZM73 86H74V85H73ZM94 86H95V85H94ZM94 86H93V87H94ZM104 86H105V85H104ZM125 86H127V85H125ZM133 86H134V85H133ZM133 86H132V87H133ZM140 86H141V85H140ZM146 86H147V85H146ZM197 86H195V88H196ZM209 86H210V85H209ZM218 86H220V85H218ZM218 86H217V87H218ZM221 86H222V85H221ZM221 86H220V88H221ZM228 86H229V85H228ZM231 86H232V85H231ZM259 86H260V85H259ZM263 86H264V85H263ZM8 87H9V86H8ZM56 87H57V86H56ZM58 87H57V88H58ZM65 87L63 86V87H62V90H63ZM74 87H75V86H74ZM82 87L85 89V86H84L83 84H82ZM82 87L79 86V89H80V88L82 89ZM110 87H111V86H110ZM148 87H149V86H148ZM151 87H152V85H151ZM10 88H11V87H10ZM33 88H34V87H33ZM35 88H36V87H35ZM38 88H39V87H38ZM54 88H53V89H54ZM90 88H91V86H90ZM90 88H89V89H90ZM97 88H98V87H97ZM113 88L116 89V88H118V87H115V86H114ZM122 88H123V87H122ZM134 88H135V87H134ZM152 88H153V87H152ZM152 88H151V89H152ZM154 88H156V87L154 86ZM177 88H178V87H177ZM177 88H174V89L177 90ZM185 88H186V87H185ZM203 88H205V87L203 86ZM203 88H202V89H203ZM224 88H225V87H224ZM11 89H12V88H11ZM11 89H9V90H11ZM30 89H31V88H30ZM40 89H41V88H40ZM46 89H48V88H46ZM50 89H51V87H50ZM59 89H60V88H59ZM91 89H92V88H91ZM94 89H95V88H93V90H94ZM109 89H110V88H109ZM125 89H128V88H125V87H124V89H122V90H125ZM136 89H137V88H136ZM148 89H149V88H148ZM205 89H206V88H205ZM205 89H203V90H205ZM207 89H208V88H207ZM209 89H211V92H212L213 87H211V88H209ZM209 89H208V90H209ZM215 89H216V88H214V90H215ZM227 89H228V88H227ZM233 89H234V87H233ZM248 89H249V88H248ZM14 90H15V89H14ZM20 90H21V89H20ZM24 90H26V88H25ZM24 90L22 89V91H24ZM36 90H37V89H35V91H36ZM38 90H39V89H38ZM38 90H37V91H38ZM64 90H65V89H64ZM72 90H73V89H72ZM111 90H113V89H111ZM140 90H141V88H140ZM214 90H213V91H214ZM219 90H220V89H219ZM219 90H218V91H219ZM236 90H237V89H236ZM1 91H3V90H1ZM6 91H7V90H6ZM48 91H49V90H48ZM66 91H67V90H66ZM66 91H65V92H66ZM90 91H92V90H90ZM99 91H100V90H99ZM114 91H115V90H114ZM144 91H145V90H144ZM148 91H150V90H148ZM153 91H156V90L154 89ZM153 91H152V92H153ZM200 91H202V90H199V89H198L197 94H198ZM230 91H232V90H230ZM230 91H229V92H230ZM244 91H245V90H244ZM244 91H242V92H244ZM256 91H257V90H256ZM256 91H255V92H256ZM259 91H260V90H259ZM9 92H10V91H9ZM18 92H20V91H18ZM18 92H17V94L19 95L20 93H18ZM25 92H26V91H25ZM32 92H33V91H32ZM44 92H45V91H44ZM57 92H59V91H56L54 96L59 97L60 99L63 100V98H61V94H60V96L56 95ZM61 92H62V91H60L59 93H61ZM67 92H68V91H67ZM74 92H75V91H74ZM74 92H72V93L74 94ZM83 92H84V91H83ZM85 92H86V91H85ZM85 92H84V95H85ZM138 92H139V91H138ZM142 92H143V91H142ZM178 92H179V91H178ZM202 92H204V94H202V95L200 94V95H201L202 98H204V100L201 102L200 105H198L199 103H197V105L200 107V108H198V109H202V111L200 112V111L197 110V109H196L197 112L194 111V110H193V111L196 112V113H200V114H198L199 117H200L201 113H202L203 111H205V113H203L202 116H204L206 119H204V117L201 116V118H197L198 121H199V122L197 121V123H199V124L202 126V127H201L200 125H198V126H200L201 128H204V127L207 128V132H208V131L212 132V130H213V126L216 125V124L213 122V121H215V120H214L215 118H214V119H211V118H210V117H213V111H214V110L211 111L212 113H211L210 111H208V110H209V108L211 107V104H212L211 102L214 100V99H213L214 96H212L213 98L210 96V98H211L212 101L209 102V99H210V98H209L208 96H209V94H212V93L210 92V90H209L210 93H208V94L205 93V92H207L206 90H205V91H202ZM214 92H216V91H214ZM223 92H224V91H223ZM234 92H237V91H234ZM251 92H252V91H251ZM2 93H3V92H2ZM5 93H6V92H4L3 94H5ZM7 93H8V92H7ZM29 93H30V92H29ZM29 93L27 92V94H29ZM34 93H35V92H34ZM52 93L54 94V92H52ZM69 93H70V92H69ZM77 93H78V91H77ZM88 93H89V92H88ZM88 93H86V94H88ZM90 93H91V92H90ZM93 93H94V92H93ZM98 93H99V92H98ZM104 93H107V92H104ZM111 93H113V92H111ZM121 93H123V92H121ZM128 93H129V92H128ZM150 93H151V92H150ZM154 93H155V92H154ZM173 93H174V92H173ZM176 93H177V92H176ZM179 93H180V92H179ZM217 93H219V92H217ZM246 93H247V92H246ZM14 94L17 95L16 92H15ZM23 94H24V93H23ZM44 94H45V93H44ZM44 94H43V95H44ZM57 94H58V93H57ZM73 94H72V95H73ZM78 94H79V93H78ZM78 94H77V95H78ZM81 94H82V92H81ZM91 94H92V93H91ZM91 94H89V95H91ZM94 94H96V92H95ZM94 94H92V95H94ZM108 94H109V93H108ZM115 94H116V93H115ZM126 94H127V93H126ZM142 94H143V93H142ZM156 94L159 96V95L162 94V93H156ZM163 94H164V93H163ZM168 94H169V92H168ZM185 94H188V93H185ZM195 94H196V93H195ZM229 94H230V93H229ZM236 94H237V93H236ZM238 94H239V92H238ZM6 95H7V94H6ZM18 95H17V96H18ZM20 95H21V94H20ZM38 95L40 96V95H42V94H38ZM38 95L36 96L37 98H36L35 100H37V99L39 100ZM47 95H48V94H47ZM47 95H46V96H47ZM51 95H52V94H51ZM67 95H68V94H67ZM75 95H76V93H75ZM75 95H74V96H75ZM82 95H83V94H82ZM82 95H81V96H82ZM84 95H83V96H84ZM104 95H105V94H104ZM124 95H125V94H124ZM152 95H153V94H152ZM170 95H171V94H170ZM172 95H173V94H172ZM213 95H214V93H213ZM219 95H220V93H219ZM225 95H226V94H225ZM227 95H228V94H227ZM254 95H255V94H254ZM0 96H1V95H0ZM13 96H14V95H13ZM17 96H16V97H17ZM21 96H22V95H21ZM23 96H25V95H23ZM34 96H35V95H34ZM46 96H45V97H46ZM70 96H71V95H70ZM74 96H73V97H74ZM78 96H79V95H78ZM94 96H95V95H94ZM94 96H93V97H94ZM96 96H97V95H96ZM96 96H95V97H96ZM101 96H102V95H101ZM115 96H116V95H114V97H115ZM139 96H140V95H139ZM165 96H166V97H164V99L167 98L169 95L167 96V95L165 94ZM175 96H176V95H175ZM175 96H174V97H175ZM177 96H178V93H177ZM177 96H176V97H177ZM180 96H181V94H180ZM180 96H179V97H180ZM184 96H185V95H184ZM188 96H189V94H188ZM198 96H199V95H198ZM198 96H197V97H198ZM222 96H223V95H222ZM228 96H229V95H228ZM234 96H236V95H234ZM239 96H240V95H239ZM10 97H11V95H10ZM10 97H9V98H10ZM14 97H15V96H14ZM26 97H27V95H26ZM26 97H24V98H26ZM41 97H42V96H41ZM43 97H44V96H43ZM63 97H65V95H64ZM86 97H87V96H86ZM112 97H113V95H112ZM112 97H111V98H112ZM114 97H113V99H114ZM118 97H119V96H118ZM123 97H124V96H123ZM123 97H122L121 99H123ZM128 97H129V95H128ZM160 97L162 98V96H160ZM160 97H159V98H160ZM169 97H170V96H169ZM205 97H208L209 99L207 100ZM220 97H221V96H220ZM220 97H219V98H220ZM243 97H244V96H243ZM245 97H246V96H245ZM247 97H248V96H247ZM5 98H6V97H5ZM9 98H8V99H9ZM11 98H12V97H11ZM17 98H18V97H17ZM31 98H32V97H31ZM31 98H30V99H31ZM47 98H49V97H47ZM54 98H55V97H54ZM54 98H53V96H52V100H54ZM59 98H58V99H59ZM75 98H77V97H75ZM75 98L73 99L74 101L76 100ZM84 98H85V96H84ZM89 98H90V97H89ZM100 98H102V97H99V99H100ZM125 98H127V96H126ZM131 98H132V97H131ZM153 98H154V96H153ZM155 98H156V99H154V100H156L157 102H160V101H158L159 99L157 100V96H156ZM161 98H160V100H161ZM191 98H192V97H191ZM194 98L196 99V97H194ZM217 98H218V97H217ZM257 98L259 99V97H257ZM21 99H23V98H21ZM27 99H29V98H27ZM60 99H59V100H60ZM128 99H129V98H127V100H128ZM132 99H133V98H132ZM141 99H142V98H141ZM145 99H146V98H145ZM145 99H144V101H145ZM168 99H169V98H167L166 101H167ZM170 99H172V97H171ZM174 99H175V98H174ZM178 99H179V98H178ZM181 99H182V98H181ZM187 99H188V98H187ZM215 99H216V98H215ZM221 99H223V97H222ZM224 99H226V98H224ZM230 99H231V98H230ZM230 99H229V101H230ZM236 99H237V98H236ZM246 99H247V98H246ZM246 99H245V100H246ZM261 99H262V98H261ZM9 100H10V99H9ZM13 100H14V99H13ZM44 100H46V99H44ZM50 100H51V99H50ZM55 100H56V99H55ZM62 100H60V102H61ZM79 100H80V98H79ZM81 100H82V99H81ZM87 100L89 101V99H87ZM94 100H95V98H94ZM100 100H101V99H100ZM124 100H125V99H124ZM130 100H131V99H130ZM162 100H163V99H162ZM162 100H161V102H162ZM200 100H202V99H200ZM206 100H207V101H206ZM218 100H219V99H218ZM227 100H228V98H227ZM249 100H250V99H249ZM7 101H8V100H7ZM15 101H18V99L15 100ZM21 101H22V100H21ZM27 101H28V100H27ZM47 101L49 102V100H47ZM57 101H58V100H57ZM57 101H56V103H57ZM64 101H65V99H64ZM66 101H67V100H66ZM77 101H78V100H77ZM114 101H115V100H114ZM116 101H117V100H116ZM119 101H120V99H119ZM121 101H122V100H121ZM121 101H120V102H121ZM138 101H139V100H138ZM138 101H137V102H138ZM175 101H176V99H175ZM188 101L190 102V100H188ZM192 101H193V100H192ZM194 101H196V100H194ZM219 101H221V100H219ZM232 101H233V99H232ZM243 101H244V100H243ZM253 101H255V100H253ZM253 101H252V102H253ZM256 101H257V99H256ZM261 101H262V100H261ZM29 102H30V101H29ZM32 102H33V101H32ZM34 102H35V101H34ZM36 102H37V101H36ZM42 102H43V101H42ZM69 102H70V101H69ZM89 102H90V101H89ZM109 102H110V101H109ZM117 102H118V101H117ZM142 102H143V100L141 101V104L138 105L139 107H136V108H137V111H138V108L141 107ZM157 102H156V103H157ZM163 102H164V100H163ZM163 102L161 103L162 106L164 105ZM168 102H169V101H168ZM168 102H167V103H168ZM173 102H174V101H173ZM197 102H198V101H197ZM207 102H208V103H207ZM216 102H217V101H216ZM239 102H240V101H238V103H239ZM249 102H251V101H249ZM262 102H263V101H262ZM8 103H9V102H8ZM15 103H16V102H15ZM20 103H22V102H20ZM39 103H40V102H39ZM44 103L46 104L47 102H44ZM49 103H50V102H49ZM58 103H59V101H58ZM98 103H99V102H98ZM100 103H101V102H100ZM114 103H115V102H114ZM128 103H129V101H128ZM144 103H145V102H144ZM156 103H155V104H156ZM167 103H166V104H167ZM170 103H172V102H170ZM175 103H176V102H175ZM177 103H178V102H177ZM179 103H180V102H179ZM186 103H187V101H186ZM195 103H196V102H195ZM195 103H194V104H195ZM210 103H211V104H210ZM221 103H222V102H221ZM231 103H233V102H231ZM238 103H236V104H238ZM243 103H245V102H243ZM9 104H10V103H9ZM13 104H14V103H13ZM26 104H27V103H26ZM29 104H30V103H29ZM40 104H42V103H40ZM54 104H55V102H54ZM61 104H62V102H61ZM63 104H64V103H63ZM66 104H67V103H66ZM106 104H107V102H106ZM110 104H111V103H110ZM110 104H109V105H110ZM125 104H126V102H125ZM130 104H131V103H130ZM137 104H138V103H137ZM137 104H136V105H137ZM157 104H158V103H157ZM157 104H156V105H157ZM187 104H188V103H187ZM190 104H191V102H190ZM192 104H193V103H192ZM216 104H217V103H216ZM218 104H219V103H218ZM222 104H223V103H222ZM236 104H234V105H236ZM256 104H257V103H256ZM258 104H259V103H258ZM27 105H28V104H27ZM30 105H31V104H30ZM36 105H37V104H36ZM36 105H35V107H36ZM43 105H44V104H43ZM67 105H68V104H67ZM95 105H96V104H95ZM102 105H103V104H102ZM133 105H134V104L132 103V106H133ZM156 105H154V109H156V111H157V109H159V108H157V106H158L159 104H158L157 106H156ZM169 105H170V104H169ZM173 105H174V104H173ZM175 105H176V104H175ZM213 105L215 106L214 103H213ZM228 105H229V104H228ZM260 105H261V104H260ZM21 106H22V104H21ZM31 106H32V105H31ZM48 106H49V105H48ZM123 106H124V105H123ZM132 106H131V107H132ZM155 106H156V107H155ZM165 106H166V105H165ZM165 106H163V108H164ZM180 106H181V105H180ZM185 106H186V105H185ZM190 106H191V105H190ZM190 106H188V107H190ZM221 106H222V105H221ZM224 106H226V105H224ZM232 106H233V104H232ZM239 106H240V105H239ZM245 106H246V104H245ZM245 106H244V107H245ZM24 107H25V106H24ZM24 107H22V108H24ZM38 107H40V106L38 105ZM43 107H46V105L43 106ZM51 107H52V106H51ZM61 107H62V106H61ZM65 107H66V106H64V108H65ZM68 107H69V106H68ZM93 107H94V105H93ZM93 107H92V108H93ZM104 107L106 108V106H104ZM118 107H119V106H118ZM125 107H126V106H125ZM143 107H145V104H144ZM146 107H147V106H146ZM166 107H167V106H166ZM168 107H169V106H168ZM174 107H177V106H174ZM181 107L184 108V106H181ZM181 107H180V109H181ZM215 107H217V106H215ZM254 107H256V106H254ZM258 107H260V106L258 105ZM17 108H19V106H17ZM31 108H32V107H31ZM40 108H41V107H40ZM58 108H59V107H58ZM58 108H57V109H58ZM70 108H72V107L70 106ZM97 108H98V107H97ZM115 108H116V106H115ZM127 108H128V107H127ZM127 108H126V109H127ZM149 108H150V107H149ZM161 108H162V107H161ZM170 108H171V107H170ZM193 108H194V105H193ZM212 108H214V107H212ZM212 108H211L210 110H212ZM226 108L228 109V107H226ZM235 108H236V106H235ZM245 108H246V107H245ZM25 109H26V108H25ZM27 109H28V108H27ZM33 109H35L34 106H33V108H32V112L34 111ZM79 109H80V108H79ZM108 109H109V108H108ZM113 109H114V108H113ZM119 109H120V108H119ZM128 109H129V108H128ZM141 109H142V107H141ZM165 109H166V108H164L163 110L165 111ZM191 109H192V107H191ZM205 109H206V110H205ZM215 109H216V108H215ZM223 109H225V108H223ZM232 109H233V108H232ZM232 109H231V110H232ZM241 109H242V108H241ZM241 109H239V107H238V110H241ZM16 110H17V109H16ZM29 110H30V109H29ZM29 110H28V111H29ZM35 110H37V109H35ZM51 110H52V109H51ZM60 110H61V109H59V111H60ZM62 110H63V109H62ZM70 110H71V109H70ZM100 110H101V109H100ZM103 110H105V109L103 108ZM133 110H134V109H133ZM139 110H140V109H139ZM144 110H145V109H144ZM168 110H170V109H168ZM168 110H167V111H168ZM171 110H172V108H171ZM175 110H176V109H175ZM219 110H220V109H219ZM219 110H218V111H219ZM221 110H222V109H221ZM236 110H237V109H236ZM260 110H261V109H260ZM18 111H19V110H18ZM30 111H31V110H30ZM43 111H44V110H43ZM64 111H65V110H64ZM101 111H102V110H101ZM115 111H116V110H115ZM137 111H136V109H135L136 114L138 113ZM148 111H149V110H148ZM159 111H160V109H159ZM164 111H161V113H159V112H158V113H159L160 115L162 114V112H163L164 114H166ZM173 111H174V109L172 110V112H173ZM182 111L185 112V110H182ZM218 111H217V112H218ZM224 111H225V110H224ZM242 111H244V110H241V113H242ZM37 112H39V111L37 110ZM40 112H41V111H40ZM45 112H46V111H45ZM45 112H44V114H45ZM49 112H50V111H49ZM52 112H53V111H52ZM66 112H67V110H66ZM72 112H73V111H72ZM86 112H87V111H86ZM86 112H83V114L86 113ZM93 112H94V111H93ZM112 112H113V111H112ZM127 112H130V111H127ZM152 112H153V110H152ZM179 112H180V111H179ZM207 112H208V115H209L208 117L210 118V120H209V118L207 119V117H206V115H207L206 113H207ZM217 112H216V114H217ZM225 112H226V111H225ZM234 112H235V111H234ZM239 112H240V111H239ZM244 112H246V111H244ZM244 112H243V113H244ZM248 112H250V111H248ZM253 112H254V111H253ZM41 113H42V112H41ZM57 113H58V111H57ZM62 113H63V112H62ZM79 113H80V112H79ZM97 113H98V112H97ZM99 113H101V112H99ZM115 113H116V112H115ZM131 113H132V111H131ZM147 113H148V112H147ZM154 113H155V112H154ZM168 113H169V112H168ZM180 113H181V112H180ZM186 113H187V112H186ZM186 113H185V114H186ZM188 113L190 114V110H189ZM191 113H193V112H191ZM18 114H20V113H18ZM29 114H31V113H29ZM36 114H37V113H36ZM44 114H43V115H44ZM63 114H64V113H63ZM77 114H78V113H77ZM93 114H94V113H93ZM93 114H92V115H93ZM138 114H139V113H138ZM138 114H137V116H139ZM142 114H143V113H142ZM176 114H179V113L177 112ZM181 114H182V113H181ZM193 114H194V113H193ZM205 114H206V115H205ZM228 114H229V113H228ZM239 114H240V113H239ZM256 114H257V113H256ZM10 115H12V114H10ZM50 115H52V114H50ZM58 115H59V114H58ZM69 115H71V114H69ZM89 115H91V113H90ZM89 115H88V116H89ZM94 115H95V114H94ZM102 115H103V114H102ZM108 115H109V114H108ZM112 115H113V114H112ZM118 115H119V114H118ZM132 115H134V114L132 113ZM132 115H131V116H132ZM144 115H145V114H144ZM147 115H148V114H147ZM147 115H146V116H147ZM150 115H151V114H150ZM150 115H149V116H150ZM156 115L158 116L157 112H156ZM162 115H163V114H162ZM174 115H175V114H174ZM179 115H180V114H179ZM186 115H187V114H186ZM236 115H238V114H236ZM244 115H245V114H244ZM248 115H249V114H248ZM20 116H21V115H20ZM38 116H39V115H38ZM38 116H37V117H38ZM54 116H55V115H54ZM54 116H53V117H54ZM66 116H67V115H66ZM71 116H73V115H71ZM121 116H124V115H121ZM125 116H126V115H125ZM127 116H128V115H127ZM140 116H141V114H140ZM146 116H144V117H146ZM164 116H165V115H164ZM189 116H191V115H189ZM194 116H195V115H194ZM21 117H23V116H21ZM29 117H30V116H29ZM32 117H33V118L35 117L34 120H36V118H37L35 114H34V116H32ZM44 117H46V116H44ZM60 117H62V116H60ZM74 117H75V116H74ZM74 117H73V118H74ZM77 117H78V116H77ZM77 117H75V118H77ZM113 117H114V116H113ZM117 117H118V116H117ZM135 117H136V115H135ZM142 117H143V116H142ZM142 117H141V118H142ZM158 117H159V116H158ZM173 117H174V116H173ZM179 117H181V115H180ZM214 117H215V116H214ZM219 117H220V116H219ZM222 117H224V116H222ZM237 117H238V116H237ZM240 117H241V116H240ZM249 117H250V116H249ZM255 117H257V116L255 115ZM8 118H9V117H8ZM17 118H18V117H17ZM25 118H26V117H25ZM69 118H70V117H69ZM81 118H82V117H81ZM121 118H122V117H121ZM123 118H124V117H123ZM148 118H149V117H148ZM148 118H145V119H146V120H149ZM161 118H162V116L160 117V119L158 118V120L160 121ZM168 118H169V117H168ZM175 118H176V117H175ZM186 118H188V115L186 116ZM189 118H190V117H189ZM189 118H188V120H189ZM246 118H247V117H246ZM258 118H259V116H258ZM0 119H1V118H0ZM39 119H40V117H39ZM39 119H37V120H38V123H39ZM41 119H42V117H41ZM41 119H40V120H41ZM48 119L51 120L50 117H49ZM54 119H55V118H54ZM56 119H58V118H56ZM66 119H67V118H66ZM79 119H80V118H79ZM130 119H131V117H130ZM130 119H129V120H130ZM134 119H135V118H134ZM170 119H171V118H170ZM190 119H193V117L190 118ZM202 119H204V120H206V121H203ZM217 119H218V118H217ZM238 119H240V118H238ZM247 119H248V118H247ZM247 119H245V120H247ZM13 120H15V118H13ZM13 120H11V122H10V123H11V126H13V124H12V121H13ZM27 120H28V118H27ZM34 120H33V121H34ZM37 120H36V121H37ZM67 120H68V119H67ZM76 120H78V119H76ZM76 120H74V121H76ZM82 120L84 121V119H82ZM82 120H81V121H82ZM102 120H103V119H102ZM104 120H105V119H104ZM104 120H103V121H104ZM117 120H119V119H117ZM121 120H122V119H121ZM124 120L127 121L128 119H124ZM129 120H128V122L131 123ZM137 120H142V119H137ZM143 120H144V119H143ZM143 120H142L141 122H140V121H139V122H140V123H143ZM164 120H165V119H163V121H164ZM178 120H179V119H178ZM185 120H187V119H185ZM188 120H187V121H188ZM219 120H220V119H219ZM232 120H233V118H232ZM248 120H249V119H248ZM259 120H260V119H259ZM259 120H258V122H259ZM29 121H30V120H29ZM29 121H28L27 123H29ZM33 121H32V124H33ZM44 121H45V120H43V122H44ZM59 121H60V120H59ZM61 121H62V119H61ZM81 121H80V122H81ZM89 121H90V120H89ZM125 121H124V122H125ZM134 121H136V120H134ZM134 121H132V123H133ZM144 121H145V120H144ZM152 121H153V124H154L155 121H154L153 119H152ZM152 121H151V122H152ZM159 121H158V122H159ZM161 121H162V120H161ZM161 121H160V122H161ZM180 121H181V120H180ZM180 121H179V122H180ZM194 121H195V120H194ZM209 121H210V123H209ZM230 121H231V120H230ZM22 122H23V121H22ZM54 122H55V121H54ZM78 122H79V121H78ZM78 122H77V123H78ZM87 122H88V121H87ZM93 122H95V121H93ZM101 122H102V121H101ZM122 122H123V121H122ZM124 122L122 123V125L124 124ZM145 122H147V123H144V124L142 125V127H144V125L146 126V125L148 124V121H145ZM151 122H149V126H148L147 131H148V130L151 131V130H150V126L153 128V126L155 127V125H156V124L153 125ZM168 122H169V121H168ZM222 122H223V121H222ZM237 122H238V121H237ZM239 122H241V120H240ZM244 122H245V121H244ZM247 122H248V121H247ZM254 122H255V121H254ZM254 122H253V123H254ZM256 122H257V121H256ZM0 123H1V122H0ZM2 123H3V120H2ZM23 123H24V122H23ZM34 123H35V122H34ZM36 123H37V122H36ZM36 123H35V124H36ZM50 123H51V122H50ZM73 123H74V122H73ZM85 123H86V122H85ZM103 123H104V122H103ZM116 123H118V122L116 121ZM119 123H121V122H119ZM155 123H156V122H155ZM164 123H165V121H164ZM189 123L192 124V123H194V122L190 120ZM213 123H214L215 125H212ZM219 123H220V122H219ZM224 123H225V122H224ZM3 124H7V125L4 126ZM3 124H0V125H3V126H1L2 128H0V129H2L6 134H7V132H8V134H7L8 138L11 139V137H12V139H13V137H16V138H15L16 140L13 139V143H15V144H20V143H17V139H19V140H23V139H25V140H26L27 138H29V137L24 138V135L21 134V133H22V132H25V130L21 132V131L18 130V128H17V130H18L19 132H21V133H18V134L15 133L14 136L12 135V133H11V135H9L10 132L13 131V129H12V131H10V129H8V127H7V129L5 128L6 126H8V120H6L5 123H3ZM21 124H22V123H21ZM39 124H40V123H39ZM58 124H59V122H58ZM93 124H94V123H93ZM108 124H109V123H108ZM125 124H126V123H125ZM151 124H152V125H151ZM159 124H160V123H159ZM162 124H163V123H162ZM169 124H171V123L169 122ZM194 124H195V123H194ZM205 124H206V125H205ZM209 124H210L211 126H208ZM222 124H223V123H222ZM242 124H243V123H242ZM247 124H248V123H247ZM249 124H250V123H249ZM254 124H255V123H254ZM260 124L262 125L263 123H260ZM19 125H20V124H19ZM24 125H25V124H24ZM30 125H31V124H30ZM36 125H37V124H36ZM36 125H35V126H36ZM40 125H41V124H40ZM45 125H46V123H45ZM60 125H61V123H60ZM60 125H58V126H60ZM62 125H65V124H62ZM80 125H82V124L80 123L79 126H80ZM89 125H90V123L88 124V126H89ZM96 125H97V124H96ZM106 125H107V124H106ZM119 125H120V124H119ZM129 125H130V124H129ZM157 125H158V124H157ZM180 125H181V123H180ZM182 125H184V124H182ZM224 125H225V124H224ZM250 125H251V124H250ZM22 126H23V125H22ZM22 126H21V127L19 126V127H20V130H21ZM33 126H34V125H33ZM33 126H32V127H33ZM37 126H38V125H37ZM46 126H47V125H46ZM48 126H49V125H48ZM48 126H47V127H48ZM51 126H54V124H52ZM51 126H49V127H51ZM65 126H66V125H65ZM68 126H69V125H67L66 127H68ZM72 126H73V125H71V127H72ZM82 126H83V125H82ZM84 126H86V125H84ZM111 126H112V125H110V127H111ZM117 126H118V125H117ZM124 126H127V125H123V127H124ZM130 126H131V125H130ZM130 126H128V127H130ZM133 126H134V128H135V125H134V124H133ZM221 126H222V125H221ZM221 126L218 127V128H220V130H221ZM247 126H249V125H247ZM253 126H254V125H253ZM253 126H252V127H253ZM13 127H14V126H13ZM13 127H12V128H13ZM17 127H18V126H17ZM26 127H27V126H26ZM30 127H31V126H30ZM39 127H41V126H39ZM39 127H38V128H39ZM43 127H44V126H43ZM49 127H48V128H49ZM55 127H56V126H55ZM55 127H53V128H55ZM60 127H61V126H60ZM66 127H65V128H66ZM86 127H87V126H86ZM89 127H90V126H89ZM89 127H87V128H89ZM91 127H92V126H91ZM115 127H116V126H115ZM115 127H114V128H115ZM131 127H132V126H131ZM137 127H138V126H137ZM139 127H141V126L139 125ZM139 127H138V130L140 129ZM142 127H141V128H142ZM159 127L162 128V126H159ZM164 127H165V126H164ZM169 127H170V126H169ZM182 127H185V126H182ZM192 127H193V126H192ZM225 127H226V126H224V128H225ZM255 127H256V126H255ZM259 127H260V126H259ZM261 127H262V126H261ZM33 128H34L35 130L37 129V127H33ZM111 128H112V127H111ZM118 128L120 129L119 126H118ZM121 128H122V127H121ZM161 128H160V129H161ZM170 128H171V127H170ZM201 128H199V129H201ZM205 128H204V129H205ZM211 128H212V129H211ZM214 128L217 129V127H214ZM5 129H6V130H5ZM23 129H24V128H23ZM23 129H22V130H23ZM41 129H42V128H41ZM44 129H46V127H45ZM44 129H43V130H44ZM49 129H50V128H49ZM55 129H56V128H55ZM55 129H54V130H55ZM58 129H59V127H58ZM58 129H57V130H58ZM61 129H62V128H61ZM68 129H69V128H68ZM68 129H67V130H68ZM75 129H76V128H75ZM96 129H97V128H96ZM105 129H106V128H105ZM124 129H125V127H124ZM127 129H129V128H126V129H125L126 132L129 131V132H128V136H129L131 129H130V130H127ZM156 129H157V128H156ZM189 129H190V127H189ZM195 129H197V128H195ZM222 129H223V126H222ZM253 129H254V128H253ZM253 129L251 128L250 130L254 131L255 129H254V130H253ZM256 129H257V128H256ZM7 130H8V131H7ZM17 130H16V131H17ZM27 130H29L28 127H27ZM31 130H32V129H31ZM35 130H34V132H35ZM59 130H60V129H59ZM63 130H64V129H63ZM77 130H78V129H77ZM91 130H92V128H91ZM99 130H102V129H99ZM120 130H121V129H120ZM125 130H124V131H125ZM135 130H137V129H135ZM138 130H137V131H138ZM143 130H144V129H143ZM145 130H146V129H145ZM145 130H144L143 132H145ZM181 130H182V129H181ZM187 130H188V129H187ZM205 130H206V129H205ZM214 130H215V129H214ZM214 130H213V131H214ZM223 130H224V129H223ZM225 130H226V129H225ZM260 130H261V129H260ZM6 131H7V132H6ZM29 131H30V130H29ZM39 131H41V130H39ZM52 131H53V130H52ZM137 131H136V132H137ZM140 131H141V130H140ZM156 131H157V130H156ZM163 131H164V129H163ZM196 131H197V130H196ZM203 131H204V130H203ZM252 131H251V132H252ZM1 132H2V131H1ZM4 132H2V134H3L2 138L7 137V136L4 134ZM34 132H33V134L35 135ZM46 132H48V131L46 130ZM46 132H45V134H46ZM49 132H50V131H49ZM53 132L55 133V131H53ZM71 132H72V131H71ZM83 132H85V130H84ZM87 132H89V131L87 130ZM90 132H91V131H90ZM90 132H89V133H90ZM96 132H97V131H96ZM98 132H99V131H98ZM110 132H111V131H110ZM131 132H132V131H131ZM136 132H132V133L135 135ZM138 132H139V131H138ZM151 132H153L154 135H155V133H156V132L154 133L153 129H152ZM151 132H147L146 134H144V133L142 134V133L140 132V135H141V134H142V135H147V134L150 135ZM180 132H181V131H180ZM193 132H194V131H193ZM205 132H206V131H205ZM219 132H222V130L219 131ZM255 132L257 133V131H255ZM262 132H263V131H262ZM262 132L260 131L259 133H262ZM25 133H28V131L25 132ZM37 133L42 135V133H39L38 130H37ZM51 133H52V132H51ZM56 133H57V132H56ZM68 133H70V131H68ZM68 133L66 132L67 135H68ZM73 133H74V132H73ZM80 133H82V131H80ZM99 133H100V132H99ZM99 133H98V134H99ZM185 133H186V132H185ZM185 133H184V134H185ZM190 133H191V131H190ZM195 133H197V132H195ZM202 133H203V132H202ZM202 133H201V134H202ZM223 133H224V132H223ZM249 133H250V132H249ZM259 133H258V134H259ZM0 134H1V133H0ZM19 134H20L21 139H20V137H19ZM29 134H30V136L32 135L31 132H30ZM38 134H37V135H38ZM52 134H53V133H52ZM52 134H51L50 136H49V135H47V136L51 137V136H53ZM62 134H63V133H62ZM70 134H71V133H70ZM91 134H93V131H92ZM123 134H124L123 129H122V131L120 132V131H118V129L116 128V132H113V130H112V136H111L112 138H110V139H112V141H111V140L108 141V140H109V139H108V138H109V135H108V134H107L108 136H107V138H106V140H107L108 142L104 139V140L106 141L105 144L108 143V144L110 145V143L112 142V143H111V146H109V148H111L112 145H114V147H112L113 149H114L115 147H119L118 151H116L117 153H116L114 150L112 151V152H114V155H113V158H111L112 161H111L110 163L107 162L108 159H105V161H106V162L104 161V162L106 163V164H105L103 161L100 160V159H102V158L99 159L100 162L97 161L98 158H99V156H100L101 154H99V155L97 154V155H98V158L95 157V156H97V155L95 154L94 157L97 158V160H95L93 156H92L91 158H93V160H95L96 162L91 163L92 161H91V162L89 161V162H90V163H89V162H88L89 159L86 160L87 162H86V161H85V162H86L87 164H88V163H89V164H88L87 166H85V167L83 166L84 168L82 167L84 170H83V169H80L81 165L77 166L76 169H75L74 166H73V169H72V168H69V167L65 168V169H71V170H72L71 172L73 173L72 175H76L77 172H75V174H74V171L77 170V171L80 172V170H81L82 172L85 171V172H84V175H85V173L87 172V173H89L87 176H89V175H90V176H91V175L95 176V177H93V178H94V179H93V182H92V179H88L89 177H87V179H84V178L86 177V176H84V175H83V178H80V177H79L80 179H83V180H80L81 183H82V181H84V180L86 181V180H87V182H86V184H85L86 186L83 187L84 190H85V191L83 190V192H86V191H87V189H88V188H87V187H88L87 183H88V182H92V183L90 184L91 187H92V186H93V187H96L95 185H92V184H94V182H95V184L98 186V184H99L98 181H99V180H97V179H98V178L100 179L99 176H103V175H104L103 178H105V176H106L107 173L109 174V176H106V177H108L109 179H106V180H110V181H109V182H110V183H109V186H110L112 183H115V182H116V183H117V182H121V183L125 184V182H127V181H128V182L130 181V182H129L130 184H128V185H131V181H132L133 183H135L134 186H136V187H137V186H140V188H142V185H143V184L146 185V186H148L147 188L144 186L145 189H148L149 187L152 188V186H154V191H155V188H156V189H160V186H163L164 184H166L165 182L169 181V182H170L169 184H171V183L173 182V184H171V185H174V186H172V189H171V186H169L168 183H167L168 185H164L163 187H164V188H166V187L169 188V187H170V188L168 189L169 191H171V190H175V189H176V191H175V193H176V195H177L176 199H175V198H172V199L170 198V199H169L168 194L166 195V193H167V191H168L167 188H166L167 191L164 189L165 192H164V190H163V191L157 193V195H156V192L153 191V189H150V191H151V190L153 191V194H155V195L158 197L157 199H158L160 202H165V201H166V204H168L169 206H172V207L175 206V207H176V206H177L176 204L178 203V201L181 202V203L184 202V203H182V205H184V204L186 205V203H185L186 200H185V199H191L193 196L196 197V198H195V199H197V201L195 200L196 202H199V200L201 201V199H200V198L202 197L201 195H203L204 193L201 194V193L198 192V191L200 190V187H199V190H197V189H194V190H193L192 188H195V187H193V185H195V184H194V183L192 184L191 181H194L195 179H198V178L201 179V177H203V176H204V180H205V178L207 177V176H205V175L209 174L208 179H206L207 181L205 180V181L207 182V183H205L206 186H205V185H203V186L207 187L208 189L210 188L211 190H212V188H213V192H214V188H215L216 190L219 191V190H220L219 187L221 188L223 181H224L227 177L229 178V175H228L227 177H225V175H227L228 173L226 174L227 170L224 169L225 167H224V168L222 167V164H220L221 162H220V161L217 162L218 159L216 160L215 157H214V158H211V156H210V152H209L210 149H208V151H207V143H206V141H207V142H210L211 144L213 143V140H212V141L210 140V139H211V136H210V135H208L207 138H206V137L201 138V135H200V137H199V135H198L197 137H199V138H198L199 140H197V141L195 140V144H194V145H195V146H194L195 148H194V150L192 149L193 152H192V151H191V152L189 151V152L192 154V155H191V160L195 157V158L197 159V160L195 159V163L198 162V164H195V167H196V165H198V166H197L198 168L196 167V168L192 169V168H190L191 165H188V164H193V162H192L191 160H189V161H187V160H183L182 157H181V155H179L178 153H175V152H176L175 150H174V151H175L174 153H173V150H172V149H169V151L172 150V152H169V151L166 150L167 152L165 151L166 153H165V155H163V156H162L158 151H156L157 153H159L158 155H157V153H156L155 151H152V149L155 150L154 148H152L151 150H148V149H150L151 147L148 148V149H147L146 147H147V146H152V142H151V141H154V139H155V138H154V137H155L154 135H153V136H154V137H153V138H154L153 140L150 139V138H148V137H150V136H148V135H147V136H148V137H147L148 139L145 138L146 141L150 139V141H147L146 143L151 142V144L149 143V145L145 146V145H146L145 142H144L145 144H144L143 142H140L141 144L143 143L145 147H143V148H139V146L141 147V144H138V142H137L138 138L136 137L137 139H136V141H134V140H133L134 137L130 134L133 138H132V137H128L127 140H129V138H130V141L132 140L133 142H129L128 144H130V143L133 144L134 142H136L139 146L137 147V145H135V144L132 145V144H131L132 146L135 145L137 148H135V146H134V147L132 148V151H131V149H130V151H129V149H128V151L125 150L123 144H125V143L127 142V140L125 139V137L127 138V135L125 136V134H124V135H123ZM151 134H152V133H151ZM156 134H157V133H156ZM163 134H164V133H163ZM179 134H181V133H179ZM205 134H206V133H205ZM213 134H214V133H213ZM213 134H212V135H213ZM218 134H219V133H218ZM258 134H256L255 136H261V134H260V135H258ZM16 135H18V138H17ZM25 135L27 136V134H25ZM34 135H33L32 137H34ZM41 135H40V136H41ZM54 135H55V134H54ZM56 135H57V134H56ZM58 135H59V134H58ZM64 135H65V134H64ZM64 135H63V138H64ZM73 135H74V134H73ZM73 135H72V136H73ZM80 135H81V134H80ZM89 135H90V134H89ZM89 135H88V136H89ZM95 135H96V134H95ZM138 135H139V133L137 134V136H138ZM159 135H160V134H159ZM159 135H157L158 138L156 137L157 140L155 139V140L157 141V143H159V142H160L159 140H161L162 138H164V140H165V138H166V136H165L166 134L163 135V136H165V137H161V138H159ZM161 135H162V134H161ZM186 135H187V133H186ZM215 135H216V133H215ZM224 135H225V134H224ZM250 135H251V134H250ZM252 135H253V133H252ZM0 136H1V135H0ZM4 136H5V137H4ZM10 136H11V137H10ZM22 136H23V138H22ZM28 136H29V135H28ZM44 136H46V135H44ZM76 136H78V135H76ZM83 136H84V135H83ZM85 136H87V134H86ZM93 136H94V135H93ZM98 136H99V135H98ZM98 136H95L94 138H96V140H97V139H98ZM105 136H106V134H105ZM105 136H103V137L105 138ZM135 136H136V135H135ZM180 136H181V135H180ZM194 136H196V134H194ZM225 136H228V135H225ZM253 136H254V135H253ZM35 137L37 138V136H35ZM35 137H34V138H35ZM53 137H54V136H53ZM53 137H51V138H49V139H51V140L53 139V140L55 141V139H54L55 137H54V138H53ZM57 137H59V139H60L62 136H61V135H60V136H56V141H55V142L53 141L54 143H56V149H55V144H54V148H52V149H54V150H58L57 148H59L60 150H62L60 146L57 147V143H58V142H57V140H58ZM73 137H74V136H73ZM91 137H92V136H91ZM91 137H90V138H87V137H86L87 139L84 138V139H83V142H82V141H78V143H79V142H80V143L82 142V143L84 144V141H85V140H88V141H89V139H90V141L92 140L91 142L95 141V140L92 139ZM99 137H102V136L100 135ZM103 137H102V139H103ZM138 137H139V136H138ZM145 137H146V136H145ZM151 137H152V136H151ZM168 137H169V135H168ZM168 137L166 138V140L168 139ZM187 137H188V136H187ZM192 137H193V135H192ZM208 137H209V141L207 140ZM212 137H213V136H212ZM228 137H229V136H228ZM249 137H251V136H248V141L251 140V138L249 139ZM261 137H262V136H261ZM263 137H264V133H263ZM8 138H7V139H8ZM36 138H35V139H36ZM44 138H45V137H44ZM47 138H48V137H47ZM69 138H70V137H69ZM69 138L66 137L67 140H68ZM123 138H124V140H126L125 143L122 142ZM131 138H132V139H131ZM171 138H172V137H170V139H171ZM214 138H215V137H214ZM222 138H223V137H222ZM229 138H230V137H229ZM229 138H228V139H229ZM246 138H247V137H246ZM259 138H260V137H259ZM7 139H4V140H7ZM9 139H8V141H9ZM12 139H11V140H12ZM40 139H41V138H40ZM42 139H43V138H42ZM49 139H48V140L45 139V140H46L45 142H48ZM61 139H62V138H61ZM61 139L58 140V141H62V142H60L59 145H61V143H63V139H62V140H61ZM66 139H64V140H66ZM99 139H100V138H99ZM99 139H98L97 141H99ZM139 139H140L139 141H142V140L144 139V136H140ZM191 139H192V138H191ZM193 139H194V138H193ZM193 139H192V141L194 142ZM226 139H227V138H226ZM230 139H231V138H230ZM230 139H229V140H230ZM252 139H253V137H252ZM254 139H255V138H254ZM0 140H1V139H0ZM4 140H3V141H4ZM11 140H10V142H11ZM14 140H15V142H14ZM29 140H31V139L29 138ZM74 140H76V138H75ZM77 140H79V139H77ZM77 140H76V141H77ZM104 140H103V141H104ZM124 140H123V141H124ZM186 140L188 141V139H186ZM257 140H258V138H257ZM3 141H1V142H3ZM8 141H5V142H3V143H6V142H7L6 144H9ZM33 141H34V140H33ZM43 141H44V139H43ZM76 141H74V142H76ZM90 141H89V142H90ZM101 141H102V140H101ZM101 141L98 142L97 144L101 143ZM103 141H102V143H103ZM162 141H163V139H162ZM190 141H191V140H190ZM244 141H245V140H244ZM252 141H253V140H252ZM255 141H256V140H254V142H255ZM261 141H262V140H261ZM24 142H26V141H24ZM24 142L21 141V143H24ZM28 142H29V141H28ZM28 142H26L27 144H24V145L27 146V145H28ZM31 142H32V141H31ZM34 142H35V141H34ZM37 142H38V141H37ZM45 142H44V144H46ZM71 142H72V141H71ZM71 142H70V143H71ZM74 142H72V143H74ZM109 142H110V143H109ZM120 142H122L123 144L120 143ZM262 142H263V141H262ZM13 143H10V144L12 145ZM29 143H30V142H29ZM82 143L79 144V147H80L81 145L83 146ZM119 143H120V144H119ZM210 143H209L208 146L211 147V144H210ZM214 143H215V141H214ZM233 143H234V142H233ZM245 143H247V142H245ZM255 143H256V142H255ZM10 144H9V145H10ZM33 144H34V143H33ZM33 144H32V146H33ZM48 144L53 145V144H51L50 142H49ZM90 144H91V143H90ZM90 144L87 142L86 145L89 146ZM118 144H119L120 146H123V147H120ZM121 144H122V145H121ZM143 144H142V145H143ZM196 144H197V145H196ZM247 144L249 145V143H247ZM259 144L261 145V143H259ZM263 144H264V143H263ZM22 145H23V144H22ZM29 145H30V144H29ZM68 145H70V144H68ZM71 145H74L73 147L78 148L77 150H82V149H83V150H86V149H84V147H81L82 149H79V147H77L78 145H77V146H76L75 144H71ZM86 145H84V146H86ZM92 145H94V143H93ZM103 145H104V144H103ZM115 145H116V146H115ZM230 145H231V142H230ZM242 145H243V144H242ZM250 145H252V143H250ZM257 145H258V144H257ZM257 145H256V146H257ZM260 145H258V148H259ZM0 146H1V144H0ZM12 146H16V145L13 144ZM12 146H10L9 148H7V146H6V148H7V149H10ZM17 146H19V145H17ZM20 146H21V144H20ZM20 146H19V147H20ZM48 146H49V145H48ZM61 146H62V145H61ZM63 146H64V145H63ZM100 146H101V148L98 147V150H97V151H98L99 153L101 152V153L103 154V153H104V152H103V151H104L103 148L106 147V145L103 146V148H102V145H100ZM125 146L127 147L126 144H125ZM263 146H264V145H263ZM2 147H3V146H2ZM4 147H5V146H4ZM4 147H3V149H4V151H6V148H4ZM19 147H18V148H19ZM22 147H23V146H22ZM22 147H20V148H22ZM40 147H41V146H40ZM44 147H45V146H44ZM64 147H66L67 150L70 148V146H69V148H68L67 146H64ZM86 147H87V146H86ZM89 147H91V146H89ZM96 147H97V145H96V143H95L94 148L97 149ZM126 147H125V148H126ZM129 147H130V146H129ZM210 147H209V148H210ZM231 147H232V146H231ZM247 147H248V146H247ZM247 147H246V148H247ZM251 147H252V146H251ZM18 148H17V147H16L15 149L13 148V150L18 151V150H16V149H18ZM20 148H19V149H20ZM23 148H24V147H23ZM25 148H26V147H25ZM30 148H31V147H30ZM33 148H34V147H33ZM48 148H49V147H48ZM94 148H93V146H92V148H87V149H88V151H89V153H90V150H89V149H93V152H94V151H95ZM106 148H108V146H107ZM106 148H105V150H106ZM120 148H122L123 150H121ZM127 148H128V147H127ZM127 148H126V149H127ZM134 148H135V149H134ZM145 148H146V149H145ZM236 148H237V146H236ZM3 149L0 150V152L2 151V153H1V157H3L2 155L5 153V152H3ZM34 149H35V148H34ZM49 149L52 150L51 148H49ZM63 149H64V150H63L64 152H65V151L67 152V150H66L65 148H63ZM74 149H75V148H74ZM100 149H102L103 151H100ZM195 149H196V150H195ZM213 149H214V148H213ZM24 150H25V149H24ZM27 150H29V149L27 148ZM30 150H31V149H30ZM46 150H47V149H46ZM50 150H49V151H50ZM77 150H76V151H77ZM83 150H82V151H83ZM115 150H116V149H115ZM235 150H236V149H235ZM245 150H246V149H245ZM261 150H262V149H261ZM10 151H12V149H10ZM15 151H14V152H15ZM21 151H22V150H21ZM21 151H20V152H21ZM49 151H48V152H49ZM63 151H62L61 154H59V152H61V151H59L57 155L55 154L56 157H55V158L53 157V159H55L54 162L57 160L56 162H57V163H60V164H59V167H60L61 165H64V167H66L65 165H68V164H66L67 162H66L65 164L63 163V162H65L64 160H66V159L68 158V156H65L66 159L64 158ZM82 151H79L80 154H81ZM107 151H108V150H106V152H107ZM109 151H111V150H109ZM120 151H122V153H123V151H124V152H125L124 154H125L126 156L122 155V157L119 156V157L117 158V156L119 155V153L122 154ZM126 151H127V152H126ZM233 151H234V148H233ZM236 151H238V150H236ZM241 151H242V149H241ZM259 151H260V150H259ZM262 151H263V150H262ZM14 152H13V153H14ZM28 152H29V151H28ZM44 152H45V151H44ZM52 152L55 153V151H53V150H52ZM70 152H73V151H70ZM70 152H67V153H69L68 155L71 156L72 153H70ZM79 152H77L76 156H77V155L79 156V154H78ZM98 152L95 151V153H98ZM118 152H119V153H118ZM154 152H155L156 154H155ZM238 152H239V151H238ZM248 152L251 153L250 150H249ZM256 152H257V151H256ZM6 153H8V155H7ZM6 153H5V154H6V157L3 158V159H8L9 155H10V157L13 156V158L11 157L12 159H8L9 161L11 160V162H12V165H11V166H12V167H13V165L15 166L16 163H17L18 165H21V164H19V163H22V162H18V161H17L18 158H19L18 156H17L18 158H17V157H14V155H11V154L9 153V150H8V152L6 151ZM22 153H24V155H23ZM22 153H21V155H23V156H27V155H26V154H27V153H26V150L23 151ZM54 153H53V154H54ZM56 153H57V151H56ZM74 153H75V151L73 152V156L76 157ZM84 153H85V151H83L82 154H81L79 157H81ZM246 153H247V152H246ZM263 153H264V151H263ZM5 154H4V156H5ZM14 154H15V153H14ZM16 154L19 155L18 153H16ZM16 154H15V155H16ZM48 154H50V153H48ZM86 154H87V156H88V152H87ZM91 154H93V153H92V150H91ZM105 154H107V153H105ZM105 154H104V156H106ZM108 154H109V153H108ZM110 154H111V152H110ZM239 154H240V153H239ZM241 154H242V153H241ZM248 154H249V153H248ZM253 154H254V153H253ZM55 155H54V156H55ZM66 155H67V154H66ZM89 155H90V154H89ZM237 155H238V154H237ZM23 156H21L22 159H23ZM49 156H50V155H49ZM52 156H53V155H52ZM70 156H69V158H70ZM87 156L84 155V156L81 157V158L85 159L84 157H87ZM90 156H91V155H90ZM108 156H110V155H108ZM108 156H107V157H108ZM235 156H236V155H235ZM253 156H254V155H253ZM10 157H9V158H10ZM21 157H20V158H21ZM46 157H47V156H46ZM50 157H51V156H50ZM79 157H78V158H79ZM101 157H103V155H101ZM111 157H112V155H111ZM127 157L130 158V162H131V159H132L133 161H135V162H134V165L132 164L133 166H131V164H130V166H128V168L125 166V169L127 168V170L125 171L124 167H123V169L121 168L122 166H120V163H121L120 161H123L122 158H124V159L126 158V159H127ZM14 158H16V159H14ZM20 158H19V160H21ZM48 158H49V157H47V158H45V159L47 160ZM89 158H90V157H89ZM104 158H106V157H103V159H104ZM216 158H217V157H216ZM3 159L0 160V162L3 161ZM50 159H52V158H50ZM63 159H64V160H63ZM71 159H72V156H71ZM73 159H74V158H73ZM79 159H80V158H79ZM79 159H78V160H79ZM83 159H80L79 161H81V160L84 161ZM111 159H110V160H111ZM212 159H213V161H214V159H215L216 161H214V162H217V164H214V162L212 163V162H211ZM12 160H14V161H12ZM76 160H77V159H76ZM76 160H75V162H78V161H76ZM91 160H92V159H91ZM110 160H109V161H110ZM127 160H129V159H127ZM208 160H209V161H208ZM5 161H7V160H5ZM16 161H17V162H16ZM49 161H50V160H49ZM51 161H52V160H51ZM51 161H50V163H51ZM66 161H67V160H66ZM11 162H10V163H11ZM13 162H14V164H13ZM15 162H16V163H15ZM44 162H46V161L44 160ZM47 162H48V161H47ZM54 162H53V164H54ZM73 162H74V161H73ZM97 162H98V163H97ZM102 162H103L104 164H101ZM127 162H128V161H127ZM189 162H192V163H189ZM1 163H2V162H1ZM3 163H4V161H3ZM48 163H49V162H48ZM68 163H69V162H68ZM71 163H72V162H71ZM71 163H69V164H71ZM78 163H80V162H78ZM78 163H75V164H78ZM83 163H84V162H82V163H80V164H83ZM86 163H84V164L86 165ZM122 163H126V162L123 161ZM128 163H129V162H128ZM128 163H126V164H128ZM132 163H133V162H132ZM199 163H200V164L203 163V164H202L203 167H200L201 165H199ZM46 164H47V163H46ZM46 164H45V165H46ZM51 164H52V163H51ZM75 164H74V165H75ZM84 164H83V165H84ZM205 164H206V167H204ZM209 164H210V165H209ZM0 165L2 166V164H0ZM55 165H56V164H55ZM55 165H53V167H55L54 169L57 170L58 164H57V167H56ZM123 165H124V164H123ZM4 166H6V162H5V165H3L4 170L6 169V171H9L10 169H8V168H11V167L6 168L8 165H7L6 167H4ZM16 166H17V165H16ZM16 166H15V167H16ZM34 166H36V165H33V167H31V168H33V170H34V168H35V169L38 168V166H37V167H34ZM46 166H47V165H46ZM68 166H70V165H68ZM119 166H120V167H119ZM223 166H224V165H223ZM15 167H14L13 169H15ZM19 167H20V166H19ZM19 167H18V168H19ZM42 167H44V166H42ZM47 167L49 168V165H48ZM51 167H52V165H51ZM64 167H63V166L60 167V170L62 169V170H61L62 172H61L60 170H59L58 172H56V170H54L53 172L51 171V172H52V173H51L50 171L47 170L48 172H50V173L47 172V173H48V174H47V177H48V175L51 177L52 174H53V177H55L54 174L59 175V177H60L61 174H62V173L65 174L66 171H67V173L69 172L68 174H70V170H65V171L63 172ZM129 167H132V168H129ZM3 168H1L2 171H3ZM16 168H17V167H16ZM18 168H17L16 170H18ZM40 168H41V167H40ZM48 168L45 167V168H44V171H45L46 169H48ZM117 168H119V169L121 168L122 170H124V173H123L121 170H120V173H118V172H117L118 174L115 173L116 170H117ZM11 169H12V168H11ZM13 169H12V170H13ZM27 169H28V168H27ZM52 169H53V168H52ZM1 170H0V171H1ZM16 170H14V171H12V172H15V173L18 174L19 171L16 172ZM19 170H21V168H20ZM31 170H32V169H31ZM31 170H30V171H31ZM42 170H43V168L41 169V171H42ZM2 171L0 172V174L2 173ZM34 171H35V170H34ZM225 171H226V172H225ZM10 172H11V171H10ZM37 172H38V171L33 172V173H37ZM42 172H43V171H42ZM45 172H46V171H45ZM60 172H61V174H57V173H60ZM82 172L80 173L81 175L83 174ZM121 172H122V173H121ZM184 172H185V173H184ZM5 173H6V172H5ZM5 173L2 174V175H3V176L6 175ZM20 173H21V172H20ZM20 173H19V174H20ZM22 173H23V172H22ZM22 173H21V174H22ZM30 173H31V172H30ZM87 173H86V174H87ZM104 173H105V174H104ZM9 174H10V173H9ZM50 174H51V175H50ZM77 174H78V173H77ZM80 174H78L77 176H81ZM110 174H111V176H110ZM119 174H120V175H119ZM213 174H216V176L213 177ZM25 175H26V174H25ZM32 175H35V174H32ZM36 175H37V174H36ZM39 175L41 176V173H39ZM97 175H98V176H97ZM175 175H177L178 179H180V177H183V178H181L180 180L184 179L185 176H183V175H186L187 177H185V179H186L187 181H185V182H186V183H189V182L191 183V184H190V187H192V188H190V189H191L192 192H191L190 189L188 188L189 186H187L186 183L182 182V181H184V180L181 181V183H182L181 185H184V184H185L186 186H182V188H181L180 185H179V186L176 187V185H178V184H175V183H174V180L171 181V179H172L171 176L174 177ZM210 175H211L213 178H212ZM219 175H220V176H219ZM3 176L1 177V175H0L1 178H3ZM6 176H8V174H7ZM6 176H4V177H6ZM13 176H14V174H13ZM16 176H17V175H15V177H16ZM29 176H31V174H29ZM40 176H37L38 178H36V177L34 176L35 178H34L33 182H32V181L30 182L31 179H30V180H29V178L26 179V177L24 178V176L22 175L21 177H23V178L26 179V180H24L23 178L19 179V177H17V178L15 179V180H17V181L13 180V182H12V180H11V182H10V179H9V180H8V184H7L6 182H4V183H6L5 186H4L3 182H2L1 185L3 184V187H4V188L0 185V187H1L0 190L3 189V191L1 190V191H2L1 194L3 193L2 195H3L4 197H5V196H8V197H6L5 199H3V198H4V197H3L2 200H0L1 202H2V201L4 202V203H1V202H0V204H4V205H5V206L3 205L4 208H3V207L0 208V213H1V211L5 210L7 206H9V205H6V203H12V204H13V202H15V201H13V200H17L18 203H17V202H15V203L19 204V201L22 203L23 200H24V198H29V199H28L29 202H28V200L26 199V202H28L26 205H29V204H30L29 206H30L31 210H32L34 213H35L34 210L38 209V208H35V206H36V207H39V210H47L49 205H50V207H51V210L48 209V211H43V212H42L43 215H42L41 213H39V214L37 213V214L39 215V216H38L37 214H34V213H33V214H34L33 217H34V216L36 217V215H37V217L34 219V218L32 217V215H31V217H32V218L30 217V218H31V221H30V219H28L30 223H29V222L27 223V221H24V223H27V224L29 225V226H26V225L23 224L25 227H21V225H18V224H21V223L23 222V221H21V222H19V221L22 220V219L24 218V217L22 216V214L25 213V211L23 212V211L21 210L20 207H19L20 210H19V208H18V210L15 209V210L17 211L16 213L13 212V211H15V210L13 209V208H14L13 205L11 206V207H13V208L9 207L10 210L12 209L10 212H11V213L13 212V215L9 212V208H8V207H7V211L5 210L6 213L2 212L3 215L6 214L7 218H8V214H11L10 217H11L12 220L10 219V217L8 218L10 221H13V222H16V223L18 222V224L13 223V222L11 223V222L8 221V219H7L8 223L5 224L6 221L4 222V220H3V225H4V227L1 225L2 228L0 229V235L6 233V232L8 231V235H10V237H11L12 233L9 234V231L14 230V231H11V232H13V234L16 233L15 235H16L17 237L19 236V239H18V240H20V237H21V239H22V240H21V241H22L21 243L17 242V245L13 244V245H15V246H12V250H13V247H14V249H15V251H14L15 254L18 253V254L20 255V256H18L19 259L15 256L16 259H18V261H19L17 264H52V263H49V262H53V263H55V262H61V261L63 260V258H65V257H68V258H69V256L72 257L71 255H74L75 253L81 256V254H79L80 251H82V250H80V247H82L83 245L80 246L79 249L76 250V247H74V245H73V247L67 245V244H68V243H67V240H68L69 242H70L71 240H75V241L77 242L78 239H77L76 237H75V238L73 237V236H75V235H76L77 237H78V235H79V236L81 235V237L84 236V238L87 239V241L90 240V238L92 237V236H91V232H86V231H83V230L81 231L82 228L85 230V225L87 224V222L89 223V224H88L89 227H90L91 225H93V227H94V228L96 227V229H97L98 227L100 228V226H101L102 223H103L104 226H106L105 228H107V227L109 228V226H107V225L104 224V220L107 219L109 222H112L113 220L111 221L110 219L114 218V217L118 214L117 212H114V211H116V209L113 208V207H115V206H111L112 204L110 203V199L107 200V199H108L107 197H108L109 194H112V196L109 195V196H110L109 198L113 197L114 195H119V194H121V193L117 192V190L120 191L118 188H116L118 184L116 185V183H115V185H116V187H115L116 191H115V194H114V195H113V193H114V189L109 188L108 191H110V189H111V190H113V193L107 191L109 194L106 195V194H105L106 190L104 189L105 187H104V188H103V187H100L101 189L98 188V187H96V190H98V192H99V189H100V192H101V193H102V191H103L102 189H104L103 193L105 194V196H106V198H107L106 200L109 201V204H107V202L105 203L106 200L103 199V197H105V196H103L104 194H101V193H100L101 196H102L101 199L104 200V203H105V204H103V206L105 205V206L107 207V208H106V209H107V212H106L105 215H110V212L112 211V210H109L110 208H109L108 206L110 205V206H111V209H112V208L115 209V210L113 211V213L111 212L112 215L115 213V216L113 215V216H114V217H113V216L110 215L111 217H110V216L106 217V216L104 215V213H105V212H104V213H103V220H101L102 218H101V219H100V218H96L97 216H96L95 219H94V216L96 215V213H93L94 211H92V209H91L92 212L90 211V213L94 215V216L92 215L93 218H92V216L89 214V212H88V213H84V214H85V218L87 217V214H88V216H89V215L91 216V217H90L91 219H94V220H96V221L99 219L100 221H102V223H101V224L99 223L100 226H99L98 223H97L98 225L95 224L96 226H94V223H93L94 221L92 222L91 219H89V220L87 219L86 221H85V219H81V221L84 220V223H83L84 226H82L81 228H79V227L81 226V225H80L81 223H79V222H77V223H76V222H73L74 219L71 218V216H72V215L74 214V212H75V211H72V210H76V209L80 206L79 202H76L77 204H79V205L76 207V203L74 202V201L80 200V199L78 198V192H79L80 190H79V189L76 190V189L73 187L75 190H71V191H70V189H72V185H71V184H72V181H73V183H74V180L76 179V177H73L74 180H72V181H70V182H68V183H65L64 186H66V189H67L68 186H71V188H70V189L68 188L67 190H65V187H64V186H63V188H62V184H63L64 182L62 183L61 180H60V182H58L57 184L60 185L61 187L58 186L57 184H56V186H57V187H56V186H55V182H57V181H59V180L55 181V180H52V179H53L52 177H51L52 179L49 177L50 180L54 183V184L52 183V186H54V187H52L53 190H47V186H45V187H46V188H45V187H43V184H41V182L43 183V181H44V179H45L46 177H44V175L42 174V177H44V179H42V177L39 178ZM45 176H46V174H45ZM66 176H67V178H69V176H71V174H70L69 176L66 174ZM9 177H10V176H8V178H9ZM15 177H14V178H15ZM81 177H82V176H81ZM110 177L112 178V181H111V178H110ZM210 177H211V178H210ZM6 178H7V177H6ZM8 178H7V179H8ZM11 178H12V177H11ZM31 178H33V177H31ZM62 178H64V177H62ZM62 178H61V179H62ZM67 178H66V180H67ZM71 178H72V177H70V179H71ZM95 178H96V179H95ZM103 178L101 177L100 180L103 181V180H102ZM219 178H220V179H219ZM221 178H222V179H221ZM230 178H232V177H230ZM230 178H229V179H230ZM237 178H238V177H237ZM7 179H5V180H7ZM37 179H38V180H37ZM46 179H47V178H46ZM55 179H57V176L55 177ZM173 179H175V177H174ZM200 179H198V181H200ZM0 180H3V179H0ZM18 180L20 181L19 184L21 183L20 186L24 183L23 181H25L24 184H26L27 186H26V185H25V186L23 185V186L25 187L23 192H24L25 194H23V195H18V196L16 197V195L18 194V192H17V191H16L17 193H16V192L13 193V192H14L15 189H16V188H14V186H16V182H18ZM21 180H22V181H21ZM28 180H29V181H28ZM36 180H37V181H36ZM39 180H41V181L39 182ZM62 180H63V179H62ZM64 180H65V179H64ZM68 180H69V179H68ZM78 180H79V179H77V181H78ZM88 180H90V181H88ZM94 180H97V181H94ZM164 180H165V182L163 183ZM180 180H179V184H180ZM230 180H231V179H230ZM237 180H238V179H237ZM14 181H15V183H14ZM26 181H28V182L30 183L29 185H31V186H29V185H28V182H26ZM35 181H36L37 184L40 183L42 186H40V185H39V186H37V185L34 186ZM48 181H49V180H48ZM54 181H55V182H54ZM75 181H76V180H75ZM225 181H226V180H225ZM225 181H224V182H225ZM0 182H1V181H0ZM103 182H104V181H103ZM111 182H112V183H111ZM128 182H127V183H128ZM175 182H177V181H175ZM196 182H197V181H196ZM234 182H235V180H234ZM9 183H10V185L13 186V188H14V189H13V188L10 187V189L13 190V192H12L11 194H16V195L11 196V194H10L11 190L9 189V190H10V191H9V190H8V187H7V185L9 186ZM12 183H14V184H12ZM44 183L46 184V181H45ZM50 183H51V182H50ZM50 183H49V184H50ZM60 183H62V184H60ZM69 183H70V184H69ZM97 183H98V184H97ZM100 183H101V182H100ZM104 183H105V182H104ZM106 183H107V182H106ZM127 183H126V184H127ZM258 183H259V182H258ZM47 184H48V183H47ZM66 184H67V185H66ZM82 184H84V183H82ZM119 184H120V183H119ZM202 184H203V182H202ZM202 184H201V185H202ZM224 184H225V183H224ZM50 185H51V184H50ZM99 185H100V184H99ZM101 185L103 186V183H101ZM104 185L108 186V183H107V184H104ZM120 185H121V184H120ZM120 185H119V187H120ZM158 185H159V186H158ZM261 185H262V184H261ZM48 186H49V185H48ZM74 186H75V185H74ZM123 186L125 187V185H123ZM132 186H133V185L130 186V189H132V188H131ZM155 186H156V187H155ZM165 186H166V187H165ZM195 186H196V185H195ZM198 186H199V185H198ZM40 187H41V189H40ZM42 187H43V188H42ZM58 187H59V188H58ZM91 187H90V188H91ZM93 187H92V188H93ZM127 187H128V186H127ZM174 187H175V188H174ZM184 187H185V188H188V189H187V190L189 191L188 193H186V191H185V192H181V191H184ZM6 188H7V193H8L7 195H6V192L4 191V189L6 190ZM21 188H22V187H21ZM44 188H45L46 190H45ZM55 188H56V189H55ZM57 188H58L59 190H58ZM76 188H77V187H76ZM86 188H87V189H86ZM90 188H89V189H90ZM92 188H91V190L88 189L87 192L92 191ZM106 188H107V187H106ZM112 188H113V186H112ZM122 188H123V187H121V189H122ZM138 188H139V187H138ZM138 188H137V189H138ZM223 188H224V186L222 187V189H223ZM263 188H264V187H263ZM18 189H19V188H18ZM43 189H44V190H43ZM60 189H62V190L64 189V191H62V190H60ZM94 189H95V188H94ZM123 189L125 190V188H123ZM133 189H134V187H133ZM135 189H136V188H135ZM135 189H134V190H135ZM170 189H171V190H170ZM180 189H182V190H180ZM126 190H127V188H126ZM134 190L131 191V192L137 193V194H138V197H141V196H139V194H140V193H138L139 191L136 192V191H134ZM139 190H140V189H139ZM141 190H142L141 192H143L144 189H141ZM148 190H149V189H148ZM185 190H186V189H185ZM258 190H259V189H258ZM20 191H21V190H20ZM47 191H48V192H47ZM76 191H77V192H76ZM152 191H151V192H152ZM169 191H168V193H169ZM225 191H226V190H225ZM240 191H241V190H240ZM44 192H45V193H44ZM46 192H47V193H46ZM69 192H70V193L72 192V193L69 194ZM81 192H82V191H81ZM81 192H79V196H81ZM83 192H82V193H83ZM87 192H86V193H87ZM93 192H95V191H93ZM98 192H96V193H98ZM107 192H106V193H107ZM120 192H123V190H121ZM148 192H149V191H148ZM148 192H147V193H148ZM157 192H158V191H157ZM202 192H203V191H202ZM213 192H212V193H213ZM223 192H224V191H223ZM228 192H229V190L227 191V195H228ZM241 192H242V191H241ZM250 192H251V191H250ZM254 192H256V191H254ZM263 192H264V190H263ZM263 192H262V193H263ZM43 193H44V194H43ZM48 193H49V194H48ZM86 193H85V194H86ZM91 193H92V192H91ZM124 193H126V191H125ZM129 193H130V192H129ZM149 193H150V192H149ZM175 193H174V195H175ZM184 193H186V194H184ZM220 193H221V192H220ZM238 193H239V191H238ZM238 193H237V194H238ZM244 193H245V192H244ZM1 194H0V196H2ZM4 194H5V195H4ZM64 194H65V195H64ZM66 194H67V195L69 194L68 198L70 197V199H72V202H74V205H75V206H73L74 208H71V206L73 205V203L70 201V199H68V200H69L70 203H72V205H71V204H68V203H69L68 200L66 201V199H67V195H66ZM85 194H84V195H85ZM88 194H89V193H87L85 196H84V195L81 196V197H83V198L86 197L84 200L81 199V200H82V201L80 202L81 204H83V203H82L83 201H84V203H85V201H87V195H88ZM93 194H94V193H93ZM93 194H91V195L94 196V197H96V198H98V197L100 198V196H97L99 193L96 194V195H93ZM100 194H99V195H100ZM122 194H123V193H122ZM126 194H128V192H127ZM142 194H143V193H142ZM145 194H146V190H145ZM153 194L150 193V197H151V198H152L153 196H155V195H153ZM192 194H193V195H192ZM198 194H199V195H198ZM215 194H217V196H218L219 193H216V191H215ZM230 194H231V193H230ZM230 194H229V195H230ZM232 194H234V193H232ZM237 194H236V195H237ZM252 194H253V193H252ZM71 195H72V198H71ZM123 195H124V194H123ZM130 195H131V193H130ZM130 195H129V196H130ZM134 195H136V194H133V193H132L131 196L134 197ZM140 195H141V194H140ZM146 195L148 196L149 194H146ZM152 195H153V196H152ZM176 195H175V196H176ZM197 195H198V196H197ZM211 195H213V194H211ZM245 195H246V194H245ZM256 195H257V194H256ZM256 195H255V196H256ZM92 196H90V198H91ZM129 196L127 195V198L130 199V200H128V201H132V203H129V204H133L134 201H136V200H137V202H139V201L141 200V199H140V200L138 201V199H137L138 197H136V200H135V199L132 200V199H131L132 197L130 198ZM165 196H167V197H165ZM190 196H192V197H190ZM200 196H201V197H200ZM223 196H224V195H223ZM223 196H222V197H223ZM225 196H226V195H225ZM253 196H254V195H253ZM259 196H260V195H259ZM262 196L264 197V195H262ZM13 197H14V198H13ZM65 197H66V198H65ZM194 197H193V198H194ZM197 197H199V198H197ZM212 197H213V196H212ZM227 197H228V196H227ZM232 197H233V196H232ZM235 197H236V196H235ZM241 197H242V196H241ZM257 197H258V196H257ZM263 197H262V199H263ZM15 198H16V199H15ZM17 198H18V199H17ZM62 198H64L65 200H64V199L62 200ZM96 198H93V199L91 198V199L95 201ZM147 198H149V197H147ZM147 198L144 197L145 200H146ZM203 198H204V196H203ZM209 198H210V197H209ZM217 198H218V197H217ZM220 198H221V196H220ZM236 198H237V197H236ZM254 198H255V197H254ZM0 199H1V198H0ZM11 199H12V200H11ZM30 199H31V200H30ZM155 199H156V198L154 197V200H155ZM165 199H166V200H165ZM167 199H168V200H167ZM174 199L177 200V201H175ZM198 199H199V200H198ZM206 199H207V198H206ZM210 199H212V198H210ZM234 199H235V198H234ZM234 199H232V200H234ZM240 199H241V198L239 197V200H240ZM255 199H256V198H255ZM257 199H258V198H257ZM10 200H11V201H10ZM18 200H19V201H18ZM88 200H89V196H88ZM102 200H101V201H102ZM158 200H157V201H158ZM184 200H185V201H184ZM193 200H194V199H193ZM230 200H231V199H230ZM232 200H231V201H232ZM242 200H243V199H242ZM251 200H253V198H251ZM9 201H10V202H9ZM62 201H66L67 204H68V206L70 205V208H71L72 210L68 208V206L66 205V203L63 204ZM94 201H92V203H94ZM96 201H97V200H96ZM96 201H95V202H96ZM146 201H147V200H146ZM146 201H144V202H146ZM151 201H152V200H151ZM174 201H175V202H174ZM187 201L190 202V203L192 204V202H191L192 200H191V201L187 200ZM187 201H186V202H187ZM195 201H194V202H195ZM204 201H205V198H204ZM204 201H203V202H204ZM207 201H208V200H207ZM207 201H206V202H207ZM212 201H213V200H212ZM221 201H222V199H221ZM240 201H241V200H240ZM244 201H245V200H244ZM255 201H256V200H255ZM30 202H32V203H30ZM88 202H89V205L91 206V204H90V200H89ZM98 202H99V199H98ZM137 202L134 203V204H137V207H136V205H135V207H134V204H133V206L130 205V207L132 206V209L128 207V209H129V210L127 209L128 211L126 210V207L123 206V209L126 211V213L124 212L126 217H127V216L131 217V215L134 214V213H135V216H138V217H136V218L134 217L136 220H133L134 218H132L134 215L131 217L132 220H133L132 222L136 221V222H134V225H133L132 223L129 224V222H130L129 219H128L129 222L126 223V222L128 221V220L126 219L127 221L124 220V222H123L122 224L120 223L121 227H120V225H117L118 227H116V230L113 231V232L117 233L118 230H121L122 227H123V228L125 227V228L128 230L127 233L129 234V237H128L127 234H125V232H124V236H123V238H126L125 241H128V244H127L128 246L125 247L126 242H125L123 239H122V241H121V239H120L121 242L119 241V238L117 239V240L121 243V244H120L119 242L116 241V238H114L115 241H116V242H115L116 245L114 244L115 246H114L113 244H111V243H110V244L107 243V241L104 240V242L106 241V242H105L106 245H103L104 243H102V242H101L102 244H101L100 242H98V244H101V248H100L98 245L96 246V247H99V248H96L97 250L94 248V246L92 247V248L95 249V251H94V250L91 251V252H92V254H90L91 256H85V255H87V254L84 253L85 255H83V256H84L85 259H84L82 256L79 257V256H77V255H76L77 257H75V255H74L73 257H75V258H78V257H79V258H82L83 260H86V261H87V258H86V257H88V259H89V257H90V260H88V261L93 260L94 263L91 261L93 264L96 263L94 260H98L99 264H112L113 262H112V263H108V262H110V261H113V260H112V257H114L115 260L118 259V258H116V257L122 258L121 262L127 261L126 263H128V261L130 260L131 263H128V264H132V263H133V264H141V262H143V261H144L143 259H145V258H146V259H151V260L154 261V262L157 261V263H155V264H159V263H160V264H264V228H263L264 226L261 225L262 222L264 221V219H263V218H264V211H263V212H260V213L263 214V215H261V214L259 213V216H255L254 218H252V219H251V222H249L250 220H248V219L245 220V219H246V218H245L244 220H245L246 223H244V224L241 223L240 225H239V223H237V225H235V226H233L232 224H231V225H232V226H231V225L229 224V227H224L223 229H220V230H219L220 232H219V231L217 232V231H214V230H213L214 232H216V233H214V232H212L211 230L208 229V231H211V232H212V233L209 232V233H210L209 236L211 235L210 237L208 236V234H204V232L202 233V231H204L205 229H203V230L200 229L201 232H197V231H199L198 224L193 222V225L195 224L196 228L198 229V230L196 231L197 234L200 233V234L202 235L200 238H201V241H202V240H203V241H202V242H201L200 240H198V241L201 242V244H206L205 246L200 245V243H199L198 241H196V240H197V237H195V236H196V235H195V234H196V232H195L196 229H193L194 226H193V225H190V224L192 223V221L190 220L189 213H190V215H191V212H192V211H190L189 213H188V211H187L186 213H188V214H187L186 216H188L189 220L191 221V223H190V221L188 220L189 223H190L189 225H190L191 227L193 226L192 228L190 227V228H191V232H193V230H194L195 234H194V232L191 234L190 231L187 230V227H188L189 225H188V226L186 225V226H187L186 228H185V226H182V227H184L187 231H189V233H188V235H187L188 237H189L190 234H191L192 236L194 235L193 238L196 239L195 241H196V243H197L196 246H195V248L198 247L197 245H198V243H199V247L197 248V250L194 251V250H195V249H194V250L192 251V252H193V253H192V252H191L192 249H190L188 246H189L190 244H192L190 247L192 248V246H193V248H194V241H193L194 239L192 240L193 242H192V241H189V240H186V241H187V242H186V241L184 240L186 243L189 242V243H188L189 245L187 244L188 246H186V247L188 248V252H187V250H186V252H187V253H190V252H191L192 255L194 254L193 256H192V255H191V256H190V255L188 256L187 253L184 251L186 247H184V250H183V249H179L180 246H181V248H182V246L186 245V243H184V244L181 243L182 245H178V244H180L179 242L182 241L181 239L186 237V235H185V237H184V235H182V234H184V233L186 232V230L182 231V229H184V228H182V229H179V228H178V230H181L182 232H184V233H182V232L179 231L180 233H182V234L180 235V237H179V239L181 240V241H179V242H178L179 239H178V238H175L176 235H174L175 237L173 236V234L175 233L174 229H176L175 226H176L177 224L179 225V223H180V221H179V220H180L179 214H176V213H179V211H177L176 209H174V210H176V213H175V214H176L177 216L174 215V212H175V211H173V213H172L173 215H171V214L169 213V214L171 215V216L169 217V216H168L169 214H168V215L165 214V213H164L165 211L162 210V208L160 207V205H159L158 203L156 204V206L158 207V209H157V207H156V209H155V210H157V211H155V210L153 209L154 207H152V210L154 211V213L156 214V212H158L157 214H159V215H158L159 223H157V224L159 225V226L157 225V226H158V229H159V228L161 229V227H162V228L164 227V228L166 229V231L164 232V234L167 235V236L165 235V236H166L165 238H166V239L168 238L167 241L164 240V241H166V242H164V241L161 240L162 238H164V235H163V236L161 235V234L163 233V229H164V228L162 229V233H161V230L159 231L158 229H156L157 231H155V230L153 229V231L157 232L159 235L162 236V238H160L161 236H160V237L157 236V238H160L159 241H160V242L162 241V244L166 243L165 245H167V243H168V245L170 246V247H169V246L167 245V247H168V251H166V249H167L166 247H165L164 250H162V249L164 248V247H161V246H163L162 244H161L160 246H159L158 244H156V247H153V246H151V245H150L151 247L148 246L150 243H151V244L154 243V245H155L156 241L158 242V239L156 238V236H155V238H154V233H155V232H152V230H151L152 228H154V227H153L154 225H153V226L151 225L152 228H148V227H151V226L146 225V222H145L146 219L149 218L150 215L153 214V215L150 217V218L152 219L153 216H154V213L152 212V210L149 209L150 212H149V216H148V215H147V214H148V213H147V212H148V207L145 206V208H146V207H147V208L144 209V210H147V211H146V217H147V216H148V217H147V218L145 217V219H144L143 217L145 216V214L143 215V212H144V211H142V209L144 208V206H143L142 208H140L142 205H140V203H137ZM141 202H142V200H141ZM147 202H148V201H147ZM196 202H195V203H196ZM223 202H224V201H223ZM225 202H226V201H225ZM227 202H228V201H227ZM15 203H14V204H15ZM99 203H100V205H101V202H99ZM99 203H98V204H99ZM149 203H150V200H149ZM154 203H156V202L154 201ZM173 203H174V204L176 203V204H175V205H172ZM204 203H205V202H204ZM204 203H202V204H204ZM234 203H235V202H234ZM251 203H252V201H251ZM253 203H254V202H253ZM256 203H257V202H256ZM23 204H25V203L23 202ZM32 204H36V205L34 206V205H32ZM47 204H48V205H47ZM61 204H63V206L65 205V206L63 207ZM138 204L140 205V207H139ZM151 204H152V203H150V205H151ZM166 204L163 203L164 206H167ZM178 204H179V203H178ZM193 204H194V203H193ZM199 204H201V203H199ZM205 204H206V203H205ZM227 204H228V203H227ZM236 204H237V202H236ZM238 204H239V203H238ZM238 204H237V205H238ZM263 204H264V203H263ZM31 205L34 206L35 209H32V206H31ZM45 205L47 206V208L44 207ZM83 205H84V204H83ZM83 205H81L79 208L82 209L81 207H86V203H85V206H83ZM100 205H99V206H100ZM153 205H154V204H153ZM158 205H159V206H158ZM163 205H161V206H163ZM179 205H180V204H179ZM188 205H190V204H188ZM197 205H198V204H197ZM212 205L214 206V204H212ZM215 205H216V204H215ZM237 205H236V206H237ZM239 205H240V204H239ZM241 205H242V204H241ZM241 205H240V206H241ZM252 205H253V204H252ZM1 206H2V205H1ZM14 206H15V205H14ZM17 206H18V205H17ZM41 206H43L42 209H41ZM66 206H67V207H66ZM87 206H88V204H87ZM101 206H102V205H101ZM103 206H102L101 208H103ZM105 206H104V208H103L102 211H104V210L106 211ZM191 206H192V205H191ZM194 206H195V205H194ZM206 206H207V205H206ZM206 206H205L204 208H206ZM219 206L221 207V205H219ZM222 206H223V205H222ZM253 206H256V205H253ZM25 207L27 208V206H25ZM91 207H92V206H91ZM95 207H96V205H95ZM121 207H122V206L120 205V206H118V207H116V208H121ZM133 207H134V209H135V208H136V209L134 210ZM138 207H139L140 209H139ZM178 207H179V206H178ZM178 207H177V209H178ZM181 207H182V206L179 207V208H180L179 210H181L180 212H181V213H182V212L185 213V211H182V209H184V208H181ZM184 207H185V206H184ZM197 207H198V206H197ZM201 207H202V206H201ZM201 207H200V208H201ZM209 207H210V205H209ZM220 207H219V208H220ZM263 207H264V206H263ZM2 208H3V209H2ZM44 208H46V209H44ZM75 208H76V209H75ZM92 208H93V207H92ZM96 208H97V207H96ZM96 208H94V209L97 210ZM150 208H151V206H150ZM159 208H160L161 210H159ZM169 208H170V207H169ZM169 208H168V206H167V210H168V212H169ZM187 208H188V206H187ZM191 208H192V207H191ZM195 208H196V207H195ZM202 208H203V207H202ZM210 208H211V207H210ZM222 208H223V207H222ZM237 208H238V207H237ZM244 208H245V206H244ZM67 209L71 210L73 213L71 214V211H68ZM98 209H99V208H98ZM123 209H121V210H123ZM163 209H166V207H164ZM197 209H199V207H198ZM223 209H224V208H223ZM28 210H30V209H28ZM39 210H37V211L39 212ZM63 210H67V211L64 212ZM100 210H101V209H100ZM100 210H99V211H100ZM108 210H109L110 212H108ZM117 210H118V209H117ZM119 210H120V209H119ZM119 210H118V212H119ZM130 210H133V213H132ZM139 210H141V211H139ZM158 210H159V211H158ZM172 210H173V209H172ZM172 210H171V208H170V212H171ZM199 210H200V209H199ZM199 210H198V211H199ZM207 210H208V209H207ZM209 210H210V209H209ZM226 210H227V209H226ZM233 210H234V209H233ZM263 210H264V209H263ZM19 211H22V212H21V217H23L22 219H21V217H20V215H19L20 213H18ZM59 211H60V213H63V212H64V213L62 214V216H60V217L58 216V217H59V219H58V217H56L55 214H56L57 212H59ZM61 211H63V212H61ZM78 211H79V210H78ZM78 211H77V213L75 212V214H78ZM102 211H101V212H98V211H97V214L102 213ZM129 211H130V212H129ZM134 211H137L138 213H137V212H134ZM193 211H194V210H193ZM7 212H8V214H7ZM40 212H41V211H40ZM44 212H45V213L47 212L46 216L44 215ZM55 212H56V213H55ZM120 212L122 213V211H120ZM140 212H141V213H140ZM151 212H152V214H151ZM159 212H161V213L163 212L162 214L166 215V217H167L168 220L166 221V219H164V220L166 221L165 223H164V221H163V222L160 221L161 217H162V218H165V216L163 217L162 214L159 213ZM168 212H167V213H168ZM210 212H211V211H210ZM222 212H223V211H222ZM228 212H229V211H228ZM228 212H227V213H228ZM2 213H1V214H2ZM14 213H15V215H14ZM17 213H18V214H17ZM53 213H55V214L53 215ZM60 213H58V214L60 215ZM80 213H83V212H80ZM121 213H119L118 216H117V218H114V220L116 219L117 222H119L120 218H118V217H121ZM124 213H122L123 216H124ZM136 213H137V215H136ZM181 213H180V215H181ZM186 213H185V214H186ZM192 213H193V212H192ZM197 213H198V212H197ZM197 213H196V214H197ZM218 213H219V212H218ZM1 214H0V215H1ZM16 214H17V215H16ZM49 214H50V215H49ZM58 214H57V215H58ZM66 214H68V217H69V214H70V217H69V218L72 219V220L70 219L71 222H70V221L67 222V224L70 223V225H66V224H64L65 222H64L63 219H62V217H64V220H65V221H66V220H69L68 217H67V219L65 218V216H67ZM127 214H130V215H127ZM140 214H141V219H142V220H141L140 222H138L139 220H138L137 218H140V216H139ZM193 214H194V213H193ZM210 214H211V213H210ZM213 214H214V213H213ZM219 214H220V213H219ZM219 214H218V216H219ZM221 214H222V213H221ZM221 214H220V215H221ZM228 214H229V213H228ZM3 215H1L0 218L3 217ZM52 215H53V216H52ZM63 215H64V216H63ZM99 215H100V214H99ZM101 215H102V214H101ZM101 215H100V217H101ZM119 215H120V216H119ZM160 215H161V216H160ZM226 215H227V214H226ZM256 215H257V214H256ZM260 215H261L263 218H262ZM74 216H75V221L78 220V219H77L78 217H77L76 215H74ZM74 216H73V217H74ZM78 216H79V218H81L83 215H81V217H80V214H79ZM123 216H122V219H121L122 221H123ZM125 216H124V218H126ZM182 216H184V217H181V218H184V219L186 218V216H185L184 214H182ZM196 216H197V215H196ZM231 216H232V215H231ZM236 216H237V215H236ZM53 217H56L55 219H58V220H54ZM83 217H84V216H83ZM98 217H99V216H98ZM104 217H105V219H104ZM109 217H110V218H109ZM129 217H128V218H129ZM155 217H157V216H155ZM159 217H160V218H159ZM191 217H192V215H191ZM194 217H195V216H194ZM221 217H222V216H221ZM224 217H225V216H224ZM257 217H258V218H257ZM51 218H52V219H51ZM87 218H88V217H87ZM131 218H130V219H131ZM177 218H178V220H177ZM222 218H223V217H222ZM228 218H229V217H228ZM3 219H6V217L3 218ZM61 219H62V220H61ZM118 219H119V220H118ZM143 219H144L145 221H143ZM151 219H150V220H151ZM154 219H155L156 221H158L156 218H153V219L151 220V221H152L151 224H154V223H153ZM192 219H193V218H192ZM218 219H219V218H218ZM229 219H230V218H229ZM234 219H235V220H234ZM234 219H233L234 222H236V220H238V217H236V218H234ZM257 219H261V220H263V221H257ZM14 220H15V221H14ZM53 220H54V221H53ZM116 220H115V224H116ZM147 220H148V219H147ZM176 220H177L178 222H177ZM186 220H187V218H186ZM186 220H182V221H186ZM231 220H232V219H231ZM0 221H1V220H0ZM55 221H57V223H59V221H61V224L59 223V225H61L62 228H60V226H59V229H60L59 231H60V232L58 231L57 233H54V231H52V232L50 231L53 227H58V225H57V223H56ZM62 221H63V222H62ZM81 221H80V222H81ZM96 221H95V223H96ZM100 221H99V222H100ZM142 221H143L142 224H144V222H145L144 226H148L147 228L150 229V232L153 233V235H152V233H150L149 230H147V231H148V233H147V237H146V235H145L146 240H147V238H150L151 235H152V237H153V240H152V238H150V239H149V243H148V240H147L146 243H148V245L146 244V246H145V244H144L145 247L142 246L143 244H139V243H141V240H142V239H139L140 237H138V236H140V234H139V233H138L139 235L137 234V231H138V230H140V231L142 230V231H143V229H139V227L142 225V224L140 225L139 223H141ZM156 221H155V222H156ZM174 221H176V222H175L176 224H174ZM182 221H181V222H182ZM239 221H240V220H239ZM239 221H238V222H239ZM53 222H55V223L53 224ZM72 222H73V225L71 224ZM82 222H83V221H82ZM97 222H98V221H97ZM106 222H107V221H106ZM106 222H105V223H106ZM109 222H107V223H109ZM113 222H114V221H113ZM147 222H150V221L148 220ZM161 222H162L163 224H161ZM221 222H222V220H221ZM224 222H225V221H224ZM230 222H231V221H230ZM234 222H231V223H234ZM242 222H244V221H242ZM258 222H260V224H258ZM9 223H10V225H9ZM74 223H76V224L79 223L80 226L77 227V229H79L80 232H78V230L76 229L77 232H74L75 235L72 234L73 236H70V237H69V238L73 237V239H72V238H71L70 240H69V238L66 239V238L69 236L68 233H69V232L72 233L71 231H69L68 228H69L70 226H73V228H75L76 226H78V225H75ZM92 223H93V224H92ZM107 223H106V224H107ZM125 223H126V224H129V225L131 226V228L135 226V223L139 224L140 226L138 225V226H139V227L137 228L138 230H137L136 232H134V231L136 230L135 227H137V226H135L134 228H132L131 231H130V230L128 229V228H130V226H127V227H126V225L124 226ZM0 224H2V223H0ZM118 224H119V223H118ZM131 224H132V225H131ZM147 224H150V223H147ZM222 224H223V223H222ZM235 224H236V223H235ZM263 224H264V222H263ZM51 225H52V226L54 225V226L51 227ZM55 225H57V226H55ZM64 225H66V226H64ZM109 225H112V226H113L114 223H109ZM122 225H123V226H122ZM155 225H156V224H155ZM178 225H177V226H178ZM182 225H184V224H182ZM224 225H226V224H224ZM238 225H239V226H238ZM1 226H0V227H1ZM68 226H69V227H68ZM74 226H75V227H74ZM104 226H101L100 230H101V229L103 230ZM112 226H111V228L114 229V226H113V227H112ZM180 226H181V225H180ZM260 226H261V227H260ZM50 227H51V229H50ZM64 227H67V229L64 228ZM91 227H92V226H91ZM91 227H90V228H91ZM102 227H103V228H102ZM155 227H156V226H155ZM171 227H174V229H172ZM250 227L255 228V231H256L259 235L261 234V235H260L261 237L263 236L262 239L254 240V239L252 238V237H253V236H252V233H253V232H252V233L249 232V231H250L249 229H252V228H250ZM10 228H11V230H10ZM12 228H13V229H12ZM99 228H98V231L95 232V233H99ZM108 228H107L108 231L105 229V232L107 231L108 234H109L108 237H110V236H112L113 232L109 230V229H111V228H109V229H108ZM117 228H120V229H117ZM125 228H124V230H125ZM141 228H142V226H141ZM167 228H171V229H167ZM188 228H189V227H188ZM194 228H195V227H194ZM256 228H257V229H256ZM26 229H29V233H30V231H31V233H30V237H31V235L33 234V235H32V237H33L32 239H31V238L29 237V235L27 234V231H28V230L26 231ZM31 229H32V230H31ZM70 229H71V228H70ZM86 229H88V227H86ZM134 229H135V230H134ZM145 229H146V227H145ZM145 229H144V230H145ZM232 229H235V230H232ZM33 230H34V231H33ZM65 230H66V232H61V231H65ZM67 230H68V231H67ZM71 230L73 231V229H71ZM88 230H89V229H88ZM102 230H101V232H102ZM122 230H123V229H122ZM133 230H134V231H133ZM168 230H169V231H168ZM170 230H172V231H170ZM206 230H207V229H206ZM221 230H222V231H221ZM253 230H254V229H253ZM24 231H25V232H24ZM74 231H75V229H74ZM103 231H104V230H103ZM142 231H141V234H142ZM145 231H146V230H145ZM176 231H177V230H176ZM208 231H205V232L208 233ZM67 232H68V233H67ZM107 232H106V233H107ZM119 232H120V231H119ZM121 232L123 233V231H121ZM121 232H120V236H121V234H122ZM166 232H167L168 234H167ZM169 232H170V233H169ZM248 232H249V233H248ZM66 233L68 234V236H67L66 238H62L63 235L66 234ZM102 233H103V232H102ZM115 233L113 234V236L116 235ZM160 233H161V234H160ZM176 233H178V231H177ZM23 234H24V235L27 234L29 238H27V235H26V237H25ZM67 234H66V235H67ZM104 234H105V233H104ZM108 234H107V235H108ZM143 234H146V233L143 231ZM169 234H170V235H169ZM178 234H179V233H178ZM178 234H177V237L179 236ZM185 234H187V233H185ZM200 234H198V235H200ZM6 235H7V234H6ZM8 235H7V236H8ZM66 235H65V236H66ZM70 235H71V234H70ZM97 235H99V236L101 237V235H103V234L100 233V234H97ZM122 235H123V234H122ZM148 235H150V236H148ZM156 235H157V234H156ZM198 235H197V236H198ZM259 235H258V236H259ZM4 236H5V234H4ZM22 236L25 237V239H26V238H27L28 240L31 239V240H29V241H32V240H33V241H32V244H33V245H31V243H29V242H28L29 244L27 243L28 245H26V243H24V242H25V239L22 238ZM65 236H64V237H65ZM116 236H118V235H116ZM116 236H115V237H116ZM120 236H119V237H120ZM181 236H182V237H181ZM207 236H208V237H207ZM0 237H3V236H0ZM12 237H13V235H12ZM86 237H87V238H86ZM135 237H136V238L138 237L137 240L135 239ZM82 238H83V237H82ZM88 238H89V239H88ZM165 238H164V239H165ZM173 238L177 239V244H175V245H178V247H177L178 249H177L176 247H175V249H173V247H174L175 245H172L173 247H171V244H169V239H170V243H172V242H173ZM198 238H199V237H198ZM209 238H210V239H209ZM13 239H14V238H13ZM27 239H26V240H27ZM62 239H64V241H66V242H65L66 246H65V244L63 243L64 241L62 242ZM65 239H66V240H65ZM100 239L102 240V237H101ZM100 239H98V241H100ZM138 239H139V241H138ZM154 239H157V240H154ZM189 239H190V237H189ZM191 239H192V237H191ZM206 239L208 240V242H207ZM18 240H17V241H18ZM28 240H27V241H28ZM79 240H80V239H79ZM81 240H82V239H81ZM81 240H80V241H81ZM205 240H206L207 243L205 242ZM4 241H5V240H4ZM8 241H9V240L6 239L5 242L8 243ZM60 241H61V243H60ZM75 241H74V242L71 241V242L75 243ZM85 241H86V240H85ZM87 241H86V242H87ZM90 241H92V240H90ZM102 241H103V240H102ZM123 241H124L125 243H124ZM137 241H138V243H137ZM150 241H151V242H150ZM152 241H154V242H152ZM174 241L176 242V240H174ZM15 242H16V241H14V243H15ZM71 242H70V243H71ZM78 242H79V241H78ZM83 242H84V240H83ZM83 242H82V243H83ZM92 242H93V241H92ZM96 242H97V241H96ZM122 242H123V243H122ZM142 242H143V241H142ZM163 242H164V243H163ZM18 243H19V244H18ZM62 243H63V244H62ZM84 243H85V242H84ZM87 243H88V242H87ZM90 243H91V242H90ZM158 243H159V242H158ZM76 244H77V243H76ZM78 244L81 245V242L78 243ZM78 244H77V245H78ZM85 244H86V243H85ZM88 244H89V243H88ZM91 244H93V243H91ZM91 244H89L88 246L90 247ZM122 244H123V245H122ZM159 244H160V243H159ZM172 244H173V243H172ZM63 245H64V246H63ZM70 245H72V244H70ZM95 245H96V243H95ZM102 245H103V246H102ZM112 245H113V246H112ZM75 246H76V245H75ZM147 246L149 247V249H147V248H148ZM10 247H11V246H10ZM77 247H78V246H77ZM83 247L86 248V245H84ZM83 247H82V248H83ZM89 247H88V248H89ZM146 247H147V248H146ZM82 248H81V249H82ZM90 248H91V247H90ZM124 248H126V249H124ZM187 248H186V249H187ZM84 250H85V249H84ZM86 250H87V249H86ZM189 250H190V251H189ZM88 251L90 252V249L87 250V252H88ZM164 251H166V253L168 252L167 255L165 254L166 257H164ZM77 252H79V253H77ZM83 252H86V251H83ZM194 252H195V253H194ZM191 253H190V254H191ZM13 254H14V253H13ZM29 254H31V256H29ZM88 255H89V253H88ZM94 255H95L96 257H95ZM112 255H113V256H112ZM146 255H147L148 257H146ZM144 256H145V257H144ZM73 257H72V258H73ZM163 257H164L165 259H163ZM72 258H69L68 260H70V259L72 260ZM75 258H74V260L76 261ZM79 258H78V259H79ZM124 259H125V260H124ZM146 259H145V261H146ZM119 260H120V259H119ZM123 260H124V261H123ZM151 260H150V263H151ZM72 261H73V260H72ZM75 261H74V262H75ZM86 261H84V263H83V262H81V263L86 264V263H85ZM130 261H129V262H130ZM145 261H144V262H145ZM74 262H73V264H74ZM117 262H118V261L116 260V263H117ZM144 262H143V264L147 263V262H145V263H144ZM154 262H152V263L154 264ZM70 263H72V262H70ZM77 263H78V262H77ZM81 263H80V264H81ZM87 263H88V262H87ZM126 263L124 262L123 264H126ZM150 263H149V264H150ZM0 264H4V263H3V260H2V261L0 260ZM55 264H57V263H55ZM61 264H62V263H61ZM75 264H76V263H75ZM78 264H79V263H78ZM97 264H98V263H97Z\"/></svg>", "mask_w": 264, "mask_h": 264}]
</instances>
